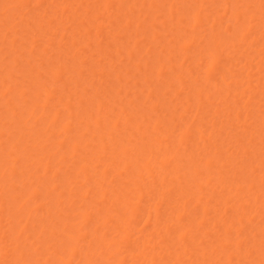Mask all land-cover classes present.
Masks as SVG:
<instances>
[{
  "label": "rangeland",
  "instance_id": "obj_1",
  "mask_svg": "<svg viewBox=\"0 0 264 264\" xmlns=\"http://www.w3.org/2000/svg\"><path fill=\"white\" fill-rule=\"evenodd\" d=\"M4 1V2H3ZM40 1H41V3H40ZM78 1H79V3H78ZM117 1H120V0H77V2H76V0H37V2L36 1H34V0H0V170H1V168H2V170L3 171H0V182H2V184L0 185V187H2V188H0V193L3 191V193H2V196L4 197V198H6V196H8L7 194L6 195H4L5 194V192L6 191H4V188H6L7 189V192L8 191H10V193H11V195H15V197H14V203L16 204H14L13 205V207L16 209H14V208H11V206H7V207H5V208H9V211L11 212V213H9V211H8V213H5V212H7V211H5V209H3L4 207L2 206V205H0V260H1V262L3 263L4 262V260L3 259H5V258H7L8 257V254H6L7 256L5 257V252H6V250L9 248V247H11V249L13 248V242H14V240H17L18 242L20 241V240H22V241H20L18 244H23L22 246L24 247V250H25V252L27 253L29 250L30 251H32V254L36 257H34V256H30V254L29 255H27L23 250V252H24V255L22 254V251L20 250V252H21V255H23L22 257L26 260V258H27V261L25 262V260H23L22 261V257L20 258L21 259V261L22 262H20V263H22L23 264V262L24 263H30V264H46V263H48V264H53V260H55V259H53L52 260V258L55 256V254H56V252L57 251H54V253L52 252L53 250V248H49V247H47V248H45L46 246H44L43 247V243L41 244L40 243V240H41V237H42V239L45 241H43L44 243H46L47 244V242L48 243H50V244H52V242L53 241H60V239L62 238V240H64L63 238L66 236H70L69 235V233H68V235L66 234H64L65 236H63V232L62 233H60L61 232V230H66L65 228H63V227H61V226H59V223H57V225H56V223L55 224H53V227L52 228H50L49 230H51V229H53V228H55V226L54 225H56L57 227H58V229L60 230V232H59V230L57 231V233L55 234V232L53 233V234H51V232L52 231H50V234L51 235H49V233L47 232V230L46 229H48L49 227H46V225L44 226V223H47L48 222V224H52L53 222H55V221H58V222H60L59 220H61L62 222L63 221H65L64 223L65 224H67V225H65V226H67V227H69V225H68V221H71V222H73V223H75V226L77 225V223H76V221L78 222V220H79V224L77 225V228H79V227H81L80 228V230L78 229V230H76L77 228L74 226V225H71V223H69L70 225H71V227H73V229L75 230H72V232H71V235H72V233L74 232V234H75V237L78 235L79 236V238H78V240L79 241H82L83 239V241L82 242H79V241H75V242H73V243H75V244H80V243H82L83 244V246H85V245H89L88 244V241H89V243L90 242H92L93 240H90V238H88V239H86L87 237H89L90 235L89 234H91V233H93L92 231H94V230H91V232H89V234H87L86 233V231L87 230H89V229H91L92 227H94V229H96V230H98L100 227H105L104 229L105 230H110L111 232L109 233V234H111V235H113V236H115L117 233L118 234H120L119 236H123V234H122V230L123 229H125V226L123 225V227H121L122 229L120 230L119 228H120V226H118V228H117V226L116 225H119L118 223H116V225L114 224L115 222H116V220H118V221H120L119 219H116L117 217H112V214H109L108 213V216L110 215V217H109V219L108 220H106L105 222H104V224L101 226L100 225V220H103V219H100L99 220V223L97 222V223H94V218H93V214H91V218H93L92 220L91 219H89V221L86 219V221L85 222H87L86 223V225L84 224V222H83V220H82V217H84V216H82L80 213H78L77 211H80V209H81V211L80 212H82V210L83 211H87V208H88V206H90V205H92V206H90L91 208V210L89 209V212L91 211V213H92V211L94 212V210H96V208H98V207H96V206H99V207H104L102 204H103V202L100 200V198H96V201L95 202H93V201H90V199L91 198H93V196H91L92 194V192H90L91 191V189H89V187H92L91 186V183H94L95 184V182H91V180L96 176V175H99V173L100 172H97V170L99 171V169L102 167V164L103 163H109V162H114V163H112L113 165H117V167L115 168L116 170H115V172L114 173H111V172H107L106 173V169H107V167H108V164L106 165V166H104V167H102L101 169H100V171H105V173L106 174H109V176L110 175H113L114 176V174L115 173H117L118 171H119V173L118 174H116V175H119V176H122L123 174H124V172H125V170L127 169V166H129L128 164H130L129 162H134V160L136 159V160H140V156H139V158H137V155H139V154H135L136 156L135 157H133V155H134V153H136L137 151H135V147L133 148V146H136V144H139V142L142 140V138H143V140L145 141V143L144 144H147V145H145L146 146V149L148 150V149H150V148H152V151H147L146 152V155H149V156H147L148 158H150L151 159V161L148 163V161H147V163H146V160H144V162L147 164V165H149L150 163V165L149 166H152V167H155L156 169H151V168H149V166H144V167H146V168H143V166H141V168L140 169H138V170H141V172H138V170H137V172L138 173H141L140 174V176H139V174H138V176H137V178H135V180L136 179H139V181L141 180L142 182H139L138 184H142V183H148V182H150L149 181V179H152L151 177H149V174H148V176H147V174L146 173H154L155 174V176H156V172H157V168H162V167H164V168H162V169H164V171H163V173H166V175L165 174H163L161 171V173L163 174V176H166V177H163L162 175V178H164V182L163 181H161V177H160V179H159V177H158V179H157V181L156 182H160L161 184L162 183H164V184H162V186H158L157 184H156V182H155V186H157V188L159 187L161 190H159V192L161 191V192H163L162 194H160V196H159V198H157L158 197V195L156 196V198L154 197V199H156V200H154V199H151L150 197H152L153 198V196H155V195H153V193H148L149 195L151 194V196L149 197L148 195H141V194H144V193H146V192H148V191H152L153 189H148V191H146L145 190V188L143 189V187L141 186V185H139V186H141L140 187V195L141 196H143L142 198H141V196L139 195V193L137 194V195H135V193H136V191H137V183L136 184H134V185H132V182H133V179H131L132 180V182H131V180H128L129 181V183L128 182H123L122 183V181L123 180H125L127 177H126V173H128L129 172V170H127L128 172H126L125 174V176L123 175L122 177H123V180H122V178L121 177H119V178H121V181H119V183H120V185L122 184V186H128V189H131V192L132 191H134V192H132V193H130V194H132L133 195V197H134V195H135V197L137 196L138 197V195H139V199H137V197H136V199H137V202H139V204H140V206H143L144 204H145V206H146V204L147 203H153L154 204V206H155V203L156 202H158L159 201V199H162L163 201L161 202V203H158L157 205H158V207L157 208H159V210L157 209V208H154L151 204H148V205H151L150 207H153L154 209H157V211L155 212V211H152L153 213L155 212V213H158V215L160 216V218L159 217H155V218H159L160 220H167V217H172L173 215H175L176 216V214L177 213H179V212H181V213H183V211H186V213H184L183 215L181 214V217H179V219L177 218H175V217H172V218H169L167 221H163L164 223L163 224H167L168 223V221H169V223H171L172 224V226L175 224V223H177L176 224V227H178V225H179V223L181 224H184L187 220H184L185 218V214H191L192 215V218H196L195 219V224H194V222H192V223H190V225L192 224V227H194V226H196L195 227V229H198V235H197V237H198V240L196 239V241L197 242H195L196 243V246L194 245V244H187V242H182L184 239H181L180 241L179 240H177L178 239V237L177 236H175V237H173L172 235H173V233H171L176 227H172L171 226V224H169L170 225V228L168 229L167 227V229H165V226H161V225H163L162 223H160V220H159V223H157V224H153V223H155V222H153V220H154V218H153V216L152 217H150V215H149V219H147V212H149L150 214H151V212H150V210H149V206H148V210L146 211L144 208H145V206H143V207H141V208H139L140 206H136V205H138V203L137 202H135V200L133 201L132 200V198H131V202L133 201L134 203H137L136 205H135V207H134V210H135V212H138V214H135V216L134 217H132V219L134 220V222H133V220L131 221V223L130 222H127L128 221V219L125 221V222H127V223H125V224H128V223H130L129 224V226H126L127 228H128V231H126V230H124L126 233H128L126 236L127 237H129V238H127V240L126 239H124V241H122V240H119V236L118 235H116L115 237H113V239L112 240H108V238L109 237H112V236H110L109 234H106V232L105 233H103V234H106L107 235V237H106V235H104V237H102L103 236V234H102V238H104V240H107L108 242L107 243H104V242H106V241H104V240H101V241H104V242H102V243H100L99 245H96V246H99V247H101L100 249H99V247H98V249H97V251L98 252H100V253H98L100 256H101V259L104 257V255H105V252L103 251V253H101V251L102 250H107L108 248H109V245L108 244H112V246H110V248H113L114 247V249L115 248H117L116 249V251L120 248V246H121V249H119L118 250V252L120 251V250H123V251H121L122 253V255L119 253V254H117L116 256L118 257V258H116V257H114L112 254H111V251H109V253L111 254V256H110V254H108L107 252V257H109L108 259V262H107V264H110V262L112 263L113 262V260H114V262H113V264H133V261H131L132 260V258L133 257H135V254H133V253H130V252H132V250L130 251V252H126V250H128L127 248H126V250L125 249H123V248H125V247H130L131 249L133 248L134 249V245L133 246H130L129 245V243L130 244H132L131 242L133 241V240H135V239H137V246L139 245V243H138V241L139 240H144L147 236V243L146 244H148V242H150L151 240H152V243H149V245L152 247V248H146V247H148V245L145 247V246H140L141 247V249H145L146 248V250L144 251V252H148L147 254H148V256H149V254L151 255V251H152V255L153 254H155V257L157 256V260H161V259H158V258H160V255H161V258H162V255L164 256V257H166V255L164 254L165 252H166V248L164 249L165 251H164V253H162V252H160L159 250H160V248H157L158 246H160L161 244H163V245H161V246H166V245H169V244H166V242H168V240H166V242L164 241V242H161V243H159L160 241H161V238L163 237V236H161V235H163V234H167L165 231H167V230H171V232H170V234L171 235H169V237H173V240L175 239L176 241H178V243H176L177 245H179V246H173V248H172V244H171V249L170 248H168V250H167V252L168 251H170L171 250V252H173V249H174V247H177V249H176V251L178 250V249H180V250H178L179 252L181 251V253H180V259H175V264L177 263V264H200L199 262H202V264H211L212 262V264H234V263H239V264H249L250 262H248L250 259H252L253 257V255L255 254L254 252V246H252V245H254L253 244V241L255 242L256 241V243H258L257 244V246H256V244H255V246L257 247V248H264V234H262V231H264V230H262L261 231V229H259L258 228V226L262 223L261 222V219H264V218H261L260 219V214L262 213V211L261 210H259L258 208H257V206H255L254 207V205L251 203L252 202V200L251 199H248L249 198V196H251L252 195V189H253V187H251V183H250V181H252V182H254L255 183V181H253V180H250L251 178L252 179H254V180H256V181H259V179H260V177L261 176H264V153H262V151H264V137H260V135H259V137L256 139L255 137H253V138H255L256 140H253V141H250V142H247L246 143V141L248 140V138H247V140L245 141V143L247 144H245L244 146H239V145H237L236 143L237 142H235V141H237L236 140V138L238 139V141L240 142H242V140L244 139L245 140V135L248 133V131H249V135H250V132H252L253 130H255L256 128H257V130H259L258 129V127H256V126H254L255 127V129L253 128V130H251L250 131V129L248 130L247 129V127L245 126L244 127V123L242 122L243 121V119L245 120L246 119V117H248V115H249V117L248 118H250L251 116H250V114H252L253 115V117H251L249 120H247V126H248V123L250 124L252 121H254L255 120V122L254 123H256V121H257V119L259 120V123L261 124V126H264V125H262V123H264V122H262V117H264V116H259V113H257L260 109V115H261V113H264V111H262V109H264V108H261L262 106H261V104H264V94H262V96L260 95V92L261 91H264V89H262L261 88V86L262 87H264V83H262V81H264V69H262V71H261V68L262 67H264V63H262L261 64V62H259V61H261L262 59H264V58H262V57H264V52H262V51H264V50H261V49H264V48H262V47H264V0H197L198 1V3H196L197 1L196 0H121V2H122V5H121V7L123 8H119L120 6H119V4L117 3ZM153 1V2H152ZM33 2H35V4L33 3ZM77 3V5H75V3ZM120 2V3H121ZM72 3H73V7H74V9H73V7H72ZM153 3V4H152ZM36 4H37V6H36ZM116 4H117V6H116ZM169 4H170V6H169ZM187 4L189 5L188 6V8L187 7H185V6H187ZM194 4V5H193ZM2 5V6H1ZM131 5V6H130ZM150 5H151V7H150ZM15 6V7H14ZM20 6V7H19ZM44 6H46V7H44ZM94 6H96V7H94ZM97 6H99V7H97ZM116 6V7H115ZM134 6V7H133ZM195 6V7H194ZM226 6H228L226 9H227V11H230V12H232V11H234V12H236V14H238L239 16V19H238V17L237 18H235L234 17V15H231L232 13H230V12H227V11H225V7ZM21 7H22V9H21ZM24 7V8H23ZM44 7V9H47V11H42V9L41 8H43ZM71 7H72V9H73V12H75L73 15L72 14H70L69 12H72V11H70V9H71ZM87 7H89V8H87ZM92 7H93V13H95L96 14V12H98L99 11V14H98V17H97V15H96V18L94 17V19H92L91 21L92 22H95V24H99V25H101V26H96L95 27V24H92L91 22L89 23V21L88 20H90L91 18H87V13H88V9H89V11H90V9H92ZM127 7H129V8H127ZM132 7V8H131ZM179 7V8H178ZM195 8V9H192V8ZM16 8V9H15ZM81 8V9H80ZM96 8V11H94V9ZM97 8H100L99 10L97 9ZM113 8H115V9H113ZM176 8V9H175ZM69 9V10H68ZM83 9H84V11H83ZM115 12V14L117 13V15H115L114 13L112 14V10ZM116 9H118V10H116ZM178 9H180V10H178ZM183 9V10H182ZM185 9V10H184ZM17 10V11H16ZM21 10V11H20ZM32 10V11H31ZM37 11L36 13H34L33 11ZM86 10H87V12H86ZM98 10V11H97ZM121 10V11H120ZM132 10H133V12H132ZM187 10V11H186ZM225 11V13H224V11ZM19 11V12H18ZM38 11H39V13H38ZM56 11H57V14H56ZM131 11V12H130ZM175 11V12H174ZM41 12H43L44 13V15L43 16H45V17H43V16H41L40 15V13ZM55 12V13H54ZM62 12V13H61ZM80 12H81V14H80ZM82 12H83V14H82ZM122 12H124V13H122ZM177 12H178V14H177ZM179 12H180V14H179ZM237 12H239V13H237ZM244 12V13H243ZM8 13H14L15 15H13L12 17L11 16H9L8 17ZM23 13V14H22ZM37 13L40 15V17L42 18H40L39 17V15L38 16H36L37 15ZM43 13H41V14H43ZM50 13H52L51 15H48V14H50ZM78 13H79V16L81 15V17L82 18H84L85 17V19H87L86 20V22L88 21V23H86V22H83V21H85V19H82L83 21L82 22H80V21H78V22H80V24H77V18H79V20H81L80 19V17L78 16ZM91 11L89 12V15L88 16H90L91 14ZM92 13V14H93ZM109 13V14H108ZM129 13H131V14H129ZM181 13H184V14H182V16L184 17V19L182 18V16H181ZM191 13V14H190ZM19 14H20V16H19ZM33 14H35V15H33ZM48 15V17L49 16H52L53 17V15L54 14H56V15H54V17L52 18H50L49 17V19L50 20H46L48 17H47V15ZM68 14V15H67ZM69 14H70V16H77L76 17V19L74 20L75 21V23L73 24L72 22H73V17H70L69 18ZM84 14L86 15V16H84ZM111 14V15H110ZM150 14V15H149ZM188 16H187V15ZM220 14H223L224 16H222V18L219 16ZM24 16V17H22V16ZM29 15V17H27V20H23V18L25 19L26 18V16H28ZM33 17V18H31V16ZM59 15H61V16H59ZM128 15H130V16H132V17H127ZM197 15V16H196ZM217 15V16H216ZM241 15H243V16H241ZM34 16H36V18L34 17ZM58 16V17H57ZM64 16H66V18L68 19H70V21H69V19L68 20H66V18L64 17ZM106 16H107V18H106ZM109 16V17H108ZM111 16H114V17H112L111 18ZM120 16H122V18L120 17ZM138 16H140V17H138ZM147 16V17H146ZM180 16H181V18H180ZM185 16H186V18H185ZM196 16V17H195ZM215 16L216 17H220V18H216L215 19ZM40 19H39V18ZM62 17H63V19H62ZM145 17V18H144ZM194 17H195V19H194ZM4 19L3 21H2V19ZM9 20H8V19ZM29 18V19H28ZM58 20H57V19ZM65 18V19H64ZM72 18V19H71ZM93 18V17H92ZM147 18V19H146ZM189 18V19H188ZM199 18H201V19H199ZM214 18V19H213ZM233 18H235V19H233ZM6 19V20H5ZM11 19V20H10ZM22 19V20H21ZM32 19H34V20H32ZM115 19V20H114ZM116 19L117 20H119L120 19V21L123 23L122 24V27L120 26V28L119 29H117V31L115 32V34L117 33H120V34H118V35H115V37L114 38H116L115 39V41L117 42H115L114 40L112 41V42H115V43H108V45H107V47L109 46V45H112V46H114L115 47V45L117 46V47H119V51H117V53L116 52H114V53H116L115 55H117V56H114V54H113V56H111L112 55V52L113 51H111V50H113V49H110V47L112 48V46H110V47H108V49H109V51L107 52L106 51V49H104V48H106V46H104L106 43H104V42H101L100 44H99V40L98 39H100V41L101 40H104L105 38L107 39V38H109V39H113V37L110 35V37H109V35L108 34H111V31L114 33V30H116V29H114V27L112 28V26H116V24L117 23H113V20L114 21H116ZM130 20L129 22H131V23H129V22H127L128 24L126 25V24H124V20ZM186 19V20H185ZM38 20H39V22H38ZM44 20L46 21V22H44ZM65 22H63V21ZM107 20H110V22H108ZM125 20V21H126ZM141 20V21H140ZM197 20V21H196ZM234 20H237V21H234ZM10 21V22H9ZM27 21V22H26ZM29 21H31V22H33V23H31V22H29ZM41 21V22H40ZM48 21H49V23H48ZM67 21H68V23H67ZM234 21V22H233ZM36 22V23H35ZM69 22H70V24H69ZM107 22H108V24H110V25H106L107 24ZM119 22V21H118ZM132 22H133V24H132ZM39 23V24H38ZM42 23H44V25L42 24ZM85 23V24H84ZM142 23V24H141ZM236 23V24H235ZM28 24V28L25 26V25H27ZM32 26H31V25ZM40 24H42V25H40ZM65 24H67V25H65ZM89 24H92L91 26H89L88 27V29H86L85 30V28L88 26ZM103 24H105V25H103ZM130 24H132V25H130ZM144 24V25H143ZM150 24V25H149ZM40 25V26H39ZM69 25H71V27H73V25H75L74 26V28H71V27H69ZM77 25V26H76ZM82 25V26H81ZM112 25V26H111ZM119 25H121V24H119ZM126 25V26H125ZM243 26L242 28L241 27H239V26ZM35 26V27H34ZM47 26V27H46ZM54 26V27H53ZM78 26H80L79 28H78ZM103 26V27H102ZM104 26H108L107 28L106 27H104ZM117 26H118V24H117ZM124 26V27H123ZM130 26H131V28H130ZM148 26V27H147ZM171 28H170V27ZM38 27V28H37ZM43 27V28H42ZM50 27V28H49ZM64 27V28H63ZM66 27V28H65ZM95 27V28H94ZM102 27V28H101ZM111 27V28H110ZM119 27V26H118ZM137 27V28H136ZM152 27V28H151ZM24 28V29H23ZM26 28V29H25ZM71 29V31H69L68 32V30H70ZM78 28V29H77ZM80 28H83V30H85V32L82 30V29H80ZM116 28V27H115ZM126 28V29H125ZM144 28H147V29H144ZM239 28V29H238ZM30 29V30H29ZM33 29V30H32ZM62 29H63V31H62ZM66 29V30H65ZM72 29H73V31H72ZM80 29V30H79ZM100 31H99V30ZM102 29L103 30H106L107 32H106V34H107V37H106V34H104V33H102ZM108 29V30H107ZM112 29V30H111ZM145 31H144V30ZM154 29V30H153ZM234 29H238V31H236V33L237 34H239V37H240V34L242 35V37H240V38H237L236 39V34L234 35V33H235V30ZM4 30V31H3ZM30 31V33H29V31ZM95 30H96V32H95ZM149 30V31H148ZM152 30V31H151ZM180 30H181V33L179 34V32H180ZM184 30V31H183ZM76 31H80L79 32V34H78V32H76ZM83 31V32H82ZM109 31H110V33H109ZM120 31V32H119ZM143 31V32H142ZM153 31H154V33H153ZM7 32V33H6ZM32 32V33H31ZM37 32V33H36ZM63 32V33H62ZM69 33V35H68V33ZM76 32V33H75ZM88 32H90V33H88ZM95 32V33H94ZM105 32V31H104ZM143 34H142V33ZM234 32V33H233ZM3 33H4V35H3ZM6 33V34H5ZM36 33V34H35ZM40 33H43L42 35L40 34ZM65 33H67V34H65ZM75 33V34H74ZM83 33H86V34H83ZM88 33V34H87ZM132 33V34H131ZM32 34V35H31ZM41 36H40V35ZM70 34H71V36H70ZM78 34V35H77ZM91 35L92 36V34H93V38L94 37H96V35H97V37H98V39H97V37L95 38V39H93L92 37H88V35ZM104 34V36H105V38L104 37H99V35H103ZM147 34V35H146ZM153 34V35H152ZM187 34V35H186ZM231 34V35H230ZM24 35H25V37H24ZM38 35V36H37ZM65 35H67V36H70V37H72V35L74 36V38H75V40H77V42L74 44V41H72V39H73V37L72 38H70V37H66ZM77 35V36H76ZM83 35H85V36H83ZM89 35V36H90ZM95 35V36H94ZM121 35V36H120ZM213 35V38L211 39L213 42V44L214 43H216L217 44V46L215 47L216 48V50H215V48H213L214 49V52L213 53H215L216 54V57L217 58H212L213 56V54H211L210 55V57H209V55L207 56V54H206V52H207V50L209 49H207V43H205L206 44V46H205V44H204V46L206 47V51H204V50H202L201 52H205L204 54L203 53H200L199 51H197V50H200L201 48H202V46H203V43L206 41V42H208V43H210L211 41L209 40V38L211 37ZM32 36V37H31ZM36 37V39H35V37ZM174 36V37H173ZM30 38V40H29V38ZM38 37V38H37ZM42 37H44L45 38V40H40L39 38H41V39H43ZM49 39H48V38ZM52 37V38H51ZM64 37H66V39H70L69 40V43L70 42H72V44L70 43H68L69 45H67V42H68V40H66ZM80 37H82L81 39L83 40L84 38H88L89 40H87V41H89V42H87L86 41V44L84 43V47H86L87 49H84L83 47H81V45H82V42H84V41H81V39H77V38H80ZM84 37V38H83ZM144 37H146L145 38V40H144ZM227 37V40L228 39H230V40H232V37H235L234 38V40H232V42H228L227 40V42L228 43H224V41H225V39L224 38H226ZM33 38V40H31ZM103 38V39H102ZM119 38V39H118ZM149 38V39H148ZM178 38V39H177ZM180 38V39H179ZM188 38V39H187ZM191 38V39H190ZM194 38V39H193ZM198 38V39H197ZM207 38V39H206ZM47 39H48V41H47ZM50 39H52L51 41H50ZM67 41V42H65V40ZM92 39V41L93 42H91L90 40ZM176 39V40H175ZM185 40L186 41V48H184L185 47V45H183L184 43H183V40ZM192 39H193V41H192ZM206 39V40H205ZM216 39L217 40H219L220 39V42H218L217 43V41H216ZM222 39H223V41H222ZM236 39V40H235ZM58 40V41H57ZM74 40V39H73ZM96 40L98 41V44H97V42H96ZM117 40H119V42L120 41H122L121 43V45L119 44V42L117 41ZM187 40H190V41H192V42H190V41H187ZM199 40V41H198ZM22 41V42H21ZM32 41V42H31ZM45 41V42H44ZM47 41V42H46ZM50 41V42H49ZM55 41H57L58 42V44L59 45H57V43L55 42ZM59 41H61V42H59ZM64 41V42H63ZM80 41H81V43H80ZM95 41V42H94ZM108 41H110V40H108ZM110 41V42H111ZM180 41V42H179ZM195 41H196V44L194 45V43H195ZM210 41V42H209ZM233 41H234V43H233ZM38 42H41V43H38ZM53 42V43H52ZM105 42H107V41H105ZM144 42V43H143ZM149 42V43H148ZM161 42V43H160ZM182 42V45L184 46H182V48H184V50H181L182 48H177V46L180 44ZM187 42H189L188 44L189 45H187ZM15 43V44H14ZM61 43H64V44H61ZM77 43H78V45H77ZM87 43L88 44H90V46H89V49H88V45H87ZM96 43V44H95ZM136 43V44H135ZM147 43H148V45H147ZM157 43H159V44H157ZM192 43V44H191ZM60 44H61V46H60ZM65 44H66V46H67V49L65 50L66 52H67V50H70V49H72V50H70V52L68 51L67 53V56H68V58L66 57V58H64L65 60H66V62H67V64H69L70 63V60H71V64H72V66L74 65V67L76 68V67H78V62H79V65H80V67H82L84 70H83V72L85 71V69H87V71H85L84 73L81 71V70H79V71H81L82 72V74H83V76H79V74H78V76H75L76 78L78 77V80L80 81L81 80V78H82V80L84 81H80L81 82V85L83 86V83L87 86H85V88L84 87H82L81 85H80V83H78L79 81L77 80V82H73V81H70L69 83L66 81V79H65V81H66V83L64 84V82H62L61 80H63L64 81V78H66L67 76H69V75H72V74H69L68 75V73H69V69H68V71H66L67 69L65 68V66H63V64H65V60L61 57V55H62V53L61 52H63L64 51V48H66V46H65ZM92 44H94V45H92ZM103 44V46H101ZM146 44V45H145ZM161 44V45H160ZM212 44V45H213ZM7 45H9V46H7ZM13 45V46H12ZM48 46V47H45V46ZM53 45V47H51ZM56 45V46H55ZM79 45H80V47H79ZM93 47H92V46ZM99 46L98 48H97V46ZM163 45L165 46L164 48H163ZM181 45V44H180ZM191 45V46H190ZM199 45H202V46H199ZM219 45V46H218ZM37 46V47H36ZM41 46H43V48L41 47ZM50 46V47H49ZM55 46V47H54ZM70 46H71V48H70ZM74 46V47H73ZM78 46V51L77 52H75V54H76V56H77V54L79 53V56L81 57V58H79V56H77V58H74V57H76L75 56V54H73L74 53V48H75V50H77L76 49V47ZM149 46V47H148ZM153 46V47H152ZM162 47V51H161V47ZM168 46V47H167ZM203 46V47H204ZM211 46V45H210ZM12 47V48H11ZM21 47V48H20ZM23 47V48H22ZM36 47V48H35ZM41 47V48H40ZM47 48V49H45V48ZM60 47L62 48V51H60L61 49H60ZM93 48V50L91 51V48ZM94 47H95V49H94ZM100 47H101V51L99 50L100 49ZM128 47V48H127ZM151 47V48H150ZM160 47V48H159ZM173 47V48H172ZM179 47V46H178ZM208 47H209V44H208ZM212 47V46H211ZM17 48H19V51H18V49ZM32 50H31V49ZM35 48V49H34ZM52 48H54V49H52ZM58 50H57V49ZM70 48V49H69ZM97 48V49H96ZM141 48V49H140ZM170 50H172V51H169L168 49ZM175 48H177V49H175ZM29 49V50H28ZM36 49H40L39 51L37 50V52L38 53H40V54H42V55H40V54H38V53H36ZM50 49H52V50H50ZM80 49V50H79ZM84 49V50H83ZM102 49H104L103 51H102ZM107 49V50H108ZM115 49H116V47H115ZM118 49V48H117ZM131 51H129V50ZM139 49V50H138ZM146 49H147V51L148 52H146ZM158 49V50H157ZM164 49V50H163ZM167 49V51H165ZM175 49V50H174ZM203 49V48H202ZM212 49V50H213ZM41 50H42V52H41ZM56 50H57V52H59V54L56 52ZM137 50V51H136ZM141 50H142V52H141ZM188 50V51H187ZM212 50H210L211 52H212ZM218 50V51H217ZM245 50H246V52H245ZM22 51V52H21ZM30 51V52H29ZM45 51V52H44ZM52 51H55V52H52ZM80 51V52H79ZM93 51H94V53H93ZM98 51V52H97ZM127 51H128V54H127ZM135 51V52H134ZM158 51H161V52H158ZM209 51V53H211ZM48 52L50 53V54H48ZM65 52V53H66ZM71 52H72V54L74 55V57H72V54H71ZM103 52V53H102ZM105 52H107V53H105ZM110 52V53H109ZM133 52V53H132ZM153 52V53H152ZM157 52V53H156ZM185 53V56H184V53ZM196 52V53H195ZM261 52V53H260ZM25 54V55H23V54ZM32 53V54H31ZM64 53V54H65ZM81 53H83V54H81ZM93 53V54H92ZM97 53V54H96ZM103 55H102V54ZM110 55H109V54ZM119 53V54H118ZM143 53V54H142ZM170 53V54H169ZM198 53V54H197ZM218 53V54H217ZM244 53V54H243ZM34 54V55H33ZM58 55V57H57V55ZM121 54V55H120ZM140 54H142V55H140ZM146 54H147V56H146ZM156 54V55H155ZM169 54V57L167 56ZM178 56H177V55ZM180 54V55H179ZM190 54V55H189ZM201 54H203L202 55V57H201ZM206 54V55H205ZM22 57H21V56ZM40 55V56H39ZM44 55V56H43ZM47 55H49V56H47ZM72 57H70V56ZM83 55H85V56H83ZM87 55H88V57H87ZM98 55H99V57H101V58H103L104 60L102 61V63H99V62H101L100 60H102V59H100L99 57H98ZM102 55V56H101ZM131 55H134V56H132L131 57ZM138 55V56H137ZM152 55V56H151ZM164 55V62H168V63H166L165 64V68L163 67V68H161L163 65H159V67L162 69V72H161V70L159 69V68H157L158 67V64H159V59H158V56L159 57H162ZM199 55V56H198ZM218 55V56H217ZM245 55H247V56H249V57H246ZM17 56H20V57H17ZM41 57V58H37V57ZM53 56V57H52ZM63 57H64V55H62ZM109 56V57H108ZM145 56V57H144ZM212 56V57H211ZM42 57H43V59H42ZM46 57H48V58H46ZM70 57V58H69ZM94 57H95V59H94ZM107 57V58H106ZM114 57V58H113ZM135 57H137V58H135ZM139 57H140V59H139ZM168 57V58H167ZM171 57V58H170ZM186 57V58H185ZM195 57V60L193 59ZM199 57H201V58H199ZM256 57H257V59H256ZM17 58V59H16ZM20 58V59H19ZM28 58V59H27ZM78 58L79 59H82L81 61H78ZM89 60H88V59ZM98 58V59H97ZM110 58V59H109ZM219 58V59H218ZM260 58H261V60H260ZM31 59V60H30ZM41 59V60H40ZM51 59V60H50ZM68 59H69V61H68ZM85 59H86V61H85ZM94 61H93V60ZM97 59V60H96ZM107 59V60H106ZM136 59V60H135ZM158 59V60H157ZM211 59H212V62L210 63V61H211ZM213 59H215V60H213ZM217 59H218V61H217ZM259 59V60H258ZM23 60V61H22ZM33 60H35V61H33ZM46 61L45 63H40V62H44V61ZM55 60L56 61H58V62H55ZM76 62H74V61ZM77 60V61H76ZM83 60H84V62H83ZM110 60H111V62H110ZM113 60H115V61H119L117 64H115V62H113ZM166 60V61H165ZM180 60V61H179ZM248 60V61H247ZM257 60H258V62H257ZM34 63H33V62ZM53 63H52V62ZM88 61V62H87ZM91 61H93V62H91ZM95 61H97V62H95ZM99 61V62H98ZM108 61V62H107ZM127 61H128V63H127ZM145 61V62H144ZM161 61H162V59H161ZM196 61V62H195ZM215 61V62H214ZM32 62V63H31ZM64 62V63H63ZM69 62V63H68ZM89 62H91V63H93V64H91L93 67H92V69L91 70H89V67H91V65L89 64ZM104 62V63H103ZM110 62V63H109ZM130 62V63H129ZM138 62H139V64H138ZM163 62V63H164ZM189 62V63H188ZM248 62H249V65H248V67H247V65H245V64H248ZM255 62H257V63H259V64H257V66H256V63ZM47 63V64H46ZM75 63V64H74ZM81 63V64H80ZM95 63H98L100 66L102 65L103 66V69H104V71L105 72H107V76H109V73H108V68L110 69V70H112V71H110L111 73H113L114 75L112 76V75H110V77L112 76L113 78V81H115V79H116V77L118 78V76H121L120 74L122 73V71H123V73H122V75H123V78H122V76L121 77H119V78H121V80L119 79V81H115V83H119L120 85H118V83H117V91L115 92L114 91V89H113V91H114V94H115V96L114 95H112L109 99H108V95L110 94H113V92L112 93H109L108 94V92H106V93H104L103 94V92H102V89H104V87L107 85V84H104V83H106V82H108V83H111L112 84V82L113 81H111V82H109V81H105L104 79H105V77H106V79L108 78L107 76H106V73H104V71H103V69H102V66H101V68H100V66L99 65H95ZM146 63H147V65H146ZM162 62H160V64H161ZM174 63H176V64H178V65H180V67H181V69L182 70H180V72H177L178 71V68H175V67H173V68H170V67H172V65H170V64H174ZM180 63V64H179ZM194 63V64H193ZM30 64H31V66H30ZM59 64H60V67H59ZM86 64V65H85ZM88 64H89V66H88ZM111 64V65H110ZM112 64H113V66H112ZM126 64V65H125ZM145 66H144V65ZM187 64H188V66H187ZM197 64V65H196ZM209 64V65H208ZM42 65V66H41ZM50 65V69L49 68H46V66L48 67ZM55 65H56V67H55ZM62 65V66H61ZM84 65H85V68H84ZM105 65V66H104ZM106 65L108 66L107 67V69L105 68L106 67ZM121 65V66H120ZM123 65V66H122ZM139 65V66H138ZM170 65V66H169ZM211 65V66H210ZM241 65H242V67H241ZM251 65H252V67H260V68H255V69H253L252 67H251ZM32 66H37V67H39L38 68V70H41V72L40 71H38L37 70V68H31ZM86 66H88V68H86ZM99 66V67H98ZM110 66V67H109ZM151 66H153V67H151ZM167 66V67H166ZM191 66H193V67H191ZM197 68H196V67ZM228 66L230 67V69L228 68ZM244 66V67H243ZM30 67V68H29ZM52 67V68H51ZM61 67H62V69L64 68L65 69V73L63 72V71H61L60 69H61ZM68 67H69V65H68ZM101 70V71H103V72H97V71H99V69ZM116 67H118V69L115 68ZM195 67V68H194ZM9 68L11 69L10 70V72H9ZM20 68V69H19ZM42 68H44V69H42ZM58 68V69H57ZM60 68V69H59ZM93 68H94V70L96 71H94L93 72ZM124 68H127L129 71H127L126 69H124ZM157 68V69H156ZM168 68H169V70H168ZM175 68V69H174ZM226 68H228L229 70L227 71L226 70ZM48 69V70H47ZM52 69V70H51ZM76 69H78V68H76ZM97 69V70H96ZM114 69V70H113ZM120 69V73L117 71V70H119ZM147 69V70H146ZM153 70V72L152 71H150V70ZM165 69H167V70H165ZM193 69V70H192ZM257 69V70H256ZM260 69V70H259ZM22 70V71H21ZM54 70V71H53ZM75 70V69H74ZM127 71V74H126V71ZM142 70V71H141ZM160 71L161 72V74H156L157 72H155V71ZM185 70V71H184ZM256 70V71H255ZM259 70V71H258ZM38 71V72H37ZM50 71H52V73L54 72V73H57L58 75H54L53 77H52V74L50 73ZM55 71H58V72H55ZM60 71H61V73H60ZM73 71V70H72ZM91 71V73H89ZM116 71L118 72V74H115L116 73ZM133 71V72H132ZM136 73H135V72ZM142 73H141V72ZM164 71V72H163ZM191 71V72H190ZM197 71V72H196ZM226 71V72H225ZM253 71H255L253 74H252V72ZM27 73L28 74V76L29 75H31V73L32 74H35L36 75V73H37V81H35V83H37L36 84V86H35V84H31L32 82H30V85L29 84H27V83H29V82H27L26 81V79L28 80L29 79V77H22L23 75H24V73ZM40 72V73H39ZM46 72V73H45ZM68 72V73H67ZM75 73H78V71L76 72V71H74ZM115 72V73H114ZM139 72V73H138ZM160 72H158V73H160ZM219 72H221V73H219ZM259 72V73H258ZM19 75H18V74ZM44 73V74H43ZM73 73V72H72ZM89 73V74H88ZM102 73V74H101ZM110 73V74H111ZM130 73V74H129ZM133 73H135V74H133ZM143 73H145V74H143ZM179 73V74H178ZM187 73H189V74H191V75H188ZM223 73V74H222ZM224 73H226V75H227V77L229 76V79H230V77L231 76H233V77H235L236 79H242L241 81H239V83H240V85H238V84H236V83H238L237 82V80L235 79V81H233V82H235L234 83V85L238 88V89H235V92H238L239 93V91H240V93H241V90H243L242 92L244 93V95L246 96V97H248L249 96V94H250V96H251V94L252 95H254V91H256V89H258L259 88V86H260V88H259V91L254 95V98L252 99V100H250V98L248 99L247 98V101L248 100H250L249 102H247L246 103V105H244L245 103V98L246 97H243L244 95H243V93L242 94H240V96H242V97H240L237 93H236V97L235 96H233L234 94H235V92L233 93V92H231L230 93V91H229V93H228V91H227V89L228 88H230V89H232L230 86L228 87V81H229V79L227 80V81H222V84H223V86H222V88L223 87H225L226 86V84H225V82H227V86H226V90L224 91V92H222V95H224V97H223V100H225L226 99V102H227V108H230V109H227V112H228V114H227V116H226V114H223V115H221V117L220 116H218V115H220V114H222V112L224 111L225 112V107L224 106H221L220 104L223 102H221V96H220V91H218V92H220L219 93V97H218V93H216V90H218V89H216V87H215V83H219L218 81H221V74L222 75H225ZM23 74V75H22ZM49 74V75H48ZM60 74H61V76H60ZM66 74V75H65ZM81 74V75H82ZM92 74H94L93 76H92ZM151 74V75H150ZM169 76H168V75ZM209 74H211V75H209ZM5 75V76H4ZM74 75V74H73ZM89 75V76H88ZM91 75V76H90ZM100 75H102V76H100ZM144 75L146 76V77H144ZM157 75V76H156ZM159 75V76H158ZM177 75V76H176ZM196 75V76H195ZM202 75V76H201ZM251 75V76H250ZM25 76V75H24ZM31 76H33V75H31ZM30 76V77H31ZM36 76H34L35 77V79H36ZM150 76V77H149ZM201 76V77H200ZM248 76H249V78H248ZM2 77H5V78H2ZM12 77V78H11ZM40 77V78H39ZM46 77V78H45ZM49 77V78H48ZM55 77H57V78H55ZM70 77L71 76H69V79L68 80H71L70 79ZM102 77H104V78H102ZM144 77V78H143ZM152 77L154 78V79H152ZM164 77V78H163ZM166 77V78H165ZM172 77H174V78H172ZM206 77V78H205ZM233 77L231 78V80L233 79ZM247 77V78H246ZM258 77V78H257ZM10 80H9V79ZM53 78H55V79H53ZM63 78V79H62ZM83 78H86V80L85 79H83ZM94 78V79H93ZM127 79V80H124V79ZM158 78V79H157ZM161 78V79H160ZM196 79L194 82H195V86L197 87V85H198V88L200 89V91L198 92L197 90H195V89H193L191 86L193 85L192 83H191V79ZM200 80H199V79ZM256 78V79H255ZM20 79V80H19ZM53 79V80H52ZM88 79V80H87ZM111 79V80H112ZM143 79H145V80H143ZM162 79H164L166 82H167V80H168V82L167 83H170V84H168V85H170V86H166V82L165 83H163V80ZM171 79V80H170ZM203 79V80H202ZM224 79V78H223ZM233 79V80H234ZM8 80V81H7ZM13 80V81H12ZM25 80V81H24ZM30 80V79H29ZM32 80V79H31ZM44 80V81H43ZM47 80V81H46ZM73 80V79H72ZM100 80H101V82H100ZM103 80H104V82H103ZM134 80H136V81H134ZM138 80H140V81H138ZM148 80V81H147ZM157 80V81H156ZM173 80V81H172ZM179 80V81H178ZM226 80V79H225ZM230 80V81H231ZM259 80V81H258ZM43 81V82H42ZM98 81H99V83H98ZM170 81V82H169ZM171 81H172V83H171ZM202 81V82H201ZM211 81L212 82V84L213 85H211V82L209 83V82ZM5 82V83H4ZM17 82V83H16ZM71 82H73V83H71ZM92 82V83H91ZM121 82H123V83H121ZM135 82V83H134ZM258 82H260V83H258ZM41 83H42V85H41ZM60 83H61V85H60ZM77 83H78V85H77ZM127 83V84H126ZM134 83V84H133ZM197 83V84H196ZM204 84V86H203V84ZM231 83H232V81H231ZM262 83V84H261ZM4 84V85H3ZM39 84H40V86H39ZM103 84V85H102ZM110 84V85H111ZM113 84H114V82H113ZM172 84V85H171ZM189 84H192V85H190V87H189ZM199 84L201 85V88H200V86H199ZM206 84V85H205ZM219 84H221V83H219ZM219 84H217V85H219ZM259 85V86H256V85ZM261 84V85H260ZM6 85H7V87H6ZM38 85V86H37ZM75 85H77V86H75ZM99 85V86H98ZM115 85V84H114ZM121 85H123L124 87H125V89H124V87L123 86H121ZM233 85V86H234ZM255 85V86H254ZM100 86H102V87H100ZM121 88H120V87ZM140 86V87H139ZM161 86V87H160ZM163 86V87H162ZM234 86V87H235ZM13 89H12V88ZM25 87V88H24ZM92 87V88H91ZM101 89H100V88ZM118 87L120 88V89H118ZM122 87H123V89H122ZM130 87V88H129ZM142 87V88H141ZM217 87H220V86H217ZM253 87H256V89L255 88H253ZM11 90H10V89ZM30 88H33V89H35L36 91H34V93L32 92L31 93V91H33V89H29ZM47 88V90L44 92V90ZM57 88V89H56ZM95 88H99L100 89V91L98 92V90L99 89H96L95 90ZM106 88H108V87H106ZM116 88V87H115ZM129 88V89H128ZM141 88V89H140ZM144 88V89H143ZM156 88V89H155ZM195 88V87H194ZM222 88H220V89H222ZM27 89V90H26ZM44 89V90H43ZM65 89V90H64ZM71 89V90H70ZM76 91H75V90ZM87 89V90H86ZM138 90V93H137V90ZM154 91V92H151L152 90ZM190 89V91L188 92V90ZM191 89L193 90L192 92H191ZM224 89V88H223ZM234 89V88H233ZM262 89V90H261ZM6 90V92H4ZM59 90V91H58ZM64 90V92L63 93H60V92H62ZM95 90V91H94ZM106 90V89H105ZM104 90V91H105ZM108 90H110V89H108ZM139 90H141V91H143V92H141V91H139ZM151 90V91H150ZM156 90H158V91H156ZM202 90V91H201ZM11 91V92H10ZM28 91V92H27ZM52 91V92H51ZM55 91V92H54ZM57 91V92H56ZM92 91V92H91ZM194 91H197V96L194 94V93H196V92H194ZM38 92V95H36L35 96V93H37ZM42 92V93H41ZM44 92V93H43ZM68 92V93H67ZM82 92V94H80ZM94 92V93H93ZM102 92V93H101ZM109 92H111V91H109ZM119 92V93H118ZM135 92V93H134ZM150 92V94L151 95H149L148 93ZM194 92V93H193ZM39 93H41V94H39ZM49 93H51V94H49ZM60 93V94H59ZM66 93V94H65ZM76 93H79V95H78V98L76 97L77 96V94ZM91 93H93V94H91ZM98 94V96L97 95H94V94ZM132 93H133V95L136 97V98H134L135 100H133L134 101V103L132 104V99H133V95H132ZM216 93V94H215ZM224 93V94H223ZM262 93V92H261ZM14 94V95H13ZM63 94V95H62ZM71 94H72V96L74 95V94H76V95H74L75 97H72L71 96ZM85 94L87 95V96H85ZM89 94H91V95H89ZM108 94V95H107ZM44 95H46V97L44 96ZM58 95H61L60 96V98L59 97H56V96H58ZM69 95H70V97H69ZM81 95V97H79ZM82 95H83V97H82ZM102 95H103V97H102ZM148 95H149V97H148ZM158 95V96H157ZM239 97H238V96ZM31 96V97H30ZM38 96H40V97H38ZM44 96V97H43ZM54 96H55V99H53L54 98ZM89 96V97H88ZM90 96H91V98H90ZM101 96V97H100ZM107 98V100H105L106 98ZM108 96V97H107ZM87 97L89 98V100H90V104H89V107H91V109L90 108H88L87 106H88V99H87ZM194 97V98H193ZM34 98V99H33ZM57 98V99H56ZM67 98V99H66ZM81 98V101L79 100ZM103 98V99H102ZM195 98H197L196 100H197V102L198 103H200V107L201 108H198V105H194V104H196L197 102H195ZM31 99V100H30ZM47 99H49V100H47ZM60 99V100H59ZM91 99H94V101L95 100H97L96 102H98V104L99 105H96L97 103L95 102V103H92L91 101H93V100H91ZM98 99H102V100H99L98 101ZM194 99V100H193ZM7 100V101H6ZM9 100H11V102H9ZM13 100V101H12ZM53 100L54 101H56L57 103L56 104H53V103H55V102H53ZM67 100V101H66ZM78 100V101H77ZM15 101V102H14ZM74 101V102H73ZM88 101V102H87ZM117 101V102H116ZM129 101H130V103H129ZM221 103H220V102ZM12 102H13V104H15V105H17V106H15L16 108H18V109H16V108H14L13 106L14 105H11L12 104ZM49 102V103H48ZM53 102V103H52ZM59 102V103H58ZM60 102H61V104H60ZM72 102V103H71ZM76 102V103H75ZM86 102V103H85ZM109 102H110V104H109ZM112 102V103H111ZM6 103H8V104H6ZM80 103V104H79ZM141 103H142V106H141ZM202 103V104H201ZM225 102H223L222 104H224ZM154 104V105H153ZM188 104V105H187ZM75 105V106H74ZM81 105V106H80ZM136 105H139V107H140V109H138V112H137V114H135L136 116H134V119H135V117H137L138 118V116H139V118H138V122L140 123L139 125H140V127L139 128H141V126L143 127V125H145L146 124V126H147V124L149 123L150 124V126L152 125H154V127H155V123L157 124V123H160L159 125L157 124L156 126L157 127H155L154 129H152V132H150L149 134H145L146 132H149L147 129L149 128H147V129H145V130H143V131H141L140 129V132H141V134L142 133H144V135H141V136H139L140 135V132H134L133 134H132V136H131V134H130V136L128 135L131 131H133L134 129H128V126L126 127V128H122V122H120V121H122L123 119H124V114L127 116L129 113L131 114V113H136V107H138V106H136ZM144 105V106H143ZM151 105L153 106V109H149L150 107H151ZM191 106V107H188V106ZM220 105V106H219ZM94 108H93V107ZM98 106V107H97ZM122 106V107H121ZM136 106V107H135ZM185 106V107H184ZM193 106V107H192ZM194 106L196 107V108H194ZM22 107V108H21ZM33 107V108H32ZM51 107H52V109H51ZM57 107V108H56ZM78 107H80V108H78ZM85 107V108H84ZM101 107H102V109H101ZM138 107V108H139ZM149 107V108H148ZM222 107H224V110H222L223 108ZM234 107H236V108H234ZM242 107H244L245 109H242ZM259 107V108H258ZM25 108V109H24ZM54 108V109H53ZM86 108H88L87 110L89 111V112H95L96 113V116H95V113H94V115L93 116H95V117H97V115H98V123L97 122H95V121H97V120H95V118L91 115V117H89L88 115H87V117H86V114H87V110H84V109H86ZM96 108V109H95ZM99 108V109H98ZM122 108V109H121ZM219 108L220 110H222V112L220 113V111H219V113H214L213 112V110L214 111H216L217 109ZM246 108H247V110L249 109V110H251L250 108H253V112H256V114L254 113H251V111H249L248 110V112L250 113V114H248V115H246V113H243V112H245V111H247L246 110ZM254 108H255V110H254ZM33 111H32V110ZM41 109H42V111H41ZM66 109V110H65ZM77 109H79V110H77ZM186 109V110H185ZM258 111H257V110ZM21 110H22V112H21ZM108 110V111H107ZM141 110H142V112H141ZM185 110V111H184ZM238 110H242L241 112L240 111H238ZM39 111H40V113H39ZM54 111V112H53ZM56 111V112H55ZM59 111V112H58ZM64 111H65V115H64ZM75 111V112H74ZM76 111L77 112H79V113H77L76 114ZM81 111V112H80ZM106 112L105 113V116H106V120H108V121H113V123H118L117 125H114L113 123L111 124V126H112V128L111 127H109V128H111V129H109L108 131H107V133L105 134V132H106V129H108L107 127L106 128H104V122H103V118H102V114H103V112ZM27 112H30V113H27ZM34 112V113H33ZM52 112V113H51ZM88 112V113H89ZM97 112H99V113H97ZM109 112H110V114H111V116H110V114H109ZM140 112V113H139ZM144 112V113H143ZM146 112V113H145ZM172 112H173V114H172ZM236 112H240V118L242 117V119H235L233 116H235L236 115ZM8 113V114H7ZM46 113H48V114H46ZM57 113V114H56ZM73 113V114H72ZM82 113H84L85 114V117H84V114H82ZM92 113V114H93ZM203 113V114H202ZM212 113H214L213 114V116H214V118H211V117H213L212 116ZM229 113H231V115H230V117L228 116L229 115ZM32 114V115H31ZM51 114V115H50ZM52 114H54V115H52ZM60 114V115H59ZM76 114V115H75ZM79 114V115H78ZM83 115V117L81 118V116ZM109 114V115H108ZM129 114V115H130ZM141 114H143V115H141ZM233 114H235V115H233ZM241 114H243V115H241ZM9 115V116H8ZM13 115V116H12ZM33 115H34V117H33ZM44 115H45V117H44ZM64 115V116H63ZM75 115V116H74ZM104 115V114H103ZM114 115V116H113ZM116 115H117V118H116ZM118 115H119V117H118ZM121 115V116H120ZM145 115H146V117H145ZM174 115V117H171V116H173ZM225 115V116H224ZM237 115H239V114H237ZM236 115V116H237ZM245 115V116H244ZM262 115H264V114H262ZM30 116V117H29ZM38 116H40L39 118H38ZM52 116V117H51ZM56 116H58V117H56ZM78 116H80L79 118H78ZM115 117L116 119H122V120H120L119 122L117 121V120H115L114 121V119H113V117ZM125 116V117H126ZM131 116H132V114H131ZM143 116V117H142ZM202 117V119H201V117ZM235 116V117H236ZM244 116V117H243ZM254 116H256V117H254ZM5 119H4V118ZM49 119H48V118ZM54 117V118H53ZM75 117V118H74ZM133 117V116H132ZM174 118V119H169V126L171 127L172 126V128H171V130L170 131H166V123H164V122H166V121H168L167 120V118ZM3 118V120H1ZM34 118V119H33ZM37 118V119H36ZM92 118H94L93 120H95L94 121V124H93V120H92ZM101 120H100V119ZM105 118V117H104ZM107 118H109V119H111V120H109V119H107ZM127 118V117H126ZM125 118V120H129V119H131V118H128V119H126ZM142 118V119H141ZM22 119H24V120H22ZM43 119H45V120H43ZM149 119V120H148ZM221 119H223V121L225 120V122H223L224 124H225V126H223V128L222 129H224L223 130V132H222V130H219V127H220V124L221 125H223L222 124V122L220 121ZM17 120H19V121H17ZM42 120H43V122H42ZM54 120V121H53ZM160 120V122H157V121H159ZM228 120V121H227ZM261 120V121H260ZM20 121H21V123H20ZM33 121V122H32ZM36 121V122H35ZM37 121H39V122H37ZM57 121V122H56ZM105 121V120H104ZM131 121H132V119H131ZM231 121V122H230ZM42 122V123H41ZM45 122H47V123H45ZM52 122H53V124H52ZM55 122V123H54ZM89 122H91V123H89ZM100 122V123H99ZM109 122V123H110ZM133 122H135V121H133ZM218 122H220V124L218 123ZM44 123V124H43ZM108 123V122H107ZM123 123H124V121H123ZM125 123H132V122H130V120L129 121H127V122H125ZM162 123H164V124H166V125H164V124H162ZM214 123V124H213ZM218 123V124H217ZM253 123V122H252ZM258 123V122H257ZM256 123V124H257ZM258 123V124H259ZM70 124V125H69ZM97 124V126H95ZM149 124H148V126H149ZM205 124L207 125V127L209 128H213V130L212 129H210L211 131H214L215 129H216V131H217V128H218V130L219 131H221L220 132V134H221V136H222V138H224V142L223 141H221V139H220V141H221V143L217 140V138L215 139V137L214 136H212L210 133H209V135L208 136H212L213 138L211 139V143L210 142H208L207 144H212V141L215 143V141H216V143L215 144H217V147H215L214 146V143L212 144V145H209V146H207L206 148H203L204 147V143L203 144H200V145H202V147L201 148H203V149H199L198 150V144L197 143H192L191 141V139H192V137L191 136H193V138L196 140V136L198 135H196V133L198 132V130H196V129H198L199 127L200 128H202L203 127V125H204V127H205ZM17 125V126H16ZM63 125H65V126H63ZM87 125H91V126H88L87 127ZM122 125V126H121ZM125 125V124H124ZM134 125V124H133ZM138 125V126H139ZM184 125H186V126H184ZM201 125H202V127H201ZM210 125H212V126H214V127H211ZM246 125V124H245ZM51 126V127H50ZM77 126V127H76ZM98 127V128H96V130L94 129L95 127ZM110 126V125H109ZM115 126H116V128H115ZM117 126H118V128H117ZM130 126V125H129ZM151 126V127H152ZM188 126V127H187ZM228 126V127H227ZM258 126V125H257ZM15 127V128H14ZM44 127V128H43ZM68 127V128H67ZM76 129V133H78V135L76 136V138H78L76 141H78V143H80V144H78L77 142H74V144L73 145H76L77 147L75 148V146H73L72 145V143H71V140H75V139H73V138H71L72 137V133H74V128ZM135 127V126H134ZM186 127V136H184V134H183V132L182 131H184L182 128H185ZM217 127V128H216ZM252 126H250V128H251ZM87 128H88V130H87ZM93 128V130H94V132H92V131H90L91 129ZM102 128V129H101ZM104 128V129H103ZM119 128L122 130V129H125L124 131H125V133L123 134L124 136H123V140L122 139H119V136L116 134L117 133V131H120L119 130ZM259 128H260V126H259ZM9 129V130H8ZM64 129V130H63ZM66 129H68V130H66ZM70 129V130H69ZM81 129V130H80ZM138 129V128H137ZM207 129V128H206ZM221 129V128H220ZM15 130H16V132H15ZM18 130H19V132H18ZM23 130H24V132H23ZM41 130V131H40ZM66 130V131H65ZM72 130V131H71ZM79 130V131H78ZM85 130V131H84ZM110 130H112L111 132H112V134L111 133H109V131ZM167 130H168V128H167ZM199 130H201V129H199ZM67 131H69V132H67ZM113 131L115 132V133H113ZM188 131V132H187ZM197 131V132H196ZM215 131V132H216ZM227 131V132H226ZM261 131L262 132H264V127H261ZM4 132V133H3ZM22 132H23V134H22ZM25 132H27V133H31L30 134V137H25L26 135L27 136H29L27 133H25ZM64 132V133H63ZM71 132V133H70ZM82 132V133H81ZM85 132H86V134H85ZM182 132V133H181ZM192 133V134H190V133ZM201 132V131H200ZM204 132V131H203ZM202 132V133H203ZM206 132H210V131H206ZM206 132H205V134H206ZM215 132H213L214 133V135H215ZM218 132V131H217ZM216 132V133H217ZM256 132V131H255ZM261 132V133H262ZM5 133H8V135L6 134L5 135ZM16 133V134H15ZM66 133H68L69 135H66ZM81 133V134H80ZM104 133V134H103ZM201 133V134H202ZM212 133V132H211ZM219 133V132H218ZM26 134V135H25ZM85 134V135H84ZM101 134H103V136L104 137H102V136H100ZM121 135H122V132L120 133ZM190 134V135H189ZM204 134V133H203ZM208 134V133H207ZM219 134V135H220ZM252 135L251 136H254V135H256L257 136V134H260V132L259 133H251ZM12 135V136H11ZM14 135V136H13ZM24 135V136H23ZM39 135V136H38ZM64 135H66L67 137H65ZM146 135V136H145ZM219 135H217V136H219ZM262 135V134H261ZM8 136H10V137H8ZM18 136V137H17ZM19 136H21V138L22 139H20V137ZM23 136V137H22ZM64 136V137H63ZM73 136H75V133H74V135ZM83 136H84V139H83ZM115 136H118V137H115ZM196 138H195V137ZM199 136V135H198ZM200 136H202V135H200ZM216 136V135H215ZM226 136V137H225ZM7 137V138H6ZM62 137V138H61ZM147 137V138H146ZM250 137V136H249ZM13 138V139H12ZM29 138V139H28ZM32 138H34V140L32 139ZM191 138V139H190ZM199 139L200 138H202V137H198ZM243 138V139H242ZM5 139V140H4ZM9 140V143H5V141L6 140ZM16 139H17V141H16ZM20 139V140H19ZM67 139H69V140H67ZM79 139L80 140H83V142L81 141H79ZM88 139V143L86 142L85 143V140H87ZM205 139V138H204ZM206 139L207 140H209V138H207L206 137ZM214 139V140H213ZM219 139V138H218ZM249 139H251V138H249ZM23 140V141H22ZM67 140V141H66ZM194 140V141H195ZM198 140V139H197ZM197 140H196V142H197ZM202 140V139H201ZM200 140V141H201ZM206 140V141H207ZM233 140V141H232ZM252 140V139H251ZM10 141H11V143H10ZM147 141H150V142H147ZM199 141V142H200ZM203 141H205V140H203ZM202 141V142H203ZM218 141V142H217ZM5 143V145H4V143ZM16 142V143H15ZM20 142H21V144H20ZM70 142V143H69ZM147 142V143H146ZM239 142H238V144H239ZM256 142V143H255ZM26 143V144H25ZM126 143H129V144H132V146L131 145H129V146H127L128 144H126ZM143 142H141V144H142ZM148 143H152L153 145H154V147H152V145H149V148H147V146H148ZM201 143V142H200ZM244 143V142H243ZM242 143V144H243ZM1 144H3V145H1ZM24 144V145H23ZM69 144L70 145H72V147L71 146H69ZM122 144H123V146H124V144H125V146H127L128 148L131 146V148H133V149H131V148H127L126 147V149H124L125 148V146H124V148L122 147ZM192 144L194 145L195 144V147L194 146H192ZM254 144H256L254 147H253V145ZM19 145V146H18ZM65 145V146H64ZM87 145V146H86ZM218 145H219V147H218ZM237 145V146H236ZM2 146V147H1ZM52 146V147H51ZM54 146V147H53ZM139 145H137V147H138ZM143 146V145H142ZM226 147V148H223V147ZM4 147H5V149H4ZM56 147V148H55ZM111 147H113V148H111ZM196 147H197V150H195L197 153H199L198 154V157H205L204 159L206 160V158H207V156H208V152L209 153H211L210 155H212V153H213V155L215 154L214 153V151L215 152H217V154L216 155H218V156H220V157H218V158H223V156H224V158L223 159H225L224 161L226 162V157L225 156H229V157H231V155L233 156V155H236L237 154V156H236V159L234 158L233 160H231V162L230 161H227L226 162V165H225V163L224 164H220V165H222V166H224V167H222V166H220V165H215V164H210V161H212V160H210V158L208 159V160H204L203 158H201L202 160H204L205 162H201L202 163V165L206 168V166L208 165V164H210L207 168H209L210 166L212 167H210L211 169L210 170H215L214 171V173L217 171V172H220V174L218 173L217 174V177H219L218 175H220L221 176V174H222V176H224V178L225 179H223V180H225V182H227L228 181V183H229V189L231 190V188H232V190H231V192H230V194H228L229 192H227V191H229L227 188H228V186H226L225 188L226 189H221L222 188V186H223V183H222V186H219V188H217L215 185L217 184H214V186L215 187H212L213 186V182L211 181L210 182V180H205L204 181V179H203V177L204 176H206L203 172H200L201 171V169H199V171L198 172H196V170H193V171H195V173L196 174H193L194 172H192L191 171V167H190V165L191 166H193V163L195 162H193V163H188L186 160H188L187 158H186V156H188V155H186V154H189V153H187L188 151H192L191 149H196ZM221 147V148H220ZM234 147H241L240 149L242 150H239L238 148H234ZM10 148V149H9ZM45 148V149H44ZM50 148V149H49ZM139 149H141V147H138ZM218 148V149H217ZM234 148V149H233ZM248 149V151L247 150H245V152L243 151V149ZM2 149H4V151L2 150ZM58 149V150H57ZM131 149V150H130ZM142 149H143V147H142ZM145 149V148H144ZM144 149L141 151V153L142 152H144ZM153 149H154V151H153ZM211 149V150H210ZM222 149V150H221ZM226 149V150H225ZM236 149V150H235ZM67 150V152L65 153V155H63L64 154V152ZM123 150V151H122ZM130 152H129V151ZM132 150H134V151H132ZM138 150V149H137ZM255 151V153L253 154V151ZM37 151V152H36ZM126 151V152H125ZM132 151V152H131ZM139 151V150H138ZM221 151H222V153H221ZM239 151V152H238ZM112 152V153H111ZM134 152V153H133ZM219 152H220V154H219ZM242 152V153H241ZM244 152V153H243ZM249 152V154H247V153ZM81 155H80V154ZM106 153V154H105ZM108 153H110L111 155V157L113 156V158L114 159H112V158H108L107 156L109 155ZM123 153V154H122ZM138 153V152H137ZM139 153H140V151H139ZM153 153V154H152ZM2 154V155H1ZM33 154V155H32ZM37 154H38V156H37ZM43 154V155H42ZM72 154H73V156H72ZM76 156H75V155ZM113 154V155H112ZM120 154L122 155V156H125L126 158L128 157V159H127V162L126 161H124L123 162V160H126V159H122V161L121 162H119V159H120ZM133 154V155H132ZM152 154V155H151ZM205 154V155H204ZM223 154V155H222ZM243 154V155H242ZM244 154H245V156H244ZM247 154V155H246ZM28 155V156H27ZM31 155V156H30ZM80 155V156H79ZM129 155H130V157H129ZM185 155V156H184ZM204 155V156H203ZM210 155H209V157H210ZM32 157V158H30V157ZM63 156V157H62ZM83 156V158L80 160V157H82ZM109 156V157H110ZM115 156V157H114ZM132 156V157H131ZM163 156H166V158H167V161H169V162H167V161H164L163 162V166L162 167H158V165H161V163H162V161H161V163L159 164V162L157 163L156 161H159L160 159H165ZM239 156V157H238ZM20 157V158H19ZM29 157V158H28ZM106 157V158H105ZM117 157H118V159H117ZM124 157V158H125ZM143 157V156H142ZM195 158H196V156H194ZM246 157V158H245ZM5 158V159H4ZM130 158V159H129ZM212 158V157H211ZM217 158V157H216ZM221 158V159H222ZM228 158V157H227ZM241 158H243V159H245L244 161H242V162H244V164H246L245 166L244 165H242L241 163V165L239 166V163H237V164H235V162H239V159H241ZM249 158V159H248ZM19 159V160H18ZM23 161H22V160ZM25 159V160H24ZM51 159V160H50ZM56 159V160H55ZM76 159V160H75ZM88 159L90 160V163H89V161H88ZM114 160V161H110V160ZM117 159V160H116ZM134 159V160H133ZM149 159V160H150ZM169 159V160H168ZM172 159V160H171ZM184 159H186V160H184ZM197 159H199V158H197ZM213 159V158H212ZM229 159H231V158H229ZM3 160V161H2ZM36 160H38V161H36ZM133 160V161H132ZM166 160V159H165ZM175 160H177V162L178 163H180L183 167H184V171H185V169H188L186 166H188L187 164H189V169H190V171L192 172V175H193V177L195 178V179H193L192 181H191V185H190V188L191 189H189L188 188V186L189 185H185L187 182H185L184 183V181H185V175H183V172H181L182 171V169L183 168H181V170L180 169H178V168H176V166H177V164L178 163H176V161ZM190 160V159H189ZM188 160V161H189ZM216 160V159H215ZM237 160V161H236ZM16 161V162H15ZM44 161V162H43ZM48 161V162H47ZM97 161H99V162H97ZM107 161V162H106ZM109 161V162H108ZM141 161V160H140ZM156 163H155V162ZM186 163H185V162ZM192 161V160H191ZM190 161V162H191ZM214 161V160H213ZM221 161V160H220ZM232 161L234 162V163H232ZM250 161H252V163L253 164H255V169L254 170H252L251 169V172L249 171V169H248V171L250 172H245L244 171V169L243 170H241L240 172H236V174L235 173H233V175H232V173L231 172H233L234 170H236V169H233L232 168V164H233V166L234 167H236L237 166V168L239 167V168H241L242 169V166H243V168H246V166H248V163H250ZM25 162V163H24ZM41 162V163H40ZM54 162V163H53ZM82 164H81V163ZM101 162H103L102 164H100ZM126 162V163H125ZM137 162V161H136ZM142 162V161H141ZM144 162H143V164H144ZM197 162L199 163V161L197 160ZM218 162V161H217ZM32 163V164H31ZM43 163V164H42ZM51 163H52V165H51ZM83 163H84V165H87V166H89V167H93V169H91V170H96V172H97V174L96 175H94V174H92V176L90 175L89 177H93L92 179L91 178H88V176H83L82 175V171L80 172H78V166L81 164V165H83ZM92 163V164H91ZM98 163V164H97ZM128 163V164H127ZM176 163V164H175ZM184 165H183V164ZM222 163V162H221ZM252 163H250V165L252 164ZM6 164H8L7 166L8 167H4ZM11 164H13V166H10ZM37 164V165H36ZM49 164V165H48ZM123 164L124 165H126L127 164V166H126V169H124V167L125 166H123ZM138 164V163H137ZM136 164V165H137ZM156 164H157V166H156ZM171 164V165H170ZM186 164V165H185ZM194 164H196V163H194ZM207 164V165H206ZM217 164V163H216ZM43 165H45V166H43ZM76 165V166H75ZM109 165H111L110 163H109ZM131 165H132V163H131ZM134 165V164H133ZM138 165H141V163L140 164H138ZM180 165V166H181ZM202 165H200V167L202 166ZM215 165V166H214ZM249 165V166H250ZM2 166V167H1ZM14 166H16L18 169H19V166H20V172L19 171H12L13 169H11L12 167L13 168H15ZM42 166V167H41ZM47 166H49V167H47ZM52 166H54L53 167V169L55 168V171L54 172H52L51 171V169H52ZM115 166H113V167H115ZM119 166V167H118ZM169 166V167H168ZM179 165H178V167H180ZM181 166V167H182ZM195 166V165H194ZM193 166V167H194ZM198 166V165H197ZM219 166V167H218ZM257 166V167H256ZM9 167H10V169H11V172H14L13 173V175L9 172ZM83 167V169H84V171H85V169H86V167L85 166H82ZM89 167H88V169H89ZM98 167V168H97ZM110 167H112V166H110ZM132 167H135V166H132ZM131 167V168H132ZM139 166H137V168H138ZM192 167V168H193ZM218 167V168H217ZM253 167V166H252ZM17 168H15L14 170H16ZM67 168V169H66ZM96 168V169H95ZM109 168V167H108ZM129 169H130V167H128ZM137 168H135V169H137ZM143 168V169H142ZM149 168V169H148ZM197 168V167H196ZM196 168H193V169H196ZM206 168V171L208 170ZM239 168L237 169V170H239ZM38 170L39 171V173H40V171L41 172H43V174H38L37 173V171H35V170ZM48 169V170H47ZM52 169V170H53ZM81 169V168H80ZM82 169V170H83ZM123 169H124V171H123ZM145 169H148V170H150V171H148L147 170V172H146V170ZM158 169V170H159ZM233 169V170H232ZM56 170H58V171H56ZM131 170V169H130ZM132 170H133V168H132ZM143 170H145V171H143ZM177 170H179V171H177ZM204 169H202V171H203ZM209 170V171H210ZM6 171H8L9 172V174H6V176H5V173H7ZM28 171H29V173H28ZM32 171V172H31ZM50 171L52 172V174L50 173ZM109 171H111L110 169H109ZM134 171V170H133ZM132 171V172H133ZM205 171V172H206ZM243 171V172H242ZM86 172H88L87 171V169H86V171H85V175H86ZM94 173H96L95 171H93ZM131 172V173H132ZM159 172V171H158ZM159 172V173H160ZM185 172H187V171H185ZM20 173V175H16V174H19ZM33 173V175H31L30 176V174H32ZM37 173V174H36ZM48 173V174H47ZM120 173L122 174V175H120ZM130 173V174H131ZM143 173V174H142ZM151 173H150V176H151ZM229 173V174H228ZM242 173V174H241ZM246 173H247V175H246ZM16 176H15V175ZM36 174V175H35ZM84 174V173H83ZM88 175H89V173H87ZM101 174V173H100ZM189 174V173H188ZM209 174V173H208ZM232 175L230 178H229V175ZM234 174L236 175L235 177H237L238 176V178L235 180L234 179ZM240 174V175H239ZM39 175V176H38ZM41 175V176H40ZM47 177H46V176ZM115 175V176H116ZM134 175V174H133ZM182 175H183V177H182ZM227 175V176H226ZM243 175H245V176H243ZM8 176H9V178L11 179V177L13 178V179H9L8 178ZM16 178H15V177ZM19 176V177H18ZM42 176H43V178H42ZM49 176V177H48ZM53 176V177H52ZM58 176V177H57ZM61 176V177H60ZM102 176H103V174H102ZM106 176V175H105ZM104 176V177H105ZM131 176H132V174H131ZM131 176H130V178H131ZM154 176V175H153ZM188 176H190V174L188 175ZM209 176V175H208ZM208 176H206V178L208 177ZM222 176H221V178H222ZM226 176V177H225ZM4 177L5 178H7V180H5L4 179ZM29 177H30V179H32L31 181L29 180ZM35 177V178H34ZM40 177V178H39ZM58 179H56V178ZM66 178V180H64L65 178ZM70 177V178H69ZM86 177V178H85ZM97 177V176H96ZM95 177V178H96ZM100 177V179H103V178H101V175L99 176ZM117 177V176H116ZM124 177H126L125 179H124ZM210 177V176H209ZM214 177V176H213ZM212 176H211V178H213ZM233 177V179L232 180H230L231 178ZM240 177V178H239ZM42 178V179H41ZM54 178V179H53ZM98 178V177H97ZM110 178V179H109ZM108 178V180H110V183H112V181H114L112 184L114 185V183H115V181H118L117 179H111L112 177L110 176ZM115 178V177H114ZM132 178H133V176H132ZM189 178V177H188ZM191 178V177H190ZM229 178V179H228ZM20 179V180H19ZM24 179V180H23ZM50 180L51 181V183H50V188L49 187H46V189L48 188L49 189V194H48V191L43 187V189H44V191H43V189H40V188H42V187H40V186H36L37 184H39L40 185V183H41V181H43L42 182V184L44 183V181L46 182V180ZM87 179V180H86ZM89 179V180H88ZM105 179V178H104ZM192 179V178H191ZM208 179V178H207ZM210 179V178H209ZM248 179V181H246ZM8 180H9V182H8ZM39 180V181H38ZM63 180V181H62ZM99 180V179H98ZM108 180H106L107 182H108ZM112 180V181H111ZM134 180V181H135ZM182 180H184V181H182ZM187 180V179H186ZM230 180V181H229ZM235 180V181H234ZM261 180V179H260ZM262 180H264V179H262ZM7 182V183H9V185H11L10 183H12V185L11 186H9L8 184H6V183H3V182ZM26 181H27V183H26ZM35 181H36V183L37 184H35ZM49 181V182H50ZM58 183H57V182ZM61 181V182H60ZM90 181V182H89ZM93 181V180H92ZM104 181V180H103ZM205 182V183H203V182ZM206 181H209V183L211 184V186L208 184V182L206 183ZM215 181V180H214ZM232 181V182H231ZM29 182V183H28ZM53 182V183H52ZM97 182V181H96ZM101 182V181H100ZM151 182H152V180H151ZM153 182H154V179H153ZM152 182V183H153ZM182 183V185H185L184 187H187L188 188V192H191L190 193V195H188L187 193H185V190H182L183 189V186H181V183ZM200 182H202V185H200L199 183ZM221 182H224V181H222L221 180ZM220 182V183H221ZM262 182V181H261ZM258 183L259 184V186H261V190H264V184H262V183ZM32 183V184H31ZM99 183V182H98ZM106 183V182H105ZM109 183V182H108ZM178 183L180 184V187H182L181 189L179 188V185H178ZM232 183V184H231ZM257 183V182H256ZM25 184H26V186H25ZM35 184V185H34ZM45 184V183H44ZM52 184H53V186H55L56 184H59L58 185V187H53L52 186ZM66 184V185H65ZM97 184V183H96ZM101 184L103 185L104 183H102L101 182ZM101 184L99 185V186H101ZM111 184V185H112ZM131 184V185H130ZM149 184V183H148ZM147 184V185H148ZM160 184V185H161ZM203 184H205L204 185V188H202L203 187ZM207 184V185H206ZM227 184V183H226ZM225 184V185H226ZM231 184V185H230ZM248 184H249V186L251 187V191L249 190L250 189V187L248 186ZM257 184V185H258ZM261 184V185H260ZM48 185H49V183H48ZM60 185H61V187H60ZM79 185H80V189L83 191V193L85 194H83V193H80L79 191H78V188H79ZM110 185V184H109ZM110 185V186H111ZM112 185V186H113ZM116 185V184H115ZM137 185V186H136ZM144 185V184H143ZM146 185V186H147ZM151 185V184H150ZM218 185V184H217ZM252 185H254V187H255V184H252ZM3 186H5V187H3ZM35 188V191H36V188H38L37 189V195H35V191L34 192H32L34 189H33V187ZM43 186V185H42ZM57 186V185H56ZM63 186V187H62ZM96 186V185H95ZM98 186V185H97ZM98 186V187H99ZM104 186V185H103ZM103 186H101L102 188H103ZM107 186V185H106ZM105 186V187H106ZM136 186V188L134 189V187ZM145 186V185H144ZM192 186V187H191ZM247 186H248V188H247ZM9 188V190H8V188ZM10 187H11V189H10ZM29 187V188H28ZM31 187H32V189H31ZM53 187V188H52ZM88 187V188H87ZM97 187V188H98ZM104 187V188H105ZM116 187H118V186H116ZM115 187V188H116ZM152 187V186H151ZM150 187V188H151ZM154 187V186H153ZM198 187H201L202 189H197ZM210 187H212V188H214V189H211V191H209L208 190V188H210ZM224 187V186H223ZM257 187V186H256ZM255 187V188H256ZM87 188V190H85ZM96 188V189H97ZM110 188V190H111V188L112 187H109ZM115 188H113V190H115ZM156 188V189H157ZM175 188L177 189V188H179L180 190H182L183 191V195H182V197L181 198H179V199H175V197H176V195H175V192H176V190H175ZM254 188V189H255ZM5 189V190H6ZM29 189H31V191H28ZM94 189V188H93ZM92 189V190H93ZM125 189V188H124ZM124 189L122 188V190L124 191ZM127 189V190H128ZM154 189H155V187H154ZM174 191H173V190ZM186 189V188H185ZM200 190V191H198V193H196V194H193V190ZM219 189V190H218ZM257 189H258V187H257ZM256 189V190H257ZM13 190V191H12ZM25 190V191H24ZM62 190V191H61ZM80 190V191H81ZM100 191H101V188L99 189ZM107 189H105V191H106ZM116 190H118L117 188H116ZM121 190V191H122ZM143 190H145L146 192H144ZM158 190V189H157ZM178 190V189H177ZM180 190L178 191L179 193H180ZM221 190H223V191H221ZM16 192V194H15V192ZM44 192V193H42V192ZM52 191V192H51ZM78 191V193L76 194V192ZM81 191V192H82ZM95 191V190H94ZM100 191H99V193H100ZM142 191V192H141ZM153 191H156V190H153ZM152 191V192H153ZM214 191V192H213ZM218 191L220 192V195L221 194H223V195H221V197H218L216 194H218ZM259 191V190H258ZM258 191L256 192L255 191V193H257V195H258ZM6 192V193H7ZM12 192H13V194H12ZM19 192V193H18ZM31 192L32 193H34V194H31ZM96 192V191H95ZM103 192V191H102ZM116 192H119V191H116ZM116 192H114V193H116ZM124 192H127V191H124ZM129 192V191H128ZM138 192V191H137ZM178 192H176V194L178 193ZM210 192V193H209ZM27 193L29 194V195H27ZM80 193V194H79ZM87 193H89V194H87ZM112 193H113V191H112ZM114 193L113 194H111V196L110 197H112V195H114ZM122 193V192H121ZM156 193H158L157 191H156ZM166 193V194H165ZM182 193V192H181ZM235 193H236V195H235ZM251 193V194H250ZM259 193H262V195H264V192H262V191H260ZM9 194V193H8ZM18 194V195H17ZM43 194V195H42ZM83 194V195H82ZM97 194V193H96ZM119 194V193H118ZM117 193H116V197L117 196H119ZM125 194V193H124ZM127 194V193H126ZM185 194V195H184ZM195 195V196H197V197H195L194 196V198H192L193 196H191V195ZM214 196H213V195ZM228 194V195H227ZM235 195L234 197H230V195ZM1 195V194H0ZM32 195V196H31ZM53 195V196H52ZM59 196V200H60V198H61V200L63 199V201H59L58 200V198L57 197H55V196ZM82 195V196H81ZM98 195V194H97ZM103 195V194H102ZM110 195V194H109ZM122 195V194H121ZM153 195V196H152ZM254 195V194H253ZM261 195V196H262ZM2 196H0V199L2 200L1 202H0V204L2 203L3 204V197ZM10 196V195H9ZM19 196V197H18ZM35 196H36V198H35ZM65 198H64V197ZM70 196V197H69ZM94 196H95V194H94ZM115 196V195H114ZM127 196V195H126ZM128 196H129V194H128ZM127 196V198H129ZM145 196H147V197H145ZM175 196V197H174ZM187 196V197H186ZM191 196V198H189ZM215 196H217V197H215ZM229 196V197H228ZM238 196V197H237ZM259 196H260V194H259ZM259 197V198H261L260 200H258V201H261L262 199H264V196H262V197ZM21 197V198H20ZM31 197V198H30ZM68 197V198H67ZM104 197V196H103ZM103 197L101 198V199H103ZM115 197V198H116ZM122 197V196H121ZM121 197H118L119 199L121 198ZM132 197V196H131ZM145 197V198H144ZM178 197V196H177ZM213 197V198H212ZM224 197V198H223ZM19 198V199H18ZM52 198V199H51ZM55 198H56V201H55ZM109 197L107 196V195H105V197H104V199H106V201L108 202V199ZM115 198H112V199H110L109 198V201H111V203H113L114 205H112L111 206V203H109L110 204V206L111 207H114L115 206V208H113L114 209V211H113V209L111 208L110 210H111V212L113 213V212H116V207H117V204L119 205V201L117 202L116 200H115V202H117L116 204H115V202H112V200L113 199H115ZM123 198V197H122ZM151 200H150V199ZM185 198V199H184ZM188 198L190 199L188 202H187V205L185 206V204L183 205V204H181L182 203V200L181 199H183V201H184V203H185V201L186 200H188ZM196 198H198L197 200H196ZM209 198V199H208ZM237 198H239V201L237 202V201H235V199L237 200ZM251 198V197H250ZM12 198L10 197V200H11ZM17 199L19 200V201H17ZM25 199V200H24ZM32 199H34L35 201H33ZM51 199V200H50ZM72 199V200H71ZM95 199V198H94ZM100 201H99V200ZM103 199V200H104ZM124 199V198H123ZM134 199V198H133ZM142 199V200H141ZM144 199V200H143ZM149 201H148V200ZM157 199H158V201H157ZM170 199H173L174 200V203H176L177 202V204L178 205H175L174 204V206H177V207H174V208H176L174 211H173V209L171 210L169 207H171V206H166V205H173L172 203H173V200H170ZM225 199H227V200H225ZM232 199V200H231ZM57 200H58V202H57ZM69 200H70V203H68L69 202ZM92 200V199H91ZM148 202H147V201ZM166 200V201H165ZM169 200H170V203H169ZM176 200H178V201H176ZM207 200V201H206ZM219 200V201H218ZM12 201V200H11ZM16 201L19 203L20 202V204H21V201H22V203H23V201L24 202H26L25 204H23V207L21 208V206H19V204L18 203H16ZM106 201H104V202H106ZM126 201V200H125ZM124 201V202H125ZM129 201V200H128ZM152 201H155V202H152ZM206 201V203H204ZM249 201H251V202H249ZM7 202V201H6ZM5 202V203H6ZM10 202V201H9ZM56 202V203H55ZM63 204H62V203ZM90 202H92V204H90ZM143 202H145V203H143ZM147 202V203H146ZM220 202V203H219ZM34 203V204H33ZM66 205H65V204ZM68 203V204H67ZM94 203V204H93ZM99 203H101V204H99ZM123 202L121 201V203L120 204H122ZM125 203H127V202H125ZM223 203V204H222ZM232 203H236V204H232ZM30 205V207H29V205ZM90 204V205H89ZM107 204V203H106ZM127 204H130V206H129V208H131V203L130 202H128ZM127 204H126V206H127ZM142 204V205H141ZM194 204V205H193ZM205 204H207V205H205ZM232 204V205H231ZM261 203H259L258 202V205H260ZM12 205V204H11ZM17 205H18V207H17ZM31 205H39L37 208L34 206H31ZM88 205V206H87ZM96 205V206H95ZM134 205H132V206H134ZM205 205L206 207L208 206V210L206 211V212H203V206ZM212 205V206H211ZM214 205H216V206H214ZM232 207H231V206ZM250 205V206H249ZM3 208H2V207ZM62 206V207H61ZM87 206V207H86ZM106 206H108V205H106ZM109 206V207H110ZM124 206V205H123ZM214 206V207H213ZM254 208H253V207ZM109 207H107V208H109ZM128 207V206H127ZM218 207H219V209H218ZM237 207L238 208H240V210L238 211L237 210ZM251 207V208H250ZM2 208V209H1ZM21 208V209H20ZM27 208L28 209H32L31 210V213H28L27 212ZM56 208V209H55ZM58 208H60V209H58ZM62 208V209H61ZM77 208H78V210H77ZM92 208H94L93 210H92ZM120 208V207H119ZM126 208V207H125ZM124 208V209H125ZM133 208V207H132ZM147 208V207H146ZM186 208V209H185ZM222 208V209H221ZM232 208H234V209H236V212L238 211V214H244V216H245V219L247 218V216H248V218L249 219H251V220H247L246 219V221H247V224H246V222H245V220L243 219V221L242 222H240L239 221V223H241L240 225H239V223L238 222H234V220H233V223L232 224H230L231 226H232V228L235 230L236 229V226L238 225L239 227H237V228H240L239 230H235V231H233L232 229V231L230 232L229 231V233H231V234H229V233H227L226 234V237H228L229 236V238L226 240V242H227V244L225 243V242H223V241H225V240H222V242L224 243L223 245H224V247H220V245L218 244L219 242H218V240L219 239H222L223 238V236H225V234H222L221 235V237H219V239L218 238H216L217 237V233L218 232H221V231H216V229L217 228H214V227H218V230H220L221 229V227H219V226H221V222H223L225 219H226V217L229 215V214H231V215H233L234 213H232L233 211H232ZM11 209H14V211L13 210H11ZM17 209H20V211L19 210H17ZM43 209L45 210H47V212H51V211H53V210H55V211H59V212H61L63 215L62 216H60L61 214L59 213V217L58 218H56V216L55 217H53L54 219H50L51 221V223L49 222V221H46V219L47 220H49V218H48V216H52V214L53 213H56V212H54L53 211V213L52 214H49V213H47V212H45V211H43ZM98 209H100V208H98ZM97 209V210H98ZM102 209V208H101ZM127 209V208H126ZM137 209V210H136ZM142 211H141V210ZM218 209V210H217ZM233 209V210H234ZM242 209V210H241ZM4 210V211H3ZM26 210V211H25ZM104 210H105V207H104ZM103 210V211H104ZM131 210V209H130ZM130 210H124L123 212L122 211H118V212H122V213H124V214H126L125 215V217H127V215H129V211ZM133 210V209H132ZM133 210V211H134ZM163 210L165 211V210H167L166 212H163ZM202 210V211H201ZM220 210V211H219ZM256 210H258V211H256ZM2 211H3V213H2ZM17 211H19L18 213H17ZM21 211H23V212H21ZM30 211V210H29ZM99 211V210H98ZM106 211H109V210H106ZM141 211V212H140ZM172 213H171V212ZM176 211V213H174ZM178 211V212H177ZM190 211V212H189ZM216 211H218V212H216ZM235 211V210H234ZM38 212H40V213H38ZM41 212H42V214H41ZM100 213H101V211H99ZM131 213H133L132 211H130ZM145 214H144V213ZM162 212V213H161ZM168 212H170L171 213V216L170 215H167L166 216V214H170V213H168ZM189 212V213H188ZM15 213V214H14ZM18 215H17V214ZM21 213V214H20ZM44 213V214H43ZM85 213H88V212H85ZM97 213V212H96ZM122 213H120L121 215H122ZM130 213V214H131ZM155 213H154V215H155ZM227 215H226V214ZM13 214V215H12ZM27 214V215H26ZM89 214V213H88ZM88 214H87V216H88ZM95 214V213H94ZM134 214H132V215H134ZM163 216H162V215ZM173 214V215H172ZM218 214V215H217ZM219 214L221 215V218H219L220 216H219ZM223 214H225V215H223ZM255 214H257L258 216L256 217V215ZM10 215V216H9ZM15 215H17V216H19V217H22V218H17V216H15ZM24 215V216H23ZM31 215V216H30ZM36 215V216H35ZM43 215V216H42ZM44 215H46V216H44ZM115 215V214H114ZM118 215V214H117ZM131 215V216H132ZM157 215V216H158ZM186 215V216H187ZM215 215V216H214ZM217 215V216H216ZM231 215H230V217H231ZM234 215H236V214H234ZM262 215V214H261ZM4 216V217H3ZM13 216V217H12ZM30 216V217H29ZM58 216V215H57ZM80 216V217H79ZM89 216H90V214H89ZM95 216V215H94ZM97 217L99 216V214L98 215H96ZM107 215H106V213H105V217L107 218L108 217ZM120 216V215H119ZM122 216H124V215H122ZM130 216V215H129ZM156 216V215H155ZM219 216V217H218ZM222 216H224V217H222ZM241 217H244L243 215H240ZM24 217V218H23ZM30 218L31 220H33L34 222H31V223H34L33 225H35V222H37L39 225H41L42 224V228L43 229H40L39 228V226H38V224L36 223V227H34L32 230H34L33 232L34 233H38V234H40V235H34V233H32L30 230H28L30 227H31V225L29 226L28 224H29V222H30V220H28L27 218ZM65 217V218H64ZM103 217H104V215H103ZM136 217V218H135ZM165 217V218H164ZM189 217V216H188ZM214 217V218H213ZM215 217H216V219L217 218H219L220 220L222 219V218H225L224 220L222 219L221 220V222L218 224L219 226H214L213 227V222H214V219H215ZM236 216H234V218H235ZM239 217V216H238ZM2 218H4V219H2ZM10 218V219H9ZM12 218V219H11ZM42 218V219H41ZM99 218V217H98ZM110 218H114V219H116L115 221H114V219H110ZM118 218H120V217H118ZM124 218V217H123ZM164 218V219H163ZM182 220H181V219ZM213 218V219H212ZM232 218H233V216H232ZM231 218V219H232ZM258 218H259V220H258ZM21 219H23L24 221H21ZM105 219V218H104ZM215 219V221H218V219L216 220ZM230 218H228L227 220H229ZM237 220H238V218H236ZM242 219V218H241ZM2 220V221H1ZM11 220V221H10ZM52 220H53V222H52ZM82 220V222L80 223V221ZM97 220V219H96ZM123 220V222H124V219H122ZM129 220H131V218L129 219ZM156 220V222L158 221L157 219H155ZM173 220V221H172ZM175 220H176V222H175ZM178 220H180V221H178ZM253 220H255L256 222L254 223V221ZM93 221V223H90V222H92ZM110 221V222H109ZM161 221V222H162ZM172 221V222H171ZM184 221V222H183ZM200 221V222H199ZM257 221H259V222H257ZM12 222V223H11ZM15 222H18V223H15ZM96 222V221H95ZM106 222L108 223V224H110L109 225V227H108V229H107V225L108 224H106ZM139 222V223H138ZM179 222V223H178ZM231 222H232V220H231ZM251 222H252V227H251ZM23 223V224H22ZM236 223V224H235ZM244 223L246 224V225H244ZM4 224H5V226H4ZM14 225V224H18V225H16V226H19L20 227V229H21V226H22V228H23V230H19V231H22V232H20V234L19 233H17L18 234V236L19 237H17V235H10V232L12 231L11 229V231L10 232H7L10 236H8V234L7 233H5L4 234V232L3 231H7L8 230V228H9V226L8 225ZM19 224H21V226L19 225ZM47 224V225H48ZM82 224H84L83 226H82ZM102 224V223H101ZM114 225L115 226V228H114V226H112L111 228H113L112 230L110 229V226L111 225ZM123 224V223H122ZM223 224V223H222ZM249 224V225H248ZM262 224H264V223H262ZM25 225V226H24ZM33 225H32V227H33ZM64 225V224H63ZM80 225V226H79ZM89 225V226H88ZM105 225V226H104ZM121 225V224H120ZM157 228V230L159 231H156V229H155V227ZM157 225V226H156ZM160 225V226H159ZM194 225V226H193ZM248 225V227L246 228L245 226H247ZM256 227H255V226ZM8 226V227H7ZM16 226H13V228L14 227H16ZM27 226H29V227H27ZM44 226V227H43ZM64 226V227H65ZM79 226V227H78ZM212 226V227H211ZM250 226V227H249ZM253 226H254V228H253ZM261 226V225H260ZM26 227V228H25ZM56 227V228H57ZM75 227V228H74ZM83 227H85L84 229H83ZM88 227H89V229H88ZM154 227V228H153ZM161 227H162V229H161ZM189 227H191V226H189ZM7 229V230H5V229ZM11 228V227H10ZM37 228H39V229H37ZM62 228V229H61ZM87 228V229H86ZM138 228H139V232H137V230H138ZM141 228V229H140ZM200 228V229H199ZM213 228V229H212ZM258 228V229H257ZM2 229V230H1ZM104 229H102V231L104 230ZM134 229V230H133ZM160 229V230H159ZM173 229V230H172ZM191 229H193V228H191ZM211 231H210V230ZM251 229V230H250ZM257 230V231H261V233H259L258 232V234H255V233H257V232H253V231H255V230ZM14 230H17V229H14ZM42 230V231H41ZM44 230H46V231H44ZM48 230V231H49ZM82 230V231H81ZM136 230V231H135ZM142 230V231H141ZM162 230V231H161ZM28 231H30V232H28ZM67 231H68V229H67ZM79 231V232H78ZM99 231H100V229H99ZM161 231V232H160ZM164 231V233L162 234V232ZM214 232V234L212 233V234H210V233H208V232ZM239 231V232H238ZM241 231V232H240ZM248 231V232H247ZM16 232V231H15ZM59 232V233H58ZM66 232V231H65ZM69 232V231H68ZM80 232H81V234H80ZM85 232V233H84ZM98 232V231H97ZM179 233V231H174V235H176V233ZM249 232H251L250 234H248ZM23 233H26V234H24L23 235ZM30 234V233H32V235L30 234L29 236L27 235V234ZM95 234H97L96 232H94ZM108 233V232H107ZM132 233V234H131ZM142 235H141V234ZM216 233V234H215ZM237 233H239V235L237 234ZM41 234L43 235V236H41ZM62 234V235H61ZM85 234H86V236H85ZM160 235V236H158V235ZM229 234V235H228ZM235 234H237L236 236L237 237H235V239H234V235ZM2 235H3V237H2ZM26 235V236H25ZM36 236V239H34V236ZM46 235V236H45ZM92 235V234H91ZM98 235V234H97ZM100 235H101V233H100ZM141 235V236H140ZM145 235H146V237H145ZM168 235V234H167ZM214 235V236H213ZM228 235V236H227ZM251 236V237H254L255 236V238H252L253 240H249L251 237H247V236ZM253 235V236H252ZM257 235V236H256ZM5 236V237H4ZM8 236V237H7ZM21 236V237H20ZM41 236V237H40ZM51 238H49V237ZM56 236H58L57 237V240H55L54 238L56 237ZM61 236V237H60ZM63 236V237H62ZM93 236V235H92ZM118 236V237H117ZM121 236V237H122ZM155 237V238H153L152 239V237ZM216 236V237H215ZM7 237V238H6ZM10 237H13V242L12 241H10L12 238H10ZM40 237V238H39ZM47 237L50 239V240H53V241H50L49 239H47ZM52 237H53V239H52ZM74 237V236H73ZM91 237V236H90ZM140 237V238H139ZM156 237H159L160 239H156ZM177 237V238H176ZM196 237V238H197ZM242 237H244V239L246 240V238H248L247 239V242L248 241H250L249 242V244H252V245H249V249H250V251H248V252H246L244 249V247L246 246L245 244L246 243H244L245 241L244 240H242ZM6 238V239H5ZM8 238H10V240L8 241ZM45 238L47 239V240H45ZM70 238V237H69ZM95 238V236L93 237V239ZM102 238H99V239H102ZM150 240H149V239ZM232 238V239H231ZM259 238V239H258ZM26 239V240H25ZM36 240V242L37 241H39V243H40V245H38L39 243L37 242V244L36 243H34V244H32L33 242H34V240ZM38 239H40V240H38ZM66 239V238H65ZM73 239V238H72ZM92 239V238H91ZM98 238H96V240H97ZM139 239V240H138ZM163 239V238H162ZM167 239V238H166ZM169 239V238H168ZM256 239V240H255ZM24 240H25V242H24ZM32 242H31V241ZM67 240V239H66ZM70 240H71V238H70ZM69 240V241H70ZM75 240H76V238H75ZM125 240H126V242H125ZM131 240V241H130ZM165 240V239H164ZM209 240H212V241H209ZM230 240H233L232 241V244H230L231 245V247H229L230 245H229V241ZM240 240H242V241H240ZM259 240V241H258ZM5 241V242H4ZM16 241V242H17ZM47 241V242H46ZM50 241V242H49ZM68 241V242H69ZM87 241V242H86ZM99 241V240H98ZM120 241V242H119ZM176 241H173V243L175 244V242ZM206 241H208V242H206ZM220 241V240H219ZM239 242L240 244L239 245H241L242 243V245L240 246L241 248H239V250H238V248H237V252L238 251H240L241 249H243V251L241 250L240 252L243 254H241L242 256H244L245 254H244V251L246 252V253H248L247 255H249L250 254V256H248V259H246L245 257L243 258L242 256L241 257H239L238 255H239V253H238V255L237 256H233V255H236L237 254V252H235L236 251V249H235V251H234V248L233 247H235V245H234V243L235 242ZM10 242H11V245H5V243L6 244H10ZM26 242H28V243H26ZM109 242H111V243H109ZM129 242V243H128ZM139 242H141V241H139ZM170 242V241H169ZM168 242V243H169ZM205 242V243H204ZM217 242V243H216ZM54 243V242H53ZM57 243V242H56ZM55 243V244H56ZM59 243V242H58ZM61 243H65V242H63V241H61L59 244H61ZM71 243H72V241H71ZM96 243V242H95ZM98 243V242H97ZM127 243H128V245H127ZM134 243H136L135 241L133 242V244ZM142 243V242H141ZM140 243V244H141ZM154 243V244H153ZM170 243H172V241L170 242ZM15 244H17V243H15ZM30 244H32V245H30ZM85 244V245H84ZM105 244H106V247H105ZM208 244V245H207ZM52 245H54V244H52ZM57 245V244H56ZM67 245V243H65V246ZM71 245L72 244H68L67 245V247H69V248H67V247H65V248H63L62 250H64L65 251V249H66V251L67 252H64V255H63V257H62V261H63V259L65 260V261H57L56 260V262H58L59 264L61 263H66V264H90V263H92L91 261H93L94 263H92V264H96V262H98L97 264H106V263H104V262H106V261H103V260H101L100 259V256L98 257L99 259H100V262H99V260H98V258H97V256H92L91 258H94V260L95 259H97V260H91L90 258H88V259H90V262L86 259V254H88V255H90L91 256V254H89L88 252H86V254H83V252H82V254H79L77 251H78V249L75 247V249H77V251L75 250L74 251V249H73V252H77L76 254H74V253H69V251L71 250ZM81 245V244H80ZM91 243H90V247H91ZM108 245V246H107ZM123 245H125V246H123ZM142 245H145V242L143 241V243H142ZM181 245H182V247H181ZM226 245V246H225ZM16 246H18L19 248H21V246H19V245H15V247ZM50 246V245H49ZM60 247H61V245H59ZM79 245H77V247H78ZM103 246V247H102ZM149 246V247H150ZM160 246V247H161ZM196 248H195V247ZM204 246V247H203ZM3 247V248H2ZM39 247H42V248H39ZM59 247V248H60ZM63 247V246H62ZM80 247V246H79ZM142 247H144V248H142ZM190 247H192V248H190ZM202 247L203 248H205V250H206V252L207 253H205V255L203 254L202 256H201V252L204 250H202ZM220 247V248H219ZM243 247V248H242ZM6 248V249H5ZM27 250H26V249ZM30 248H32V249H30ZM39 248V249H38ZM87 248V247H86ZM162 248V247H161ZM193 248H195L194 250H196V251H194L193 250ZM206 248H208V249H206ZM223 248V249H222ZM246 248H247V246H246ZM247 248V249H248ZM253 248V249H252ZM10 248H9V252H10V250H11ZM43 249V250H42ZM47 249V251H45ZM55 249V248H54ZM57 249V248H56ZM81 249L83 250L84 248L83 247H81ZM81 249H79V252L80 251H82ZM92 249V248H91ZM90 249V250H91ZM95 249H96V247H95ZM139 249V248H138ZM140 249V250H141ZM149 249H151V251L149 250ZM155 249V250H154ZM159 249V250H158ZM192 249V250H191ZM222 249V250H221ZM228 249H230V250H228ZM5 250V251H4ZM12 250H16V252H17V248L16 249H12ZM58 250V249H57ZM89 250V249H88ZM93 250H94V248H93ZM92 250V251H93ZM130 250V249H129ZM137 250V249H136ZM209 250V251H208ZM227 250H228V252H227ZM19 251V250H18ZM29 251V252H30ZM51 251V252H50ZM85 251H87V250H85ZM95 251V250H94ZM115 251V250H114ZM139 251V250H138ZM157 251H159V253L157 252ZM210 251H213V252H210ZM253 251V252H252ZM4 252V253H3ZM8 252V251H7ZM8 252V253H9ZM15 252V251H14ZM14 252H11V253H14ZM49 252V253H48ZM123 252H125V253H123ZM141 252V251H140ZM143 252V251H142ZM141 252V253H142ZM153 252H155V253H153ZM166 252V253H167ZM208 252H210V253H208ZM10 253V254H11ZM59 253H61V251L59 252ZM66 253V254H65ZM81 253V252H80ZM96 253V254H97ZM113 253V252H112ZM134 253H136V251L134 250ZM156 253L157 254H159V256L158 255H156ZM162 253V254H161ZM191 253H193V254H191ZM198 253V254H197ZM228 254V255H230L231 254V256H230V258H229V256H226V254ZM236 253V254H235ZM45 254H47V255H45ZM52 254H53V256H52ZM67 254H69V255H67ZM72 254V255H71ZM97 254V255H98ZM126 254H127V256H126ZM137 254V253H136ZM144 254H146V253H144ZM143 253L141 254V258H142V255H144ZM146 254V255H147ZM194 254H195V256H194ZM206 254H212V255H215L214 256V258L212 257V255L210 256V255H206ZM218 256H217V255ZM221 254H222V256H221ZM58 255V256H57ZM56 256H57V258L59 257V254H57ZM80 255V256H79ZM85 256V260H84V262L83 261H80V259L79 258H81L82 259V256ZM109 255V256H108ZM134 255V256H133ZM150 256V258L151 257H153V256ZM183 257H182V256ZM252 255V256H251ZM44 256V258L42 259L41 257H43ZM48 256V257H47ZM74 256V257H73ZM89 256V257H90ZM125 256V257H124ZM129 256V257H128ZM131 256V257H130ZM148 256H147V258L146 257H144L143 259H145V261H143V260H141V261H136V262H134V264H143V263H145V264H149L150 262L148 261ZM170 258L169 259H165V258H162V260L164 259V260H168L167 261V263L170 261H174V259H173V257H175V255L173 254V253H170ZM193 256V257H192ZM198 256V257H197ZM211 258H209V257ZM217 256V257H216ZM30 257V258H29ZM34 257V258H33ZM38 257V258H37ZM45 257H47V258H49V260H47ZM61 257V256H60ZM59 257V258H60ZM121 257V259H120V261H119V258ZM182 257V258H181ZM219 257H220V259H219ZM236 257H239V262H238V260H237V258L235 259ZM77 258V259H76ZM105 258V257H104ZM113 258V259H112ZM135 258H137V257H135ZM189 258V259H188ZM201 258V259H200ZM207 258H209V259H207ZM218 258V259H217ZM250 258V259H249ZM8 259V258H7ZM6 259V260H7ZM46 259V260H45ZM107 259V258H106ZM111 259V260H110ZM118 259V260H117ZM134 259V258H133ZM138 259V258H137ZM140 259V258H139ZM152 259V264H153V261L155 260V261H157L156 260V258H151ZM172 259V260H171ZM228 259H230V260H228ZM51 260H52V262H51ZM83 260V259H82ZM148 262H147V261ZM150 260V259H149ZM161 261L160 263L157 261L156 263L157 264H164V262L165 261ZM176 260H178V261H176ZM218 260V261H217ZM244 260V261H243ZM248 260V261H247ZM46 263H45V262ZM88 261V262H87ZM135 261V260H134ZM155 261H154V264H156L155 263ZM208 261V262H207ZM210 261V262H209ZM1 262H0V264H1ZM50 262V263H49ZM68 262V263H67ZM80 262H82V263H80ZM132 262V263H131ZM179 262V263H178ZM231 262V263H230ZM19 263V264H20ZM5 264V263H4ZM18 264V263H17ZM172 264H174V262H172Z\"/></svg>",
  "mask_w": 264,
  "mask_h": 264
},
{
  "label": "bare ground",
  "instance_id": "obj_2",
  "mask_svg": "<svg viewBox=\"0 0 264 264\" xmlns=\"http://www.w3.org/2000/svg\"><path fill=\"white\" fill-rule=\"evenodd\" d=\"M34 1L37 2V0H34ZM42 1H43V0H42ZM196 1H197V0H196ZM3 2H4V1H3ZM76 2H77V0H76ZM120 2H121V0H120V1H117V3H118L119 6H120L119 8L121 9V8H122V7H121L122 2H121V3H120ZM152 2H153V1H152ZM33 3L35 4V2H33ZM40 3H41V1H40ZM74 3H75V2H74ZM78 3H79V1H78ZM196 3H198V1H197ZM120 4H121V5H120ZM152 4H153V3H152ZM75 5H77V3H75ZM123 5H124V4H123ZM123 5H122V6H123ZM193 5H194V4H193ZM1 6H2V5H1ZM36 6H37V4H36ZM116 6H117V4H116ZM116 6H115V7H116ZM130 6H131V5H130ZM169 6H170V4H169ZM188 6H189V5L187 4V6H185V7L188 8ZM14 7H15V6H14ZM19 7H20V6H19ZM44 7H46V6H44ZM44 7L41 8L42 11H44V10L47 11L48 8L46 7L47 9H44ZM72 7H73V3H72ZM72 7H71V9H70V11H72V12H69V13L73 15L75 12H73L74 7H73V9H72ZM94 7H96V6H94ZM97 7H99V6H97ZM117 7H118V6H117ZM133 7H134V6H133ZM150 7H151V5H150ZM194 7H195V6H194ZM227 7H228V6L225 7V11H227V9H226ZM23 8H24V7H23ZM87 8H89V7H87ZM127 8H129V7H127ZM131 8H132V7H131ZM178 8H179V7H178ZM191 8H192V7H191ZM15 9H16V8H15ZM21 9H22V7H21ZM80 9H81V8H80ZM97 9L99 10L100 8H97ZM113 9H115V8H113ZM122 9H123V8H122ZM129 9H130V8H129ZM175 9H176V8H175ZM192 9H195V8H192ZM48 10H49V9H48ZM68 10H69V9H68ZM74 10H75V9H74ZM98 10H97V11H98ZM111 10H112V9H111ZM116 10H118V9H116ZM178 10H180V9H178ZM182 10H183V9H182ZM184 10H185V9H184ZM16 11H17V10H16ZM20 11H21V10H20ZM31 11H32V10H31ZM83 11H84V9H83ZM90 11H91V13H90L91 15L88 16ZM90 11H89V9H88V13H87L88 15L86 14L88 19L91 18V19L88 20V21H89V23L91 22L92 24H95L96 21H95V22H92V21H93L92 19H94V17L96 18V15H97V17H98L99 11L96 12V14L93 13V7H92V9H90ZM94 11H96V8L94 9ZM118 11H119V10H118ZM120 11H121V10H120ZM186 11H187V10H186ZM223 11H224V10H223ZM225 11H224V13H225ZM230 11H231V10H230ZM230 11H227V12H230ZM18 12H19V11H18ZM33 12L36 13L37 11L34 10ZM84 12H85V11H84ZM86 12H87V10H86ZM130 12H131V11H130ZM132 12H133V10H132ZM174 12H175V11H174ZM232 12H233V13H232ZM232 12H230V13H232L231 15H234V17L236 16L235 18H237V17L239 16L238 14H236V12H234V11H232ZM38 13H39V11H38ZM38 13H37L36 16L39 15ZM41 13H43V12H41ZM41 13H40V15L43 16L44 13H43V14H41ZM54 13H55V12H54ZM61 13H62V12H61ZM92 13H93V14H92ZM113 13L115 14V12L112 10V14H113ZM122 13H124V12H122ZM237 13H239V12H237ZM243 13H244V12H243ZM22 14H23V13H22ZM51 14H52V13H50V14H48V15H51ZM56 14H57V11H56ZM56 14H54V15H56ZM70 14H69V18H70V17H73V18H74V19H73V22H72V23L74 24V23H75L74 20L76 19L77 16H75V17H74V16H70ZM80 14H81V12H80ZM82 14H83V12H82ZM108 14H109V13H108ZM129 14H131V13H129ZM177 14H178V12H177ZM179 14H180V12H179ZM182 14H184V13H181V16H182ZM190 14H191V13H190ZM225 14H226V13H225ZM239 14H240V13H239ZM13 15H15V14H14V13H12V14H11V13H8V17H9V16L12 17ZM33 15H35V14H33ZM33 15H32V16H33ZM40 15H39V17H40ZM46 15H47V14H46ZM48 15H47V17H48ZM54 15H53V17H54ZM67 15H68V14H67ZM86 15L84 14V16H86ZM110 15H111V14H110ZM115 15H117V13H116ZM149 15H150V14H149ZM186 15H187V14H186ZM19 16H20V14H19ZM21 16H22V15H21ZM30 16H31V15H30ZM32 16H31V18H33ZM36 16H34V17L36 18ZM59 16H61V15H59ZM78 16H79V13H78ZM126 16H127V15H126ZM181 16H180V18H181ZM183 16H184V15H183ZM183 16H182V18L184 19ZM187 16H188V15H187ZM196 16H197V15H196ZM196 16H195V17H196ZM216 16H217V15H216ZM216 16H215V19H216V18L218 19V18H220V17L222 18V16H224V15H223V14H220V15H219L220 17H216ZM241 16H243V15H241ZM22 17H24V16H22ZM27 17H29V15L26 16L25 19L23 18V20H27ZM39 17H38V18H39ZM43 17H45V16H43ZM43 17H42V18H43ZM49 17L51 18L52 16H49ZM49 17H48L46 20H50ZM53 17H52V18H53ZM57 17H58V16H57ZM64 17L66 18V16H64ZM79 17H80L81 20H79V18H77V19H78V20H77V24H80V22L83 21L82 19H85V17L82 18L83 16L81 17V15H80ZM92 17H93V18H92ZM108 17H109V16H108ZM112 17H114V16H111V18H112ZM120 17L122 18V16H120ZM127 17L129 18V17H132V16L128 15ZM138 17H140V16H138ZM146 17H147V16H146ZM195 17H194V19H195ZM239 17H240V16H239ZM239 17H238V19H239ZM40 18H41V17H40ZM40 18H39V19H40ZM42 18H41V19H42ZM54 18H55V17H54ZM65 18H64V19H65ZM69 18H68V19H69ZM106 18H107V16H106ZM144 18H145V17H144ZM185 18H186V16H185ZM235 18H233V19H235ZM1 19H2V18H1ZM7 19H8V18H7ZM28 19H29V18H28ZM56 19H57V18H56ZM62 19H63V17H62ZM68 19L66 18V20H68ZM71 19H72V18H71ZM146 19H147V18H146ZM188 19H189V18H188ZM199 19H201V18H199ZM213 19H214V18H213ZM3 20H4V19H2V21H3ZM5 20H6V19H5ZM8 20H9V19H8ZM10 20H11V19H10ZM21 20H22V19H21ZM32 20H34V19H32ZM57 20H58V19H57ZM86 20H87V19H85V21H83V22H86ZM91 20H92V21H91ZM114 20H115V19H114ZM114 20H113V23H114V24L117 23L119 27L117 26V24H116V26H115V25H114V26L111 25L112 28L114 27V29H116V30H114V33L111 31V34H108L109 37H110V35H111V36L113 35V36L115 37V35L120 34V33H118V34L116 33V34H115V32L117 31V29L120 28V26L122 27V24H123V23L120 21V19H119V20L116 19V21H114ZM125 20H126V19H125ZM125 20H124V24L127 25V24H128L127 22H129L130 20H129V19L126 20V21H125ZM185 20H186V19H185ZM34 21H35V20H34ZM62 21H63V20H62ZM69 21H70V19H69ZM78 21H80V22H78ZM88 21H87L86 23H88ZM107 21L110 22V20H107ZM118 21H119V22H118ZM140 21H141V20H140ZM196 21H197V20H196ZM234 21H237V20H234ZM234 21H233V22H234ZM9 22H10V21H9ZM26 22H27V21H26ZM29 22H31V21H29ZM38 22H39V20H38ZM40 22H41V21H40ZM44 22H46V21L44 20ZM63 22H64V21H63ZM108 22H107L106 25H110V24H108ZM31 23H33V22H31ZM35 23H36V22H35ZM48 23H49V21H48ZM64 23H65V22H64ZM67 23H68V21H67ZM110 23H111V22H110ZM129 23H131V22H129ZM38 24H39V23H38ZM42 24L44 25V23H42ZM42 24H40V25H42ZM69 24H70V22H69ZM75 24H76V23H75ZM84 24H85V23H84ZM92 24H89V25L87 24L88 26L85 28V30L88 29V27L91 26ZM119 24H121V25H119ZM132 24H133V22H132ZM132 24H130V25H132ZM141 24H142V23H141ZM235 24H236V23H235ZM30 25H31V24H30ZM40 25H39V26H40ZM43 25H42V26H43ZM65 25H67V24H65ZM103 25H105V24H103ZM126 25H125V26H126ZM143 25H144V24H143ZM149 25H150V24H149ZM25 26L27 27L28 24L25 25ZM31 26H32V25H31ZM74 26H75V25H73V27H71V25H69V27H71V28H74ZM76 26H77V25H76ZM81 26H82V25H81ZM96 26L98 27V26H101V25H99V24H95V27H96ZM34 27H35V26H34ZM46 27H47V26H46ZM53 27H54V26H53ZM79 27H80V26H78V28H79ZM95 27H94V28H95ZM102 27H103V26H102ZM102 27H101V28H102ZM104 27H106V26H104ZM107 27H108V26H107ZM107 27H106V28H107ZM115 27H116V28H115ZM123 27H124V26H123ZM147 27H148V26H147ZM169 27H170V26H169ZM239 27L242 28L243 26L240 25ZM27 28H28V27H27ZM37 28H38V27H37ZM42 28H43V27H42ZM49 28H50V27H49ZM63 28H64V27H63ZM65 28H66V27H65ZM78 28H77V29H78ZM110 28H111V27H110ZM130 28H131V26H130ZM136 28H137V27H136ZM151 28H152V27H151ZM170 28H171V27H170ZM23 29H24V28H23ZM25 29H26V28H25ZM69 29H70V28H69ZM80 29L83 30V28H80ZM80 29H79V30H80ZM120 29H121V28H120ZM125 29H126V28H125ZM144 29H147V28H144ZM144 29H143V30H144ZM238 29H239V28H238ZM238 29H237V30L234 29V30H235V33L233 32L234 35L236 34V39L242 37L241 34H240V37H239V34H237L238 32L236 33V31H238ZM29 30H30V29H29ZM29 30H28V31H29ZM32 30H33V29H32ZM65 30H66V29H65ZM85 30H83V31L85 32ZM98 30H99V29H98ZM107 30H108V29H107ZM111 30H112V29H111ZM153 30H154V29H153ZM3 31H4V30H3ZM62 31H63V29H62ZM69 31H71V29L68 30V32H69ZM72 31H73V29H72ZM83 31H82V32H83ZM86 31H87V30H86ZM99 31H100V30H99ZM104 31H105V32H104ZM144 31H145V30H144ZM148 31H149V30H148ZM151 31H152V30H151ZM183 31H184V30H183ZM68 32H67V33H68ZM76 32H78V34H79L80 31H76ZM76 32H75V33H76ZM95 32H96V30H95ZM95 32H94V33H95ZM106 32H107L106 30H103V29H102V33L106 34ZM119 32H120V31H119ZM142 32H143V31H142ZM142 32H141V33H142ZM6 33H7V32H6ZM6 33H5V34H6ZM29 33H30V31H29ZM31 33H32V32H31ZM36 33H37V32H36ZM36 33H35V34H36ZM62 33H63V32H62ZM67 33H65V34H67ZM75 33H74V34H75ZM80 33H81V32H80ZM88 33H90V32H88ZM88 33H87V34H88ZM107 33H108V32H107ZM109 33H110V31H109ZM153 33H154V31H153ZM180 33H181V30H180L179 34H180ZM40 34L42 35L43 33H40ZM40 34H39V35H40ZM78 34H77V35H78ZM81 34H82V33H81ZM83 34H86V33H83ZM104 34H103V35H99V37L102 36V37L105 38ZM131 34H132V33H131ZM142 34H143V33H142ZM3 35H4V33H3ZM31 35H32V34H31ZM41 35H40V36H41ZM68 35H69V33H68ZM77 35H76V36H77ZM89 35H90V34H89ZM89 35H88L89 38L93 36V34H92V36H91V35L89 36ZM146 35H147V34H146ZM152 35H153V34H152ZM186 35H187V34H186ZM230 35H231V34H230ZM37 36H38V35H37ZM65 36H66V37H70L71 34H70V36H67V35H65ZM83 36H85V35H83ZM94 36H95V35H94ZM113 36H112V37H113ZM118 36H119V35H118ZM120 36H121V35H120ZM24 37H25V35H24ZM31 37H32V36H31ZM34 37H35V36H34ZM66 37H64V38L66 39ZM72 37H73V39H74V40L72 39V41H74V44H75V43L77 42V40H75L76 37L74 38L73 35H72ZM72 37H70V38H72ZM85 37H86V36H85ZM96 37H97V35H96ZM96 37H94V38L92 37V38L95 39ZM106 37H107V34H106ZM114 37H113V39H112L111 37H110L111 39H109V38L106 39V38H105L104 40H101V41H100V39H98V37H97V39L99 40V44H100L101 42L106 43V44L104 45V46H106V48H104V49H106V51L108 52V51H109L108 47L112 46V45H109V46L107 47L108 43L111 44V43H115V42H116V41H115L116 38H114ZM173 37H174V36H173ZM28 38H29V37H28ZM37 38H38V37H37ZM42 38H43V39H41V38H39V39H40V40H45L44 37H42ZM47 38H48V37H47ZM51 38H52V37H51ZM81 38H82V37L77 38V39H81ZM83 38H84V37H83ZM145 38H146V37H144V40H145ZM212 38H213V35L209 38V40L211 41V42L209 41L210 43H208V42H206V41L203 43V46H204L205 43H207V46H206V44H205V46L207 47V49L209 48L208 50L206 49L205 46L203 47L202 45H199V46H202L203 49L201 48L200 50H197V51H199L200 53H203V54H204L205 52H201V51L205 49L204 51L207 50V52H206L207 56L209 55V57H210V55L213 54V55H212L213 57H212V56H211V57H212V58H217V57H216V54L213 53V52H214V49H213V48H215V47L217 46V44H216V43H214V44L212 43V42L214 41V40H213V41L211 40ZM234 38H235V37H232V40H234ZM35 39H36V37H35ZM48 39H49V38H48ZM48 39H47V41H48ZM65 39H64V40H65ZM102 39H103V38H102ZM118 39H119V38H118ZM148 39H149V38H148ZM177 39H178V38H177ZM179 39H180V38H179ZM187 39H188V38H187ZM190 39H191V38H190ZM193 39H194V38H193ZM193 39H192V41H193ZM197 39H198V38H197ZM206 39H207V38H206ZM206 39H205V40H206ZM224 39H225L224 43H228L229 41L232 42V40H230V39L227 40V37L224 38ZM236 39H235V40H236ZM29 40H30V38H29ZM31 40H33V38H32ZM51 40H52V39H50V41H51ZM66 40H68V39H66ZM66 40H65V42H67ZM69 40H70V39H69ZM69 40H68V42H67V45H69L70 43L72 44V42L69 43ZM84 40H85V41H84ZM87 40H89V39H88V38H84L83 40L81 39V41H84V42H82V45H81V47H83L84 49H87L86 47H84V43L86 44V41H87ZM108 40H110V41H111V40H112V41L114 40L115 42H112V41L110 42V41H108ZM175 40H176V39H175ZM182 40H183V39H182ZM226 40H227L228 42H227ZM47 41H46V42H47ZM50 41H49V42H50ZM57 41H58V40H57ZM57 41H55V42L57 43V45H59ZM81 41H80V43H81ZM90 41L93 42L92 39H91ZM105 41H107V42H105ZM117 41L119 42V40H117ZM187 41H190V40H187ZM192 41H190V42H192ZM198 41H199V40H198ZM216 41H217V43H218V42H220V39H219V40L216 39ZM222 41H223V39H222ZM21 42H22V41H21ZM31 42H32V41H31ZM44 42H45V41H44ZM59 42H61V41H59ZM63 42H64V41H63ZM87 42H89V41H87ZM94 42H95V41H94ZM96 42H97V44H98V41H97V40H96ZM121 42H122V41L119 42L120 45L122 44ZM179 42H180V41H179ZM184 42H185V43H184ZM38 43H41V42H38ZM52 43H53V42H52ZM68 43H69V44H68ZM89 43H90V42H89ZM116 43H117V42H116ZM143 43H144V42H143ZM148 43H149V42H148ZM148 43H147V45H148ZM160 43H161V42H160ZM183 43H184L183 45H185V44H186V41L183 40ZM188 43H189V42H187V45H189ZM233 43H234V41H233ZM14 44H15V43H14ZM41 44H42V43H41ZM61 44H64V43H61ZM61 44H60V46H61ZM95 44H96V43H95ZM135 44H136V43H135ZM157 44H159V43H157ZM180 44H181V45H180ZM180 44L178 45L179 47L177 46V48H182V46H183V45H182V42H181ZM191 44H192V43H191ZM195 44H196V41H195L194 45H195ZM208 44H209V47H208ZM212 44H213V45H212ZM72 45H73V44H72ZM77 45H78V43H77ZM87 45H88L87 47H88V49H89L90 44L87 43ZM92 45H94V44H92ZM92 45H91V46H92ZM145 45H146V44H145ZM160 45H161V44H160ZM210 45H211L212 47H211ZM7 46H9V45H7ZM12 46H13V45H12ZM44 46H45V45H44ZM55 46H56V45H55ZM55 46H54V47H55ZM65 46H66V44H65ZM96 46H97V45H96ZM101 46H103V44H102ZM104 46H103V47H104ZM190 46H191V45H190ZM218 46H219V45H218ZM36 47H37V46H36ZM36 47H35V48H36ZM41 47L43 48V46H41ZM41 47H40V48H41ZM45 47H48V46H45ZM45 47H44V48H45ZM49 47H50V46H49ZM51 47H53V45H52ZM73 47H74V46H73ZM75 47H76V46H75ZM79 47H80V45H79ZM92 47H93V46H92ZM98 47H99V46H97V48H98ZM115 47H116V49H115ZM115 47H114V46H112V48L110 47V49H113V48H114L113 50H111V51H113L111 56H113V54H114V56H117V55H115V54L117 53V51H119V47H117L116 45H115ZM148 47H149V46H148ZM152 47H153V46H152ZM160 47H161V46H160ZM160 47H159V48H160ZM164 47H165V46L163 45V48H164ZM167 47H168V46H167ZM183 47H184V46H183ZM186 47H187V46L185 45L184 48H186ZM11 48H12V47H11ZM20 48H21V47H20ZM22 48H23V47H22ZM35 48H34V49H35ZM70 48H71V46H70ZM70 48H69V49H70ZM90 48H91V47H90ZM97 48H96V49H97ZM117 48H118V49H117ZM127 48H128V47H127ZM150 48H151V47H150ZM172 48H173V47H172ZM177 48H175V49H177ZM184 48H182L181 50H184ZM262 48H264V47H262ZM17 49H18V51H19V48H17ZM30 49H31V48H30ZM45 49H47V48H45ZM52 49H54V48H52ZM52 49H50V50H52ZM56 49H57V48H56ZM60 49H61L60 51H62V48H61V47H60ZM66 49H67V46H66V48H64V51L61 52L62 55H64V57L61 55V57H62L63 59L66 58V57L68 58V56H67L68 53H67V52H68V51L70 52V50H72V49H70V50H67V52H66V51H65ZM76 49H77V50H75V48H74V50H73L74 53H73V54H75V52L78 51V46L76 47ZM84 49H83V50H84ZM94 49H95V47H94ZM104 49H102V51H103ZM107 49H108V50H107ZM140 49H141V48H140ZM164 49H165V48H164ZM164 49H163V50H164ZM167 49H168V48H167ZM167 49H166L165 51H167ZM175 49H174V50H175ZM212 49H213V50H212ZM28 50H29V49H28ZM31 50H32V49H31ZM37 50H38V49H36V53H38ZM39 50H40V49H39ZM39 50H38V51H39ZM57 50H58V49H57ZM57 50H56V52H57ZM79 50H80V49H79ZM92 50H93V48H91V51H92ZM99 50L101 51V47H100ZM128 50H129V49H128ZM138 50H139V49H138ZM157 50H158V49H157ZM168 50H169V49H168ZM210 50H212V52H211ZM215 50H216V48H215ZM261 50H264V49H261ZM104 51H105V50H104ZM129 51H130V50H129ZM136 51H137V50H136ZM161 51H162V47H161ZM161 51H158V52H161ZM169 51H172V50L170 49ZM187 51H188V50H187ZM209 51H210L211 53H209ZM217 51H218V50H217ZM19 52H20V51H19ZM21 52H22V51H21ZM29 52H30V51H29ZM41 52H42V50H41ZM44 52H45V51H44ZM52 52H55V51H52ZM65 52H66V53H65ZM79 52H80V51H79ZM97 52H98V51H97ZM107 52H105V53H107ZM114 52H116V53H114ZM130 52H131V51H130ZM134 52H135V51H134ZM141 52H142V50H141ZM146 52H148L147 49H146ZM167 52H168V51H167ZM245 52H246V50H245ZM262 52H264V51H262ZM57 53L59 54V52H57ZM64 53H65V54H64ZM93 53H94V51H93ZM93 53H92V54H93ZM102 53H103V52H102ZM102 53H101V54H102ZM109 53H110V52H109ZM109 53H108V54H109ZM132 53H133V52H132ZM152 53H153V52H152ZM156 53H157V52H156ZM183 53H184V52H183ZM195 53H196V52H195ZM260 53H261V52H260ZM22 54H23V53H22ZM31 54H32V53H31ZM38 54H40V53H38ZM42 54H43V53H42ZM42 54H40V55H42ZM48 54H50V53L48 52ZM71 54H72V52H71ZM73 54H72V57H74ZM81 54H83V53H81ZM96 54H97V53H96ZM118 54H119V53H118ZM127 54H128V51H127ZM142 54H143V53H142ZM142 54H140V55H142ZM169 54H170V53H169ZM169 54L167 55L168 57H169ZM197 54H198V53H197ZM203 54H201V57H202ZM206 54H205V55H206ZM217 54H218V53H217ZM243 54H244V53H243ZM23 55H25V54H23ZM33 55H34V54H33ZM40 55H39V56H40ZM56 55H57V54H56ZM102 55H103V54H102ZM102 55H101V56H102ZM109 55H110V54H109ZM120 55H121V54H120ZM155 55H156V54H155ZM176 55H177V54H176ZM179 55H180V54H179ZM189 55H190V54H189ZM20 56H21V55H20ZM20 56H17V57H20ZM25 56H26V55H25ZM43 56H44V55H43ZM47 56H49V55H47ZM69 56H70V55H69ZM75 56H76V54H75ZM77 56H79V53L77 54ZM77 56L74 57V58H77ZM83 56H85V55H83ZM132 56H134V55H131V57H132ZM137 56H138V55H137ZM146 56H147V54H146ZM151 56H152V55H151ZM177 56H178V55H177ZM184 56H185V53H184ZM198 56H199V55H198ZM217 56H218V55H217ZM245 56H246V57H249V56H247V55H245ZM21 57H22V56H21ZM36 57H37V56H36ZM52 57H53V56H52ZM57 57H58V55H57ZM70 57H71V56H70ZM70 57H69V58H70ZM72 57H71V58H72ZM87 57H88V55H87ZM98 57H99V55H98ZM108 57H109V56H108ZM144 57H145V56H144ZM168 57H167V58H168ZM201 57H199V58H201ZM37 58H41V57H37ZM46 58H48V57H46ZM79 58H81V57L79 56ZM79 58H78V61H81L82 59H79ZM99 58L102 59V60H100L101 62H99V61H98V62H99V63H102V61H103L104 59L101 58V57H99ZM106 58H107V57H106ZM113 58H114V57H113ZM135 58H137V57H135ZM170 58H171V57H170ZM185 58H186V57H185ZM262 58H264V57H262ZM16 59H17V58H16ZM19 59H20V58H19ZM27 59H28V58H27ZM42 59H43V57H42ZM72 59H73V58H72ZM72 59H71V60H72ZM87 59H88V58H87ZM89 59H90V58H89ZM89 59H88V60H89ZM94 59H95V57H94ZM97 59H98V58H97ZM97 59H96V60H97ZM109 59H110V58H109ZM139 59H140V57H139ZM158 59H159V60H158ZM158 59H157V60L159 61V64H158V67H157V68H159V69L161 70V72H162V69H161V68H163V67L165 68V64L168 63V62H164V55H163L162 57H159V56H158ZM161 59H162V61H161ZM193 59L195 60V57H194ZM218 59H219V58H218ZM218 59H217V61H218ZM256 59H257V57H256ZM30 60H31V59H30ZM40 60H41V59H40ZM50 60H51V59H50ZM64 60H65V59H64ZM66 60H67V59H66ZM66 60H65V64H63V66L66 65L65 68H66V67H67L68 69L70 68V69H69V73H68V72H67V73H68V75H69V74H72V75H69V76H71L70 79L72 78L73 80H72V79H71V80H68V79H69V76H67L66 78H64V81L61 80L62 82H64V84L66 83V81L69 83L70 81H73V82H74L76 79L78 80V77L76 78L75 76H78V74H79V76H83L82 72H83V70H84L82 67H80L79 62H78V67H76V68H78V69H76V68L74 67V65L72 66V64H71V60H70V63L68 62L69 64H67ZM90 60H91V59H90ZM92 60H93V59H92ZM106 60H107V59H106ZM135 60H136V59H135ZM213 60H215V59H213ZM258 60H259V59H258ZM258 60H257V62H258ZM260 60H261V58H260ZM22 61H23V60H22ZM33 61H35V60H33ZM33 61H32V62H33ZM43 61H44V60H43ZM68 61H69V59H68ZM73 61H74V60H73ZM76 61H77V60H76ZM85 61H86V59H85ZM93 61H94V60H93ZM93 61H91V62H93ZM165 61H166V60H165ZM179 61H180V60H179ZM247 61H248V60H247ZM32 62H31V63H32ZM45 62H46V61H44V62H40V63L43 64V63H45ZM51 62H52V61H51ZM55 62H58V61L55 60ZM74 62H75V61H74ZM83 62H84V60H83ZM87 62H88V61H87ZM91 62H89V64H90ZM95 62H97V61H95ZM107 62H108V61H107ZM110 62H111V60H110ZM110 62H109V63H110ZM113 62H115V64H117L119 61L117 62V61L113 60ZM144 62H145V61H144ZM160 62H162V63L160 64ZM163 62H164V63H163ZM195 62H196V61H195ZM211 62H212V59H211L210 63H211ZM214 62H215V61H214ZM257 62H255V63H256V66H257V64H259V63H257ZM259 62H261V64L264 63V59H262V60L259 61ZM33 63H34V62H33ZM52 63H53V62H52ZM58 63H59V62H58ZM63 63H64V62H63ZM75 63H76V62H75ZM75 63H74V64H75ZM103 63H104V62H103ZM127 63H128V61H127ZM129 63H130V62H129ZM188 63H189V62H188ZM212 63H213V62H212ZM46 64H47V63H46ZM80 64H81V63H80ZM89 64H88V66H89ZM91 64H93V63H91ZM91 64H90V65H91ZM138 64H139V62H138ZM179 64H180V63H179ZM193 64H194V63H193ZM68 65H69V67H68ZM85 65H86V64H85ZM85 65H84V68H85ZM95 65L97 66V65H99V64H98V63H95ZM110 65H111V64H110ZM125 65H126V64H125ZM143 65H144V64H143ZM146 65H147V63H146ZM159 65H163V66H162V67L160 66V67H161V68H160ZM170 65H172V67H170V68H173V67H175V66H176L175 68H178V67H179L177 72H180V70H182L181 67H180V65H178V64H176V63H174V64H170ZM170 65H169V66H170ZM196 65H197V64H196ZM208 65H209V64H208ZM245 65H247V67H248L249 62H248V64H245ZM30 66H31V64H30ZM41 66H42V65H41ZM61 66H62V65H61ZM88 66H86V68H88ZM99 66H100V65H99ZM99 66H98V67H99ZM101 66H102V65H101ZM101 66H100V68H101ZM104 66H105V65H104ZM112 66H113V64H112ZM120 66H121V65H120ZM122 66H123V65H122ZM138 66H139V65H138ZM144 66H145V65H144ZM187 66H188V64H187ZM210 66H211V65H210ZM34 67H35V66H32L31 68H34ZM55 67H56V65H55ZM59 67H60V64H59ZM92 67H93V66L91 65V67H89V70H91ZM98 67H97V68H98ZM107 67H108V66L106 65L105 68L107 69ZM109 67H110V66H109ZM151 67H153V66H151ZM166 67H167V66H166ZM191 67H193V66H191ZM195 67H196V66H195ZM195 67H194V68H195ZM241 67H242V65H241ZM243 67H244V66H243ZM251 67H252V65H251ZM254 67H255V66H254ZM254 67H252V68H253V69H255V68H260L259 66H258V67H255V68H254ZM29 68H30V67H29ZM35 68H37V70H38L39 67L36 66ZM35 68H34V69H35ZM46 68H49V69H50V65H49L48 67L46 66ZM51 68H52V67H51ZM67 68H66V69H67ZM114 68H115V67H114ZM116 68L118 69V67H116ZM116 68H115V69H116ZM153 68H154V67H153ZM157 68H156V69H157ZM175 68H174V69H175ZM196 68H197V67H196ZM228 68L230 69L229 66H228ZM228 68H226L227 71L229 70ZM19 69H20V68H19ZM42 69H44V68H42ZM57 69H58V68H57ZM59 69H60V68H59ZM68 69H67L66 71H68ZM74 69H75V70H74ZM98 69H99V68H98ZM102 69H103V66H102ZM102 69H101V70H102ZM124 69H126L127 71H129L127 68H124ZM262 69H264V67L261 68V71H262ZM10 70H11V69L9 68V72H10ZM47 70H48V69H47ZM51 70H52V69H51ZM60 70L63 71V72L65 71L64 68L62 69V67H61ZM72 70H73V71H72ZM79 70H81L82 72L79 71ZM96 70H97V69H96ZM101 70L99 69V71H97V72H100ZM107 70H108L109 76H107V72H105L106 70L104 71V69H103L104 73H106V76L108 77L107 79H106V77H105L104 80H105V81H109V82H111V81H113V79H112L113 77H112V76H113L114 74L110 72V71H112V70H110L109 68H108ZM109 70H110V71H109ZM113 70H114V69H113ZM126 70H125V71H126ZM146 70H147V69H146ZM165 70H167V69H165ZM168 70H169V68H168ZM192 70H193V69H192ZM256 70H257V69H256ZM256 70H255V71H256ZM259 70H260V69H259ZM259 70H258V71H259ZM21 71H22V70H21ZM38 71L41 72V70H38ZM38 71H37V72H38ZM53 71H54V70H53ZM61 71H60V73H61ZM66 71H65V72H66ZM74 71H76V72L78 71V73H75ZM85 71H87V69H85ZM85 71H84V72H85ZM94 71H95V70H94V68H93V72H94ZM103 71H101V72H103ZM117 71L119 72L120 69L117 70ZM117 71H116V73H115V72H114V73H115V74H118ZM127 71H126V74H127ZM141 71H142V70H141ZM141 71H140V72H141ZM150 71L153 72L152 69H151ZM184 71H185V70H184ZM229 71H230V70H229ZM255 71H253L252 74H253ZM40 72H39V73H40ZM55 72H58V71H55ZM65 72H64V73H65ZM72 72H73V73H72ZM84 72H83V73H84ZM95 72H96V71H95ZM95 72H94V73H95ZM112 72H113V71H112ZM132 72H133V71H132ZM134 72H135V71H134ZM155 72H157L156 74H161V72L158 71V70L155 71ZM158 72H160V73H158ZM163 72H164V71H163ZM190 72H191V71H190ZM196 72H197V71H196ZM225 72H226V71H225ZM45 73H46V72H45ZM50 73L52 74V77H53L54 75H58L57 73H54V72L52 73V71H50ZM89 73H91V71H90ZM89 73H88V74H89ZM110 73H111V74H110ZM119 73H120V72H119ZM122 73H123V71H122ZM122 73H121L120 75H121L122 78H123ZM135 73H136V72H135ZM135 73H133V74H135ZM138 73H139V72H138ZM141 73H142V72H141ZM219 73H221V72H219ZM255 73H256V72H255ZM255 73H254V74H255ZM258 73H259V72H258ZM17 74H18V73H17ZM43 74H44V73H43ZM73 74H74V75H73ZM81 74H82V75H81ZM101 74H102V73H101ZM129 74H130V73H129ZM143 74H145V73H143ZM178 74H179V73H178ZM187 74H188V75H191V74H189V73H187ZM222 74H223V73H222ZM222 74H221V77H222V78H221V81H218V82L221 83V84H219V83H215V84H216L215 87H216V89H218V90H216V93H218V94H217L218 97H219V93L221 92V93H220V96H221V99H222L221 102L223 101V102H225V103L222 104L223 102H222V103H221L220 101H219V102L221 103L220 105H221V106H224L226 110H225V112H224V111L222 112V110H224V107H222V108H223L222 110H220L219 108H218V109L216 108V109H217L216 111L213 110L214 113H219V111H220V113L222 112V114L218 115V116H220V117H221V115H223V114H226V116H227V114H228L227 109H230V108H227V107H226L228 104H227V102H226V99L223 100L224 95H222V92H224L229 86H230V87L232 86V87H231L232 89H230V88L227 89V91L229 90L230 93H231V92L234 93V92H235V89H238V88L234 85L235 82H233V81H235V79H236L235 77L231 76L230 79H229V76L227 77L226 73H224L225 75H222ZM254 74H253V75H254ZM18 75H19V74H18ZM22 75H23V74H22ZM24 75H25V76H24ZM24 75H23L22 77H24V78H25V77H29V79H30V80H29V79L27 80V79L25 78L26 81L29 82V83H27V84L30 85V82L33 81L31 84H35V86H36L37 83H35V81H37V76H38L37 73H36L37 76H36L35 74H32V73H31V75H33V76H31V75L28 76V74H27L26 72L24 73ZM48 75H49V74H48ZM65 75H66V74H65ZM93 75H94V74H92V76H93ZM110 75H112V76L110 77ZM150 75H151V74H150ZM161 75H162V74H161ZM167 75H168V74H167ZM209 75H211V74H209ZM4 76H5V75H4ZM30 76H31V77H30ZM34 76H36V79H35ZM60 76H61V74H60ZM88 76H89V75H88ZM90 76H91V75H90ZM100 76H102V75H100ZM114 76H115V75H114ZM121 76H118V78L121 77ZM146 76H147V75H146ZM146 76L144 75V77H146ZM156 76H157V75H156ZM158 76H159V75H158ZM168 76H169V75H168ZM176 76H177V75H176ZM195 76H196V75H195ZM201 76H202V75H201ZM201 76H200V77H201ZM250 76H251V75H250ZM144 77H143V78H144ZM149 77H150V76H149ZM232 77H233V79H234V78H235V79H234V80H233V79L231 80ZM2 78H5V77H2ZM11 78H12V77H11ZM11 78H10V79H11ZM39 78H40V77H39ZM45 78H46V77H45ZM48 78H49V77H48ZM55 78H57V77H55ZM55 78H53V79H55ZM102 78H104V77H102ZM118 78L116 77L115 81H116V80L119 81V79L121 80V78H119V79H118ZM163 78H164V77H163ZM165 78H166V77H165ZM172 78H174V77H172ZM205 78H206V77H205ZM223 78H224V79H223ZM227 78L229 79V81H228V84H229V85L227 84V82H225L226 86L228 85V87L226 88V86H225V87H223V88H224V89H223V88H222V86H223L222 81H223V80H224V81H227V80H228ZM246 78H247V77H246ZM248 78H249V76H248ZM257 78H258V77H257ZM8 79H9V78H8ZM10 79H9V80H10ZM31 79H32V80H31ZM53 79H52V80H53ZM62 79H63V78H62ZM65 79H66V81H65ZM83 79L86 80V78H83ZM93 79H94V78H93ZM111 79H112V80H111ZM152 79H154V78L152 77ZM157 79H158V78H157ZM160 79H161V78H160ZM198 79H199V78H198ZM225 79H226V80H225ZM255 79H256V78H255ZM0 80H1V79H0ZM19 80H20V79H19ZM77 80H76L75 82H77ZM81 80H82V78H81ZM81 80H80V81H81ZM87 80H88V79H87ZM104 80H103V82H104ZM124 80H127V79L125 78ZM143 80H145V79H143ZM162 80H163V83L166 82L164 79H162ZM170 80H171V79H170ZM195 80H196L195 78H194V79H191V83H192L193 85H192V84H189V87H190V85H192L191 87H192L193 89H195V90L198 89L197 91L199 92L200 89L198 88V85H197V87L195 86V82H194ZM199 80H200V79H199ZM202 80H203V79H202ZM230 80L232 81V83H231ZM236 80H237V82H238V83H236V84L240 85L239 81H241L242 79L240 78V79H236ZM7 81H8V80H7ZM12 81H13V80H12ZM24 81H25V80H24ZM43 81H44V80H43ZM43 81H42V82H43ZM46 81H47V80H46ZM78 81H79V80H78ZM80 81H79L78 83H80V85H81V82H80ZM82 81H83V80H82ZM115 81H113L115 85L113 84V82H112V84H111V83H108V82L104 83V84H107V85L104 87V89H102L103 94L106 93V92H108V94L113 92V94H111V95H110V94H109V95L107 94V95L109 96V97L107 96L108 99H109L112 95L115 96V94H116V93L114 94V91H115V90L117 91V86H116V85H117L118 82L115 83ZM134 81H136V80H134ZM138 81H140V80H138ZM147 81H148V80H147ZM156 81H157V80H156ZM164 81H165V82H164ZM172 81H173V80H172ZM172 81H171V83H172ZM178 81H179V80H178ZM224 81H223V82H224ZM242 81H243V80H242ZM258 81H259V80H258ZM73 82H71V83H73ZM83 82H84V81H83ZM100 82H101V80H100ZM119 82H120V81H119ZM167 82H168V80H167ZM167 82L165 83L166 86H170V85H168V84H170V83H167ZM169 82H170V81H169ZM201 82H202V81H201ZM208 82H209V81H208ZM210 82H211V81H210ZM210 82H209V83H210ZM4 83H5V82H4ZM16 83H17V82H16ZM78 83H77V85H78ZM91 83H92V82H91ZM98 83H99V81H98ZM121 83H123V82H121ZM134 83H135V82H134ZM134 83H133V84H134ZM258 83H260V82H258ZM262 83H264V81H262ZM262 83H261V84H262ZM0 84H1V83H0ZM110 84H111V85H110ZM126 84H127V83H126ZM196 84H197V83H196ZM202 84H203V83H202ZM217 84H219V85H217ZM261 84H260V85H261ZM3 85H4V84H3ZM41 85H42V83H41ZM60 85H61V83H60ZM77 85H75V86H77ZM84 85H85V84L83 83V86H82V85H81V86L85 88L86 85H85V86H84ZM102 85H103V84H102ZM118 85H120V84L118 83ZM171 85H172V84H171ZM205 85H206V84H205ZM211 85H213L212 82H211ZM221 85H222V86H221ZM233 85H234L235 87H234ZM37 86H38V85H37ZM39 86H40V84H39ZM98 86H99V85H98ZM121 86H123V85H121ZM199 86H200V88H201V85H200V84H199ZM203 86H204V84H203ZM217 86H220V87H217ZM254 86H255V85H254ZM256 86H259V85L257 84ZM6 87H7V85H6ZM86 87H87V86H86ZM100 87H102V86H100ZM100 87H99V88H100ZM106 87H108V88H106ZM115 87H116V88H115ZM119 87H120V86H119ZM119 87H118V89L121 88V87H120V88H119ZM123 87H124V86H123ZM123 87H122V89H123ZM139 87H140V86H139ZM160 87H161V86H160ZM162 87H163V86H162ZM194 87H195V88H194ZM204 87H205V86H204ZM11 88H12V87H11ZM24 88H25V87H24ZM91 88H92V87H91ZM99 88H95V90H96V89H99ZM129 88H130V87H129ZM129 88H128V89H129ZM141 88H142V87H141ZM141 88H140V89H141ZM220 88H222V89H220ZM225 88H226V89H225ZM233 88H234V89H233ZM253 88L256 89V87H253ZM259 88H260V86H259ZM259 88L256 89V91H254V92H255L254 95L259 91ZM261 88L264 89V87H262V86H261ZM9 89H10V88H9ZM12 89H13V88H12ZM28 89H29V88H28ZM30 89H33V88H30ZM30 89H29V90H30ZM44 89H45V88H44ZM44 89H43V90H44ZM56 89H57V88H56ZM100 89H101V88H100ZM100 89L98 90V92L100 91ZM105 89H106V90H105ZM108 89H110V90H108ZM113 89H114V91H113ZM124 89H125V87H124ZM143 89H144V88H143ZM155 89H156V88H155ZM262 89H261V90H262ZM10 90H11V89H10ZM26 90H27V89H26ZM46 90H47V88L44 90V92H45ZM64 90H65V89H64ZM64 90H63L62 92H60V93H63ZM70 90H71V89H70ZM74 90H75V89H74ZM76 90H77V89H76ZM76 90H75V91H76ZM86 90H87V89H86ZM95 90H94V91H95ZM104 90H105V91H104ZM136 90H137V89H136ZM151 90H152V89H151ZM151 90H150V91H151ZM257 90H258V91H257ZM30 91H31V90H30ZM34 91H36V90L33 89V91H31V93H32V92L34 93ZM58 91H59V90H58ZM77 91H78V90H77ZM96 91H97V90H96ZM109 91H111V92H109ZM116 91H115V92H116ZM139 91H141V90H139ZM143 91H144V90H143ZM143 91H141V92H143ZM156 91H158V90H156ZM189 91H190V89L188 90V92H189ZM192 91H193V90L191 89V92H192ZM197 91H194V92H196V93L193 92L196 96H197ZM201 91H202V90H201ZM218 91H220V92H218ZM229 91H228V93H229ZM242 91H243V90H241V93H240V91H239V93H238V92H235V94H234L233 96H235L236 93L240 96V94L243 93ZM4 92H6V90H5ZM10 92H11V91H10ZM27 92H28V91H27ZM44 92H43V93H44ZM51 92H52V91H51ZM54 92H55V91H54ZM56 92H57V91H56ZM78 92H79V91H78ZM91 92H92V91H91ZM102 92H101V93H102ZM151 92H154V91L152 90ZM261 92H262V93H261ZM261 92H260V95L262 96V94H264V91H261ZM41 93H42V92H41ZM41 93H39V94H41ZM60 93H59V94H60ZM67 93H68V92H67ZM93 93H94V92H93ZM93 93H91V94H93ZM118 93H119V92H118ZM134 93H135V92H134ZM137 93H138V90H137ZM216 93H215V94H216ZM49 94H51V93H49ZM65 94H66V93H65ZM76 94H77L76 97L78 98L79 93H76ZM76 94H74V95H76ZM80 94H82V92H81ZM91 94H89V95H91ZM148 94L151 95L152 93L150 94V92H149ZM223 94H224V93H223ZM13 95H14V94H13ZM36 95H38V92L35 93V96H36ZM62 95H63V94H62ZM74 95L72 96V94H71L72 97H75ZM94 95H97V96H98L97 93L94 94ZM132 95H133V93H132ZM149 95H148V97H149ZM238 95H237V96H238ZM243 95H244V93H243ZM243 95H242V96H243ZM254 95L251 94V96H250V94H249L248 97L250 98V100H252V99L254 98ZM256 95H257V94H256ZM44 96L46 97V95H44ZM44 96H43V97H44ZM60 96H61V95H58V96H56V97H59V98H60ZM85 96H87V95L85 94ZM135 96H136V95H135ZM135 96L133 95V99H132V101H131L132 104L134 103V101H133V100H135L134 98H136ZM157 96H158V95H157ZM239 96H238V97H239ZM242 96H240V97H242ZM30 97H31V96H30ZM38 97H40V96H38ZM61 97H62V96H61ZM69 97H70V95H69ZM79 97H81V95H80ZM82 97H83V95H82ZM88 97H89V96H88ZM88 97H87V99H88L89 102L87 101V102H88V103H87V104H88L87 107L91 109V107H89L90 100H89ZM100 97H101V96H100ZM102 97H103V95H102ZM104 97H105V96H104ZM235 97H236V96H235ZM243 97H246V96L244 95ZM248 97L245 98L246 100H245V102H244V103H245L244 105H246V103L250 101V100L247 101V98H248ZM90 98H91V96H90ZM105 98H106V97H105ZM111 98H112V97H111ZM193 98H194V97H193ZM249 98H248V99H249ZM33 99H34V98H33ZM53 99H55V96H54ZM56 99H57V98H56ZM66 99H67V98H66ZM102 99H103V98H102ZM102 99H98V101H99V100H102ZM196 99H197V98H195V102H197ZM30 100H31V99H30ZM47 100H49V99H47ZM59 100H60V99H59ZM79 100L81 101V98H80ZM91 100H93V101H91L92 103H95V102L97 101V100L94 101V99H91ZM105 100H107V98H106ZM109 100H110V99H109ZM193 100H194V99H193ZM6 101H7V100H6ZM12 101H13V100H12ZM66 101H67V100H66ZM77 101H78V100H77ZM9 102H11V100H9ZM14 102H15V101H14ZM53 102H55V103H53ZM53 102H52L53 104H56V103H57V102L54 101V100H53ZM73 102H74V101H73ZM116 102H117V101H116ZM48 103H49V102H48ZM58 103H59V102H58ZM71 103H72V102H71ZM75 103H76V102H75ZM85 103H86V102H85ZM96 103H97L96 105H99L101 102H100L99 104H98V102H96ZM111 103H112V102H111ZM129 103H130V101H129ZM249 103H250V102H249ZM6 104H8V103H6ZM60 104H61V102H60ZM79 104H80V103H79ZM101 104H102V103H101ZM109 104H110V102H109ZM201 104H202V103H201ZM226 104H227V105H226ZM247 104H248V103H247ZM11 105H14L13 107L16 108L15 106H17L18 104L15 105V104H13V102H12ZM90 105H91V104H90ZM153 105H154V104H153ZM187 105H188V104H187ZM194 105H195V106L198 105V108H201V107H200L201 105H200V103H198V102H197L196 104H194ZM220 105H219V106H220ZM225 105H226V106H225ZM74 106H75V105H74ZM80 106H81V105H80ZM136 106L139 107V105H136ZM136 106H135V107H136ZM141 106H142V103H141ZM143 106H144V105H143ZM195 106H194V108H196ZM261 106H262L261 108H264V104H261ZM17 107H18V106H17ZM92 107H93V106H92ZM97 107H98V106H97ZM121 107H122V106H121ZM138 107H136V110H137L136 113H134V112L131 113L133 117L131 116L130 113H129L130 115L128 114L127 116L125 115V114H126V113H125V114H124V119L122 118L123 120H122V119H116V118H117V115H116V118L113 117L114 115L112 116L113 119H114V121L117 120V121L119 122L120 120H122V121H120V122H122V125H123V126L121 125L122 128H126L127 126H128V129H134V128H135L133 131H131V132L128 134L129 136H130V134H131V136H132V134H133L134 132H136V131H137V132H140V130L143 131V130H145V129H147V128L149 127V128L147 129L149 132H146V133L144 132V133L147 135V134H149L150 132H152V129H154L155 127H157V126H156L157 124H158V125L160 124V123H157V124L155 123V127H154V125H153V126L151 125V126H152V127H151V126H150L151 123L149 122V123H150V124L148 123L149 126H148V124H147V126H146V124H145V125H143V127L141 126V128H139V127H140V125H139L140 123L138 122V118H139L140 115L138 116V118L135 117V119H134V116H136L135 114H137L138 109H140V107H139V108H138ZM184 107H185V106H184ZM188 107H191V106L189 105ZM192 107H193V106H192ZM21 108H22V107H21ZM32 108H33V107H32ZM56 108H57V107H56ZM78 108H80V107H78ZM84 108H85V107H84ZM88 108H86V109H84V110H87ZM93 108H94V107H93ZM148 108H149V107H148ZM234 108H236V107H234ZM258 108H259V107H258ZM16 109H18V108H16ZM24 109H25V108H24ZM51 109H52V107H51ZM53 109H54V108H53ZM95 109H96V108H95ZM98 109H99V108H98ZM101 109H102V107H101ZM121 109H122V108H121ZM149 109H153V106L151 105V107H150ZM242 109H245V108L242 107ZM250 109H251V110H249V109H248V110L251 111V113H253V114L255 113V114H256V112H253V108H250ZM31 110H32V109H31ZM65 110H66V109H65ZM77 110H79V109H77ZM185 110H186V109H185ZM185 110H184V111H185ZM246 110H247V108H246ZM248 110L245 111V112H243V113H246V115L250 114V113L248 112ZM254 110H255V108H254ZM256 110H257V109H256ZM260 110H261V109H260ZM260 110H259V111H260ZM32 111H33V110H32ZM41 111H42V109H41ZM87 111H88V110H87ZM107 111H108V110H107ZM238 111L241 112L242 110H238ZM257 111H258V110H257ZM259 111L257 112V113H259V116H261V117L264 116V115H262V114H264V113H261V115H260V112H261V111H260V112H259ZM262 111H264V109H262ZM21 112H22V110H21ZM42 112H43V111H42ZM53 112H54V111H53ZM55 112H56V111H55ZM58 112H59V111H58ZM74 112H75V111H74ZM80 112H81V111H80ZM88 112H89V111H88ZM88 112H87V114H86V117H87V115H88L89 117H91V115L93 116L94 113H95L94 111H93L94 113L92 112L93 114H92L91 112H89V113H88ZM141 112H142V110H141ZM240 112H236V115L239 114V115H237V116H236L235 114H233V115L236 116V117H235V116H233V117H234L235 119H238V120H239V119H242V117L240 118ZM27 113H30V112H27ZM33 113H34V112H33ZM39 113H40V111H39ZM51 113H52V112H51ZM77 113H79V112L76 111V114H77ZM97 113H99V112H97ZM105 113H106V112L104 111V112H103L104 115L102 114V118L105 120V121L103 120V122H104V123H103V124H104V128H106V127L108 128V129H106V132H105V134H106L107 131H108L109 129L112 128L111 124L113 123V121L110 122V121L106 120ZM139 113H140V112H139ZM143 113H144V112H143ZM145 113H146V112H145ZM214 113H212V116H213ZM247 113H248V114H247ZM7 114H8V113H7ZM40 114H41V113H40ZM46 114H48V113H46ZM56 114H57V113H56ZM72 114H73V113H72ZM76 114H75V115H76ZM79 114H80V113H79ZM79 114H78V115H79ZM82 114H84V113H82ZM82 114H81V115H82ZM90 114H91V115H90ZM106 114H107V113H106ZM109 114H110V112H109ZM109 114H108V115H109ZM111 114H112V113H111ZM111 114H110V116H111ZM172 114H173V112H172ZM202 114H203V113H202ZM31 115H32V114H31ZM50 115H51V114H50ZM52 115H54V114H52ZM59 115H60V114H59ZM64 115H65V111H64ZM64 115H63V116H64ZM75 115H74V116H75ZM98 115H99V114H98ZM98 115H97V117H98ZM137 115H138V114H137ZM141 115H143V114H141ZM230 115H231V113H229L228 116L230 117ZM241 115H243V114H241ZM8 116H9V115H8ZM12 116H13V115H12ZM95 116H96V113H95ZM95 116H93V117L95 118V120H97L98 118L95 117ZM120 116H121V115H120ZM125 116H126L127 118H126ZM224 116H225V115H224ZM244 116H245V115H244ZM244 116H243V117H244ZM250 116L253 117L252 114H250ZM29 117H30V116H29ZM33 117H34V115H33ZM39 117H40V116H38V118H39ZM44 117H45V115H44ZM51 117H52V116H51ZM56 117H58V116H56ZM79 117H80V116H78V118H79ZM82 117H83V115L81 116V118H82ZM84 117H85V114H84ZM86 117H85V118H86ZM104 117H105V118H104ZM118 117H119V115H118ZM142 117H143V116H142ZM145 117H146V115H145ZM171 117H174V115L171 116ZM171 117H170V118L168 117V118H167L168 121L164 122V123H166L167 125L164 124V123H162V124L166 125V127L168 128V130H167V128H166V131H170L171 128H172V126L170 127L169 124H168V123H169V119H170V120H171V119H174V118H171ZM200 117H201V116H200ZM248 117H249V115H248ZM248 117H246L247 120H249V119L251 118V117H250V118H248ZM254 117H256V116H254ZM3 118H4V117H3ZM3 118H2L1 120H3ZM34 118H35V117H34ZM34 118H33V119H34ZM47 118H48V117H47ZM53 118H54V117H53ZM74 118H75V117H74ZM87 118H88V117H87ZM94 118H92V120H93ZM96 118H97V119H96ZM125 118H126V119L131 118L132 121H131V119H129V120H130V122H132V123H131V124H130V123H125V122L129 121V120H125ZM211 118H214V116L211 117ZM4 119H5V118H4ZM36 119H37V118H36ZM48 119H49V118H48ZM99 119H100V118H99ZM107 119H109V118H107ZM141 119H142V118H141ZM201 119H202V117H201ZM246 119H245V120L243 119V121H242V122L244 123V127L246 126L247 129L249 128L250 131H251V130H253V128L255 129L254 126H256V127H258L259 130H257V128H256L255 130H253L252 132H250V135H249V131H248V133L245 135V137H246L245 140L242 138V139H243L242 142H241V141L239 142L238 139L236 138V140H237V141H235V142H237L236 144L239 145V146H241V147L244 146L247 142H250V141L256 140V139L259 137V135H260V137H261V136L264 137V132L261 131V127H264V126H261V124H260L261 122L259 123V120L257 119L256 123L258 122L259 124H258V123H257V124L254 123V122H255V120H254V121H252L253 123H252V122H251L250 124L248 123V126H247V120H246ZM22 120H24V119H22ZM43 120H45V119H43ZM43 120H42V122H43ZM95 120H93V124H94V121H95ZM100 120H101V119H100ZM109 120H111V119H109ZM148 120H149V119H148ZM261 120H262V122H264V117H262ZM261 120H260V121H261ZM17 121H19V120H17ZM53 121H54V120H53ZM123 121H124V123H123ZM133 121H135V122H133ZM220 121L222 122L223 125H221L220 122H218V123L220 124L219 130H222V132H223V130H224L225 128H224V129H222V128H223V126H225L226 123H225V124L223 123V122H225V120L223 121V119H221ZM227 121H228V120H227ZM32 122H33V121H32ZM35 122H36V121H35ZM37 122H39V121H37ZM42 122H41V123H42ZM56 122H57V121H56ZM95 122L98 123V120L95 121ZM107 122H108V123H107ZM109 122H110V123H109ZM120 122H119V123H120ZM157 122H160V120L157 121ZM230 122H231V121H230ZM20 123H21V121H20ZM45 123H47V122H45ZM54 123H55V122H54ZM89 123H91V122H89ZM99 123H100V122H99ZM218 123H217V124H218ZM43 124H44V123H43ZM52 124H53V122H52ZM113 124H114V125H117L118 123H116V124L113 123ZM124 124H125V125H124ZM133 124H134V125H133ZM213 124H214V123H213ZM245 124H246V125H245ZM69 125H70V124H69ZM109 125H110V126H109ZM126 125H127V126H126ZM129 125H130V126H129ZM138 125H139V126H138ZM257 125H258V126H257ZM262 125H264V123H262ZM16 126H17V125H16ZM63 126H65V125H63ZM88 126H91V125H87V127H88ZM95 126H97V124H96ZM95 126H94V127H95ZM134 126H135V127H134ZM184 126H186V125H184ZM210 126H211V127H214V126H212V125H210ZM250 126H252V127L250 128ZM259 126H260V128H259ZM0 127H1V126H0ZM50 127H51V126H50ZM65 127H66V126H65ZM76 127H77V126H76ZM109 127H111V128H109ZM187 127H188V126H187ZM201 127H202V125H201ZM227 127H228V126H227ZM14 128H15V127H14ZM43 128H44V127H43ZM67 128H68V127H67ZM73 128H74V127H73ZM96 128H98V127H95L94 129L96 130ZM104 128H103V129H104ZM115 128H116V126H115ZM117 128H118V126H117ZM137 128H138V129H137ZM206 128H207V129H206ZM209 128H210V127H209ZM209 128H208L207 125L205 124V127H204V125H203L202 128L199 127L198 129H196V130H198V132L196 131V132H197L196 135L198 134L199 136L197 135V136H196L197 138H196L195 136H194V137L196 138V140L198 139L197 142H196V140L193 138V136H191L192 139H191V138H190V139L192 140V141H191L192 143H194V142L197 143V144L199 143L198 146H197V147H198V150H199V149L206 148V147L209 146V145H212V144L214 143V142L212 141V144H210V143H211V139L213 138L212 136H214L215 139L217 138V140H218L220 143H221V141L224 140V138H222V136H221V134H220L221 131H219L217 127H216V128H217V131H218L219 133L216 131V129H215L214 131H211L210 129L213 130V128H210V129H209ZM220 128H221V129H220ZM74 129H75V128H74ZM98 129H99V128H98ZM101 129H102V128H101ZM139 129H140V130H139ZM169 129H170V130H169ZM182 129L184 130V131H182L183 134H184V136H186V135H185V134H186V132H185V131H186V130H185L186 127H185V128H182ZM199 129H201V130H199ZM249 129H248V130H249ZM8 130H9V129H8ZM63 130H64V129H63ZM66 130H68V129H66ZM66 130H65V131H66ZM69 130H70V129H69ZM80 130H81V129H80ZM87 130H88V128H87ZM119 130H120V131H117L116 134L119 136V139H122V140H123V136H124L123 134L125 133V131H124L125 129H122V130H121V129L119 128ZM207 130L210 131V132H206ZM40 131H41V130H40ZM71 131H72V130H71ZM78 131H79V130H78ZM84 131H85V130H84ZM90 131L94 132L93 128H92ZM111 131H112V130H110L109 133L112 134ZM200 131H201V132H200ZM203 131H204V132H203ZM215 131H216L217 133H216ZM255 131H256L257 133L260 132V134H257V136H256V135L251 136V135H252L251 133H256ZM15 132H16V130H15ZM18 132H19V130H18ZM23 132H24V130H23ZM23 132H22V134H23ZM67 132H69V131H67ZM121 132H122V135L120 134ZM182 132H181V133H182ZM187 132H188V131H187ZM202 132H203L204 134H203ZM205 132H206V134H205ZM211 132H212V133H211ZM213 132H215V135H216V136L214 135ZM226 132H227V131H226ZM261 132H262V133H261ZM3 133H4V132H3ZM25 133H27V132H25ZM63 133H64V132H63ZM70 133H71V132H70ZM74 133H75V136H73ZM74 133H72L73 135H72V137H71V138L75 139V140H71L72 145L74 144V142H77V143H78V141H76V140L78 139V138H76V136L78 135V133H76V129L74 130ZM81 133H82V132H81ZM81 133H80V134H81ZM113 133H115V132L113 131ZM144 133L141 134V132H140V135H139V136L144 135ZM189 133H190V132H189ZM201 133H202V134H201ZM207 133H208V134H207ZM209 133H210L211 135H212V134H213V135H212V136H211V135L208 136ZM6 134L8 135V133H5V135H6ZM15 134H16V133H15ZM27 134H28L29 136H27V135L25 134V135H26L25 137H26V138H27V137H30V134H31V133H27ZM85 134H86V132H85ZM85 134H84V135H85ZM103 134H104V133H103ZM103 134H101L100 136L104 137L105 135L103 136ZM125 134H126V133H125ZM134 134H135V133H134ZM150 134H151V133H150ZM190 134H192V133H190ZM190 134H189V135H190ZM219 134H220V135H219ZM261 134H262V135H261ZM66 135H69V134L66 133ZM66 135H64V136L67 137ZM146 135H145V136H146ZM192 135H193V134H192ZM200 135H202V136H200ZM217 135H219V136H217ZM11 136H12V135H11ZM13 136H14V135H13ZM23 136H24V135H23ZM23 136H22V137H23ZM38 136H39V135H38ZM64 136H63V137H64ZM69 136H70V135H69ZM78 136H79V135H78ZM118 136H115V137H118ZM249 136H250V137H249ZM8 137H10V136H8ZM17 137H18V136H17ZM19 137H20V139H22L21 136H19ZM198 137H202V138L199 139ZM206 137L209 138V140H207ZM225 137H226V136H225ZM253 137H255L256 139L253 138ZM260 137H259V138H260ZM6 138H7V137H6ZM61 138H62V137H61ZM146 138H147V137H146ZM204 138H205V139H204ZM218 138H219V139H218ZM247 138H248V140H247ZM249 138H251L252 140L249 139ZM12 139H13V138H12ZM20 139H19V140H20ZM28 139H29V138H28ZM32 139L34 140V138H32ZM83 139H84V136H83ZM201 139H202V140H201ZM220 139H221V141H220ZM222 139H223V140H222ZM4 140H5V139H4ZM67 140H69V139H67ZM67 140H66V141H67ZM194 140H195V141H194ZM200 140H201V141H200ZM203 140H205V141H203ZM206 140H207V141H206ZM213 140H214V139H213ZM246 140H247V141H246ZM7 141H8V142H7ZM16 141H17V139H16ZM22 141H23V140H22ZM69 141H70V140H69ZM79 141H80V142H81V141L83 142V140H80V139H79ZM199 141H200L201 143H200ZM202 141H203V142H202ZM218 141H217V142H218ZM232 141H233V140H232ZM245 141H246V143H245ZM6 142L9 143V140L7 139V140L5 141V143H6ZM86 142H87V143L89 142L88 139L85 140V143H86ZM141 142H143V143L141 144ZM147 142H150V141H147ZM147 142H146V143H147ZM204 142H205V143H204ZM208 142H210V143L207 144ZM223 142H224V141H223ZM238 142H239V144H238ZM243 142H244V143H243ZM3 143H4V142H3ZM5 143H4V145H5ZM10 143H11V141H10ZM15 143H16V142H15ZM69 143H70V142H69ZM144 143H145V141H144L143 138H142V140L139 142V144H136V146H133V148L135 147V148H134L135 151H137L138 153H137V152L134 153L135 151L132 150V151H134V152H133L134 155L132 154L133 157H135L137 154H139V155H137V158H139V156H140V157H141L140 160H141L142 162H141L140 160H136V159L134 160V159H133L134 162H129L130 164L127 163L129 166H127V164H126V165L123 164V166H125L124 169H126V166H127V169L125 170V172H124V174H123L124 176L127 174V175H126L127 178L124 177V179H125V178H126V179L123 180V177H122L123 175H122L121 173H120V175H122V176L116 175V174L119 173V171H118L117 173H115L114 176H113V175H110V176L112 177V178H111L112 180H113V179H117V180H118V181H115L114 185L112 184L114 181L111 180L112 183H110V180H108V178L110 177L109 174H106L107 172H111V173H114V172H115V170H116L115 168L117 167V165H116V166L113 165L112 163H114V162L111 163V162L108 161V162L111 164V165H109V163H107L109 168L106 166V165H107L106 163L101 162L100 164L103 163V164H102V167L106 166L107 169L105 170V171H106V173H105V171H100V169L102 168V167H101V168L99 169V171L97 170V172H100V173H101V174L99 173V175H96V174H97L96 170H91V169H93V167H89V166H87V165H84V163H83V165H81L82 163L80 162L81 164L78 166V172H79V171H80V172L82 171V172L84 173V174L82 173V175H83V176H88V178H91V177H89V176H90V175L92 176V174H94V175H96V176L98 177V178H97V177L95 176V177H96V178H95V177L93 176L94 178H93V177H92L93 179L91 178V179L93 180V181L91 180V182H95V184H94V183H91V186H92V187H89V189H91L90 192L93 191V192L91 193V194H92L91 196H93V198H91L92 200L90 199V201L95 202V201H96V198H100V197L102 198L103 196L105 197V195H107L110 199H112V198H115V197H116V193H117V194H118V193L120 194V195L118 194L119 196H117L115 199L112 200V202H115V200L118 202V201L120 200V201L118 202L119 205L117 204L116 212H113V213L111 212L110 209H111V208H112V209L115 208V206H114V207H111V206L114 205V204L111 203V201H109V198L107 199V200H108V202H107L106 199H104V197H103L104 200L101 199V198H100V200L103 202L102 205H103V206L105 205V206H104V207H105V210H104V207H99L100 205H99V206H96V205H95L96 207H98V208H100V209L96 208V210H94V212H93V211H92V213H91V211L89 212V209L91 208L90 206H92V205H90V204H92V202H90V204H89L90 206L87 205L88 208H89V209L87 208V211H86V210H85V211L82 210V212H80L82 208L80 209V211H77V212L80 213L82 216H84V217H82V220H83V222H84L85 225H86V223L89 221V219L92 220V219L94 218V219H93V220H94V223H97V222L99 223V220H100V219H103V220H100V222L102 223V224L100 223V225L102 226V225L104 224V222H105L106 220H108L109 217H110V215L108 216V213H109V214H112V217H117L116 219H119V220L121 219L120 221H118V220H116V219H114V218H110V219H114V221L116 220V222L114 223L115 225H116V223H118V222L120 223V222H121V223H120L121 225H120L119 223H118L119 225H116L117 228H118V226H120L119 229L121 230V229H122L121 227H123V225L125 226V229L122 230V231H123V232H122L123 236H122V235H121L122 237L119 236L120 234H118V233H117L116 235L119 236V240H122V241H124V239L127 240V238H129V237L126 236L128 233H126L124 230L128 231V228H129V227L127 228L126 226H129V224H130L131 221L133 220L132 217H134L135 214H138V212H135L134 207H135V205H136L137 203H138V205H136V206H140L139 202H137V199L140 198L139 195L141 194L140 191H139V190H140V187L142 186L143 189L145 188L146 191H148V189H149V190H150V189H153V190H156V191L158 192V193H156V191H153V190H152L153 192H152V191H148V192H146L145 190H143V191L146 192V193L141 194V195H148V196L150 197L151 194L149 195V194H148L149 192H150V193H153V195H155V196L152 195L153 198L150 197L151 199H154V197L156 198L157 195H158L157 198H159L160 194L163 193V192H161V191L159 192V190H161V189H160L159 187L157 188V186H155V185L157 184L158 186H162V184H164V183L161 184L159 181H158V182H156V181H157L158 177H159V179H160V177H161V181L164 182V178H162V176H163V174L166 175V173H163L164 169H162V168H164V167H162V166H163L162 164H163L164 161H167V158H168V157L166 158V156H163L166 160H165V159H160L159 161H156L157 163L159 162V164H160L161 161L163 160L162 163H161V165H158V167H162V168H160V169L157 168L156 176H155L154 173L152 174L151 172H150V173H151V176H150V173H149V172L146 173L147 176H148V174H149V177L152 178V179H149V181H150V182H148L149 184H148V183H142V184L140 183V184H138L139 182H142L141 180L139 181L140 178L135 180V178H137L138 174H139V176H140V174H141V173H138V172H141V170H138V169H140L141 166H143V168H146V167H144L145 165H146V166H149V165L151 164V163H150L149 165L146 164L147 161H148V163L151 161V159L147 157V156H149V155H146V152H147V151H152V148H150V149L147 150V149H146V146H145V145H147V144H144ZM203 143H204L205 145H204L203 148H201L202 145H200V144H203ZM215 143H216V141H215ZM215 143H214V146L217 147V144H215ZM224 143H225V142H224ZM242 143H243V144H242ZM255 143H256V142H255ZM20 144H21V142H20ZM25 144H26V143H25ZM78 144H80V143H78ZM126 144H128L127 146H129V145L132 146V144H129V143H126ZM247 144H248V143H247ZM247 144H246V145H247ZM1 145H3V144H1ZM23 145H24V144H23ZM72 145L69 144V146H71V147H72ZM137 145H139L138 147H141V149H139V148L137 147ZM142 145H143V146H142ZM149 145H152V147H154V145H153L152 143H148L147 148H149ZM237 145H236V146H237ZM246 145H245V146H246ZM255 145H256V144H254L253 147H254ZM18 146H19V145H18ZM64 146H65V145H64ZM73 146H75V148L77 147L76 145H73ZM86 146H87V145H86ZM124 146H125V144H124ZM124 146H123V144H122V147H123V148H124ZM127 146H125L124 149H126ZM131 146H130L129 148H131ZM192 146L195 147V144H194V145L192 144ZM200 146H201V147H200ZM1 147H2V146H1ZM51 147H52V146H51ZM53 147H54V146H53ZM142 147H143V149H144V148H145V149H144V152L141 153V151L143 150ZM197 147H196V149H191L192 151H188L187 153H189V154H186V155H188V156H186V158H187L188 160H189V159H190V160H189V161L186 160V159H184V160H186V161H187L188 163H190V164L193 163L194 161H195L194 163H196V164L193 163V166L195 165L194 167L191 166V165H192V164H191V165H190L191 168L189 167V164H187L188 166H186V167H187L188 169H185V171H187V172H185V171H184V167H183L180 163H178L177 160H175L176 163H178L177 166H176V168H178V169H180V170H181V168H183L181 172L184 171V172H183V175H185V176H184V177H185V181H184V180H182V181H184V183L187 182L185 185H189L188 188L191 189V188H190V185H191L190 183H191V181H192L193 179H195V178L193 177V175H192V172H194L193 174H196L195 171H193V170H196V172H198L199 169H201L200 172H203L206 176H208V175L210 176V177H209V176L207 177L208 179L206 178V176H204V177H203L204 181H205V180H210V182L212 181V182H213V186H212V187H215V186H216L217 188H219V186H222V183H223V186H224V187L222 186L221 189L224 190V189L227 188L226 186H228L227 189H228L229 191H227V192H229L228 194H230L232 188H231V190L229 189L230 187H229V183H228V181L225 182V180H223V179H225L224 176H222V174H221L222 178H221L220 175H218L219 177H217V174H218V173L220 174V172H217V171H216V172L214 173L215 170H214V171H213V170H210V169L212 168L211 166H210L211 168H210V167L207 168V167H208L211 163H212V164H215L216 166H217V165H220V164H224V163H225V165H226V162H227V161H230V162H231V160H233L234 158L236 159L237 154H236V155H233V156L231 155V157H229L230 155H229V156H225V157H226V162H225V161H224L225 159H223L224 156H223V158L221 157L222 159H221V158H218V157H220V156L216 155V154H217V152H215L216 150L214 151V153H215L214 155H213V153H212V155H210L211 153L208 152V156H207L206 160H208V159L210 158V160H212V161H210V164H208V165L206 164V165H207L206 168L208 169V170L206 171V168L204 167L205 165H204V166L202 165V163L206 161V160L204 159L205 157H198V154H199V153H197V152L195 151V150H197ZM218 147H219V145H218ZM222 147H223V146H222ZM241 147H239V148H238V147H234V148H238L239 150H241V149H240ZM55 148H56V147H55ZM111 148H113V147H111ZM127 148H128V147H127ZM129 148H128V149H129ZM133 148H131V149H133ZM220 148H221V147H220ZM223 148H226V147H223ZM234 148H233V149H234ZM4 149H5V147H4ZM4 149H2V150L4 151ZM9 149H10V148H9ZM44 149H45V148H44ZM49 149H50V148H49ZM131 149H130V150H131ZM137 149L140 151V153H139V151H138ZM217 149H218V148H217ZM57 150H58V149H57ZM126 150H127V149H126ZM146 150H147V151H146ZM210 150H211V149H210ZM221 150H222V149H221ZM225 150H226V149H225ZM235 150H236V149H235ZM245 150L248 151L247 148H246V149H243L244 152H245ZM64 151H65V150H64ZM122 151H123V150H122ZM128 151H129V150H128ZM132 151H131V152H132ZM153 151H154V149H153ZM241 151H242V150H241ZM252 151H253V150H252ZM36 152H37V151H36ZM66 152H67V150L64 152L63 155H65ZM125 152H126V151H125ZM129 152H130V151H129ZM238 152H239V151H238ZM244 152H243V153H244ZM111 153H112V152H111ZM221 153H222V151H221ZM241 153H242V152H241ZM246 153H247V152H246ZM254 153H255V151H253V154H254ZM262 153H264V151H262ZM79 154H80V153H79ZM105 154H106V153H105ZM108 154H109V155L107 156L108 158H112V159H114L113 156H112V157L110 156V155H111L110 153H108ZM122 154H123V153H122ZM135 154H136V155H135ZM152 154H153V153H152ZM152 154H151V155H152ZM219 154H220V152H219ZM247 154H249V152H248ZM247 154H246V155H247ZM1 155H2V154H1ZM32 155H33V154H32ZM42 155H43V154H42ZM74 155H75V154H74ZM80 155H81V154H80ZM80 155H79V156H80ZM112 155H113V154H112ZM204 155H205V154H204ZM204 155H203V156H204ZM209 155H210V157H209ZM222 155H223V154H222ZM242 155H243V154H242ZM27 156H28V155H27ZM30 156H31V155H30ZM30 156H29V157H30ZM37 156H38V154H37ZM72 156H73V154H72ZM75 156H76V155H75ZM109 156H110V157H109ZM142 156H143V157H142ZM184 156H185V155H184ZM194 156H196V158H195ZM234 156H235V157H234ZM244 156H245V154H244ZM29 157H28V158H29ZM62 157H63V156H62ZM114 157H115V156H114ZM119 157H120L119 162H121L122 159H126V160H123V162H124V161L127 162L128 157L126 158L125 156H122L121 154H120ZM124 157H125V158H124ZM129 157H130V155H129ZM131 157H132V156H131ZM211 157H212L213 159H212ZM216 157H217V158H216ZM227 157H228V158H227ZM233 157H234V158H233ZM238 157H239V156H238ZM0 158H1V157H0ZM19 158H20V157H19ZM30 158H32V157H30ZM82 158H83V156L80 157V160H81ZM105 158H106V157H105ZM197 158H199V159H197ZM201 158H203L205 161L202 160ZM229 158H231V159H229ZM245 158H246V157H245ZM4 159H5V158H4ZM83 159H84V158H83ZM112 159H111L110 161H114V160H112ZM117 159H118V157H117ZM117 159H116V160H117ZM129 159H130V158H129ZM143 159L146 160V163L144 162ZM149 159H150V160H149ZM215 159H216V160H215ZM248 159H249V158H248ZM18 160H19V159H18ZM21 160H22V159H21ZM24 160H25V159H24ZM50 160H51V159H50ZM55 160H56V159H55ZM75 160H76V159H75ZM120 160H121V161H120ZM133 160H132V161H133ZM168 160H169V159H168ZM171 160H172V159H171ZM191 160H192V161H191ZM197 160L199 161V163L197 162ZM213 160H214V161H213ZM220 160H221V161H220ZM244 160H245V159H243V158L239 159V162L236 160L237 162H235V164L239 163V166H240V165L243 163L242 165L245 166L246 164H244V162H242V161H244ZM2 161H3V160H2ZM22 161H23V160H22ZM36 161H38V160H36ZM88 161H89V163H90V160H89V159H88ZM136 161H137V162H136ZM190 161H191V162H190ZM202 161H203V162H202ZM217 161H218V162H217ZM15 162H16V161H15ZM43 162H44V161H43ZM47 162H48V161H47ZM97 162H99V161H97ZM106 162H107V161H106ZM126 162H125V163H126ZM143 162H144V164H143ZM154 162H155V161H154ZM156 162H155V163H156ZM167 162H169V161H167ZM184 162H185V161H184ZM201 162H202V163H201ZM221 162H222V163H221ZM24 163H25V162H24ZM40 163H41V162H40ZM53 163H54V162H53ZM131 163H132V165H131ZM137 163H138V164L141 163V165H138ZM176 163H175V164H176ZM185 163H186V162H185ZM216 163H217V164H216ZM232 163H234V162L232 161ZM240 163H241V164H240ZM250 163H252V161H250ZM250 163H248V166H246V168H243V166H242V169L238 167L239 170H237V169H238L237 166L234 167L233 164H232V168H233V169H236V170H234L233 172H231L232 175H233V173L236 174V172L238 173V172H240V171L243 170V169H244V171L247 172V173H248L249 171L251 172V169H252V170L255 169V164L252 163V164L250 165ZM31 164H32V163H31ZM42 164H43V163H42ZM91 164H92V163H91ZM97 164H98V163H97ZM133 164H134V165H133ZM136 164H137V165H136ZM182 164H183V163H182ZM7 165H8V164H6L4 167H5V168L8 167ZM36 165H37V164H36ZM48 165H49V164H48ZM51 165H52V163H51ZM103 165H104V166H103ZM170 165H171V164H170ZM178 165H179V166L181 165L182 167H181V166L178 167ZM183 165H184V164H183ZM185 165H186V164H185ZM197 165H198V166H197ZM200 165H202V166L200 167ZM215 165H214V166H215ZM249 165H250V166H249ZM10 166H13V164H11ZM43 166H45V165H43ZM75 166H76V165H75ZM82 166H85L86 169H87V171H88V172H86V175H85V171H86V169H85V171H84V169H83ZM110 166H112V167H110ZM113 166H115V167H113ZM132 166H135V167H132ZM137 166H139V167L137 168ZM156 166H157V164H156ZM220 166H222V165H220ZM252 166H253V167H252ZM1 167H2V166H1ZM14 167L17 168L16 166H14ZM41 167H42V166H41ZM47 167H49V166H47ZM53 167H54V166H52V169H53ZM88 167H89V169H88ZM118 167H119V166H118ZM128 167H130L131 170H130ZM131 167L133 168L134 171L132 170ZM168 167H169V166H168ZM192 167H193V168H196V167H197V168H196V169H193ZM218 167H219V166H218ZM218 167H217V168H218ZM222 167H224V166H222ZM256 167H257V166H256ZM15 168L12 167V168H11V169H13L12 171H19V170H20V166H19V169L17 168L16 170H14ZM80 168H81V169H80ZM90 168H91V169H90ZM97 168H98V167H97ZM135 168H137V169H135ZM143 168H142V169H143ZM149 168H151V169H153V168L156 169L155 167H152V166H149ZM149 168H148V169H149ZM189 168L191 169L192 172L190 171ZM253 168H254V169H253ZM11 169H10V167H9V172L13 175L14 172H11ZM52 169H51V171L54 172V171H55V168H54L53 170H52ZM66 169H67V168H66ZM82 169H83V170H82ZM95 169H96V168H95ZM109 169H110L111 171H109ZM124 169H123V171H124ZM148 169H145L146 172H147ZM158 169H159V170H158ZM202 169H204V170L202 171ZM233 169H232V170H233ZM248 169H249V171H248ZM47 170H48V169H47ZM127 170H129V172H128ZM137 170H138V172H137ZM145 170H143V171H145ZM197 170H198V171H197ZM209 170H210V171H209ZM0 171H3L2 168H1ZM35 171H37L38 174H40V173L43 174V172H41V171H40V173H39V171H38L37 169H36ZM51 171H50V173L52 174ZM56 171H58V170H56ZM93 171H95L96 173H94ZM113 171H114V172H113ZM132 171H133V172H132ZM148 171H150V170H148ZM158 171H159V172L161 171L163 174H162L161 172L159 173ZM177 171H179V170H177ZM205 171H206V172H205ZM6 172H7V173H5V176H6V174H9L8 171H6ZM19 172H20V171H19ZM31 172H32V171H31ZM126 172H128V173H126ZM131 172H132V173H131ZM242 172H243V171H242ZM250 172H249V173H250ZM28 173H29V171H28ZM37 173H36V174H37ZM87 173H89V175H88ZM125 173H126V174H125ZM130 173L132 174L133 178H132V176H131ZM188 173L190 174V176H188V175H189ZM208 173H209V174H208ZM247 173H246V175H247ZM249 173H248V174H249ZM36 174H35V175H36ZM47 174H48V173H47ZM102 174H103V176H102ZM133 174H134V175H133ZM142 174H143V173H142ZM228 174H229V173H228ZM235 174H234L233 177H234V179L236 180V179L238 178V176L235 177V176H236ZM241 174H242V173H241ZM9 175H10V174H9ZM14 175H15V174H14ZM16 175H20V173H19V174H16ZM16 175H15V176H16ZM31 175H33V173L30 174V176H31ZM52 175H53V174H52ZM100 175H101V178H103V179H100V177H99ZM105 175H106V176H105ZM115 175H116L117 177H116ZM153 175H154V176H153ZM161 175H162V176H161ZM183 175H182V177H183ZM232 175L230 174V175H229V178H230ZM239 175H240V174H239ZM15 176H14V177H15ZM38 176H39V175H38ZM40 176H41V175H40ZM45 176H46V175H45ZM104 176H105V177H104ZM118 176L122 178V180H123L122 183H123V182H124V183H125V182H128V183H129L128 180H131V179H133V182H132V180H131L132 185H134V184L137 183V185H138V186L136 185L137 188H136V186L134 187V189L136 188L137 191H138V192L136 191L135 195H137V194L139 193L138 197L136 196L137 199H136L135 195H134V197H133V195L130 194V193H132V192H134V191L131 192V189H128V186L126 187V186H122V184L120 185L119 181H121V178H119ZM130 176H131V178H130ZM211 176H212V177L214 176V177L211 178ZM226 176H227V175H226ZM226 176H225V177H226ZM243 176H245V175H243ZM0 177H1V176H0ZM18 177H19V176H18ZM46 177H47V176H46ZM48 177H49V176H48ZM52 177H53V176H52ZM57 177H58V176H57ZM60 177H61V176H60ZM114 177H115V178H114ZM134 177H135V178H134ZM163 177H166V176H163ZM188 177H189V178H188ZM190 177H191L192 179H191ZM233 177H232L230 180H232ZM8 178H9V176H8ZM15 178H16V177H15ZM34 178H35V177H34ZM39 178H40V177H39ZM42 178H43V176H42ZM42 178H41V179H42ZM55 178H56V177H55ZM64 178H65V177H64ZM69 178H70V177H69ZM85 178H86V177H85ZM104 178H105V179H104ZM209 178H210V179H209ZM229 178H228V179H229ZM239 178H240V177H239ZM4 179L7 180V178H5V177H4ZM9 179H10V178H9ZM11 179H13V178L11 177ZM11 179H10V180H11ZM32 179H33V178H32ZM32 179H30V177H29V180H30V181H31ZM43 179H44V178H43ZM53 179H54V178H53ZM56 179H57V178H56ZM98 179H99V180H98ZM109 179H110V178H109ZM153 179H154V182H153ZM186 179H187V180H186ZM260 179H261V180H260ZM260 179H259V181H256V180H254V179H252V178L250 179V180L255 181V183L252 182V181H250V183H251L250 185H251V187H253V189H252L253 191L251 192L252 195L249 196L248 199H251V200H252V202H251V201H249V202H251V203L254 205V207L257 206V208H258L259 210L262 211V213H261L262 215L260 214V216H261L260 219H261V218H264V199H262L261 201H258V200L261 199V198H259V197L262 195V193H259V192H260V191L264 192V190H261V186H259L258 183H260V182L262 181L261 183L264 184V180H262V179H264V176H261ZM19 180H20V179H19ZM23 180H24V179H23ZM57 180H58V179H57ZM64 180H66V178H65ZM86 180H87V179H86ZM88 180H89V179H88ZM103 180H104V181H103ZM106 180H108L109 183H108ZM134 180H135V181H134ZM151 180H152L153 183L151 182ZM214 180H215V181H214ZM221 180L224 181V182H221ZM230 180H229V181H230ZM235 180H234V181H235ZM38 181H39V180H38ZM49 181H50V180H48V179L46 180V182L44 181L45 184H44V183L42 184L43 181H41L40 185L37 184L36 181H35V184H37L36 186H40V187H42V188H40V189H43V187L46 189V187H49V188H50V186H51V185H50L51 181H50V182H49ZM62 181H63V180H62ZM96 181H97V182H96ZM100 181H101L102 183H104V184H103L104 186L101 184ZM246 181H248V179H247ZM8 182H9V180H8ZM56 182H57V181H56ZM60 182H61V181H60ZM89 182H90V181H89ZM98 182H99V183H98ZM105 182H106V183H105ZM155 182H156V184H155ZM202 182H203V181H202ZM202 182H200L199 184L202 185ZM207 182H208V184L211 186V184L209 183V181H206V183H207ZM220 182H221V183H220ZM231 182H232V181H231ZM256 182H257V183H256ZM3 183H6V184L9 185V183H7V182H5V181H4ZM26 183H27V181H26ZM28 183H29V182H28ZM48 183H49V185H48ZM52 183H53V182H52ZM57 183H58V182H57ZM96 183H97V184H96ZM133 183H134V184H133ZM180 183H181V182H180ZM203 183H205V182H203ZM216 183H217L218 185H217ZM226 183H227V184H226ZM1 184H2V182H0V185H1ZM10 184L12 185V183H10ZM31 184H32V183H31ZM35 184H34V185H35ZM100 184H101V186H103V188H102L101 186H99ZM109 184H110V185L112 184L113 186H112V185L110 186ZM115 184H116V185H115ZM143 184H144L145 186H144ZM147 184H148V185H147ZM150 184H151V185H150ZM160 184H161V185H160ZM214 184H216V185L214 186ZM225 184H226V185H225ZM231 184H232V183H231ZM231 184H230V185H231ZM252 184H255V187L257 186L258 189H257V187L255 188L254 185H252ZM257 184H258V185H257ZM11 185H9V186H11ZM42 185H43V186H42ZM56 185H57V186H56ZM56 185L53 186V184H52L53 187H58L59 184H56ZM65 185H66V184H65ZM95 185H96V186H95ZM97 185H98L99 187H98ZM106 185H107V186H106ZM130 185H131V184H130ZM139 185H141V186H139ZM146 185H147V186H146ZM178 185H179V188L181 189L182 187H180V184H179V183H178ZM185 185H182V183H181V186H183V189H182V190H185V193H187L188 195H190L191 192H188V191H187L188 188H187V187H184ZM204 185H205V184H203V187H202V188H204ZM206 185H207V184H206ZM260 185H261V184H260ZM25 186H26V184H25ZM105 186H106V187H105ZM116 186H118V187H116ZM151 186H152V187H151ZM153 186L155 187V189H154ZM248 186H249V184H248ZM248 186H247V188H248ZM3 187H5V186H3ZM32 187H33V186H32ZM32 187H31V189H32ZM53 187H52V188H53ZM60 187H61V185H60ZM62 187H63V186H62ZM97 187H98V188H97ZM104 187H105V188H104ZM109 187H112L111 190H110ZM115 187H116L118 190H116ZM150 187H151V188H150ZM191 187H192V186H191ZM212 187L208 188V190L211 191V189H214V188H212ZM225 187H226V188H225ZM249 187H250V186H249ZM251 187H250V189H249L250 191H251ZM0 188H2V187H0ZM7 188H8V187H7ZM28 188H29V187H28ZM80 188H81V187H80V185H79L78 191H79L80 193H83V191H82ZM87 188H88V187H87ZM87 188H86L85 190H87ZM93 188H94V189H93ZM96 188H97V189H96ZM100 188H101V191L99 190ZM113 188H115V190H113ZM122 188H123V189L125 188L124 191H127V192H124V191L122 190ZM147 188H148V189H147ZM156 188H157L158 190H157ZM179 188H177L178 190L175 188L176 192H178V191L180 190ZM185 188H186V189H185ZM202 188H201V187H198L197 189H202ZM254 188H255V189H254ZM2 189H3V188H2ZM5 189H6V188H4V191L7 192V189H6V190H5ZM10 189H11V187H10ZM31 189H29L28 191H31ZM33 189H34V190H33L32 192L35 191V188H34V187H33ZM37 189H38V188H36L35 195H37V194H36V193H37ZM92 189H93V190H92ZM105 189H107V190L105 191ZM127 189H128V190H127ZM197 189H196V190H193V191H194L193 194H196V193H198V191H200V190H197ZM256 189H257V190H256ZM8 190H9V188H8ZM46 190L48 191V194H49V189L47 188ZM80 190H81L82 192H81ZM94 190H95L96 192H95ZM121 190H122V191H121ZM172 190H173V189H172ZM182 190H180V193L178 192L177 194H176V192H175V195H176V197L174 196L175 199H179V198L182 197V195H183V191H182ZM218 190H219V189H218ZM223 190H221V191H223ZM258 190H259V191H258ZM12 191H13V190H12ZM24 191H25V190H24ZM43 191H44V189H43ZM61 191H62V190H61ZM78 191L76 192V194L78 193ZM99 191H100V193H99ZM102 191H103V192H102ZM112 191H113V193L116 192V191H119V192L114 193L115 196L112 195V197H110L111 194H113ZM128 191H129V192H128ZM173 191H174V190H173ZM255 191H256V192L258 191V195H257V193H255ZM6 192H5V194H4V195H6V194L8 195V196H6V198H4V197L2 196L3 191L0 193V194H1L0 196H2L3 199H4V200H3V204L1 203L0 205H2V206L4 207V208H3V207L1 206L3 209H5V211H7V212H5V213H8L9 208L7 209V208H5V207H7V206L9 205V206H11V208H14L13 205L15 204V203H14V197H15V195H11L10 191H8L7 193H6ZM14 192H15V191H14ZM32 192H31V194H34V193H32ZM41 192H42V191H41ZM51 192H52V191H51ZM121 192H122V193H121ZM141 192H142V191H141ZM181 192H182V193H181ZM213 192H214V191H213ZM8 193H9V194H8ZM18 193H19V192H18ZM42 193H44V192H42ZM80 193H79V194H80ZM96 193H97L98 195H97ZM124 193H125V194H124ZM126 193H127V194H126ZM209 193H210V192H209ZM251 193H250V194H251ZM12 194H13V192H12ZM15 194H16V192H15ZM83 194H84V193H83ZM83 194H82V195H83ZM87 194H89V193H87ZM94 194H95V196H94ZM102 194H103V195H102ZM109 194H110V195H109ZM121 194H122V195H121ZM128 194H129V196H128ZM165 194H166V193H165ZM193 194L191 195V196H193L192 198H194V196H195V195H193ZM228 194H227V195H228ZM253 194H254V195H253ZM259 194H260V196H259ZM9 195H10V196H9ZM17 195H18V194H17ZM27 195H29V194L27 193ZM42 195H43V194H42ZM82 195H81V196H82ZM84 195H85V194H84ZM126 195H127L129 198H127ZM141 195H140V196H141ZM184 195H185V194H184ZM212 195H213V194H212ZM216 195H217L218 197H221V195H223V194L220 195V192L218 191V194H216ZM235 195H236V193H235ZM235 195L232 194V195H230V197H231V196L234 197ZM31 196H32V195H31ZM52 196H53V195H52ZM54 196H55V195H54ZM121 196H122L124 199H123ZM131 196H132V197H131ZM177 196H178V197H177ZM191 196H190L189 198H191ZM213 196H214V195H213ZM217 196H215V197H217ZM262 196H264V195H262ZM262 196H261V197H262ZM10 197L12 198V199H11L12 201L10 200ZM18 197H19V196H18ZM55 197H57V196H55ZM63 197H64V196H63ZM69 197H70V196H69ZM118 197H121V198L119 199ZM142 197H143V196H141V198H142ZM145 197H147V196H145ZM145 197H144V198H145ZM186 197H187V196H186ZM195 197H197V196H195ZM228 197H229V196H228ZM237 197H238V196H237ZM250 197H251V198H250ZM20 198H21V197H20ZM30 198H31V197H30ZM35 198H36V196H35ZM57 198H58V200H59V196H58ZM64 198H65V197H64ZM67 198H68V197H67ZM94 198H95V199H94ZM131 198H132L133 201L135 200V202H137V203H134L133 201L131 202ZM133 198H134V199H133ZM150 198H149V199H150ZM189 198H188V200L185 201V203H184L183 199H181V200H182V203H181V204H183V205L185 204V206H186V205H187V202L190 200ZM212 198H213V197H212ZM221 198H222V197H221ZM223 198H224V197H223ZM1 199H2V198H1ZM1 199H0V202L2 201ZM18 199H19V198H18ZM18 199H17V201H19ZM51 199H52V198H51ZM51 199H50V200H51ZM151 199H150V200H151ZM184 199H185V198H184ZM194 199H195V198H194ZM197 199H198V198H196V200H197ZM208 199H209V198H208ZM24 200H25V199H24ZM32 200L35 201L34 199H32ZM58 200H57V202H58ZM60 200H61V198H60ZM60 200H59V201H60ZM71 200H72V199H71ZM94 200H95V201H94ZM98 200H99V199H98ZM100 200H99V201H100ZM125 200H126V201H125ZM128 200H129V201H128ZM141 200H142V199H141ZM143 200H144V199H143ZM147 200H148V199H147ZM147 200H146V201H147ZM154 200H156V199H154ZM170 200H173V199H170ZM170 200H169V203H170ZM225 200H227V199H225ZM231 200H232V199H231ZM6 201H7V202H6ZM9 201H10V202H9ZM17 201H16V203H18ZM55 201H56V198H55ZM61 201H63V199H62ZM104 201H106V202H104ZM121 201L123 202L122 204H120ZM124 201L127 202V203L130 202L132 205H134V204H135V205H134V206L131 205V208H129L130 204H127V203H125ZM148 201H149V200H148ZM148 201H147V202H148ZM157 201H158V199H157ZM162 201H163L162 199H159V201L155 203V206H154L153 203H150V202L147 203V202H146V203H147L146 206H145V204L143 205V206H145V208H144L143 206H140L139 208L143 207L145 210H146V209L148 210V206L150 207L151 205H152L154 208H157V207H158L157 204H158V203H161ZM165 201H166V200H165ZM176 201H178V200H176ZM206 201H207V200H206ZM206 201H205L204 203H206ZM218 201H219V200H218ZM235 201L238 202V201H239V198H237V200L235 199ZM5 202H6V203H5ZM96 202H97V201H96ZM117 202H115V204H116ZM152 202H155V201H152ZM258 202L261 203V204L258 205ZM25 203H26V202L23 201V203H22V201H21V204H20V202H19L18 204H19V206L22 205V206H21V208H22V207H23V204H25ZM55 203H56V202H55ZM61 203H62V202H61ZM68 203H70V200H69ZM68 203H67V204H68ZM106 203H107V204H106ZM109 203H111V206H110ZM133 203H134V204H133ZM143 203H145V202H143ZM219 203H220V202H219ZM11 204H12V205H11ZM33 204H34V203H33ZM62 204H63V203H62ZM64 204H65V203H64ZM93 204H94V203H93ZM99 204H101V203H99ZM126 204H127L128 207L126 206ZM148 204H151V205H148ZM172 204H173V205H170V204H169V205H166V206H168V207L171 206V207H169V208L172 210L174 207H177V206H174V204H175V205H178L177 202L174 203V200H173V203H172ZM222 204H223V203H222ZM232 204L234 205V204H236V203H232ZM232 204H231V205H232ZM15 205H16V204H15ZM28 205H29V204H28ZM65 205H66V204H65ZM106 205H108V206H106ZM123 205H124V206H123ZM141 205H142V204H141ZM193 205H194V204H193ZM205 205H207V204H205ZM205 205H204V206L202 205V206H203V208H202V209H203V212H206V211L208 210V209H207L208 206L206 207ZM231 205H230V206H231ZM31 206H33V205H31ZM34 206L37 208L39 205H38V206H37V205H34ZM34 206H33V207H34ZM87 206H86V207H87ZM109 206H110V207H109ZM211 206H212V205H211ZM214 206H216V205H214ZM214 206H213V207H214ZM249 206H250V205H249ZM17 207H18V205H17ZM29 207H30V205H29ZM61 207H62V206H61ZM92 207H93V206H92ZM107 207H109V208H107ZM119 207H120V208H119ZM125 207H126L127 209H126ZM132 207H133V208H132ZM146 207H147V208H146ZM153 207H150V208H149L151 214H150L149 212H147V219H149V215H150V217L153 216V218H154L153 222H155V223H153V224H157V223H159V220H160L159 218H160V216L158 215V213H155V212L157 211V209L159 210L160 207L157 208V209H154ZM231 207H232V206H231ZM252 207H253V206H252ZM254 207H253V208H254ZM2 208H1V209H2ZM21 208H20V209H21ZM101 208H102V209H101ZM124 208H125V209H124ZM240 208H241V207H240ZM240 208L237 207V210L239 211ZM250 208H251V207H250ZM14 209H15V208H14ZM14 209H11V210L14 211ZM20 209H17V210L20 211ZM55 209H56V208H55ZM58 209H60V208H58ZM61 209H62V208H61ZM93 209H94V208H92V210H93ZM97 209H98L99 211H101V213H100ZM130 209H131V210H130ZM132 209H133L134 211H133ZM141 209H142V208H141ZM141 209H140V210H141ZM152 209H153V210H152ZM175 209H176V208H174L173 211H174ZM185 209H186V208H185ZM218 209H219V207H218ZM218 209H217V210H218ZM221 209H222V208H221ZM233 209H234V208H232V211H233L232 213L235 212L234 214H236V215H234V214H233V215L229 214V215L226 217V219H225V218H222L223 220L225 219L223 222H221L222 219H221V220L219 219V218H221V215H220V214H219L220 217L218 216L219 218H217L218 221H215L216 217H215V219H214L213 227H214V226H219V225L221 224V226H219V227H221L220 230H218V227H214V228H217L216 231H221V232H218L217 234L215 233V234L217 235V237H216V236H215V237L219 239V237H221L222 234H225V236L222 235V236H223L222 239H219L220 241L218 240V242H219L218 244L220 245V247H224V245H223L224 243H223V242H225V243L227 244L226 240L229 238L228 235L231 234V233H229V231H230L231 229H232L233 231H235V230L237 231V230L240 229V228H237V227H239L238 225L236 226V229H235V230L232 228V226H231L230 224L233 223V220H234V222L236 221V222L239 223V221L242 222L243 219H244L245 222H246V224H247L246 219L248 218V216H247V218L245 219L244 214H241V213L238 214V211L236 212V209H234L235 211H234ZM15 210H16V209H15ZM29 210H30V211H29ZM31 210H32V209H28V208H27V212H28V213H31ZM77 210H78V208H77ZM90 210H91V209H90ZM103 210H104V211H103ZM106 210H109V211H106ZM119 210L122 211V212H123L124 210H126V211H127V210H130V211H132L133 213H131V212L129 211V215H130V216L127 215V217H125V215H126V214H124L125 212H124V213H122V212H118ZM136 210H137V209H136ZM147 210H146V211H147ZM151 210H152V211H155L154 213H155L156 216L154 215V213H153ZM241 210H242V209H241ZM3 211H4V210H3ZM3 211H2V213H3ZM19 211H17V213H18ZM25 211H26V210H25ZM32 211H33V210H32ZM43 211L47 212L46 209H45V210L43 209ZM53 211L56 212V213H53ZM53 211H51V212H47V213H49V214H52V213H53V214H52V216H48V218H49V217H50V218H49V220L46 219V221H49V222H50V221H51L50 219H51V218L54 219L53 217H55V216H56V218H58V217H59V213L61 214L60 216L63 215V214L61 213L62 211H61V212H59V211H55V210H53ZM113 211H114V209H113ZM141 211H142V210H141ZM141 211H140V212H141ZM166 211H167V210H165V211L163 210V212H166ZM201 211H202V210H201ZM219 211H220V210H219ZM256 211H258V210H256ZM11 212H12V211H11ZM11 212L9 211V213H11ZM21 212H23V211H21ZM85 212H88V213L90 214V216H89L88 213H85ZM96 212H97V213H96ZM170 212H171V211H170ZM170 212H168V213H170ZM177 212H178V211H177ZM189 212H190V211H189ZM189 212H188V213H189ZM216 212H218V211H216ZM17 213H16V214H17ZM38 213H40V212H38ZM94 213H95V214H94ZM105 213H106V215L108 216L107 218L105 217ZM120 213H122V215H124V216H122ZM130 213H131V214H130ZM134 213H135V214H134ZM143 213H144V212H143ZM161 213H162V212H161ZM171 213H172V212H171ZM171 213H170V214H166V216H167V215H170V216H171ZM174 213H176V211H175ZM184 213H186V211H183V213L179 212V213L176 214V216L172 214V215H173L172 217H175L176 219H177V218L179 219V217H181V214L183 215ZM14 214H15V213H14ZM20 214H21V213H20ZM41 214H42V212H41ZM43 214H44V213H43ZM87 214H88V216H87ZM91 214H93V215H92L93 218H91V217H92ZM98 214H99V216H98L99 218L96 216V215H98ZM114 214H115V215H114ZM117 214H118V215H117ZM132 214H134V215H132ZM144 214H145V213H144ZM225 214H226V213H225ZM225 214H223V215H225ZM12 215H13V214H12ZM17 215H18V214H17ZM17 215H15V216H17ZM26 215H27V214H26ZM57 215H58V216H57ZM94 215H95V216H94ZM103 215H104V217H103ZM119 215H120V216H119ZM131 215H132V216H131ZM157 215H158V216H157ZM161 215H162V214H161ZM186 215H187V214L184 215V216H185V217H184V218H185L184 220H187V221H186L184 224H182V223L180 224V223L178 222L179 225H178V227H176V224H177V223H175L173 226L176 227V228H175L174 230L172 229V230H173L172 232H171V230H167V231H165L168 235H167V234H163L164 231L162 232L163 235L160 234L161 236H163V237H162L163 239L161 238V241H160L159 243L164 242V241L166 242V240H168V242H169V241H170V242L172 241V243H170V242H169V243L166 242V244H169V245H166L165 247H164V246H161V245H163V244L160 245L162 248H161L160 246H158L157 248H160V250L158 249L160 252L164 253L165 250H166V252H167L168 248L171 249V244H172V248H173V246H176V245H177L176 243H178V241H176L175 239L173 240V237H175V236L178 237L177 240H179V241H180L181 239H184V240L182 241L183 243H184V242H187V244H194V245L196 246V243H195V242H197L196 239L198 240V237H197V235H198V229H195L196 226L193 225L194 227H192V224L190 225V223H192V222H194V224H195V219H196V218H192V215H191V214H188L187 216H186ZM217 215H218V214H217ZM217 215H216V216H217ZM226 215H227V214H226ZM230 215H231V217H230ZM240 215H243L244 217H241ZM255 215H256V217L258 216L257 214H255ZM9 216H10V215H9ZM23 216H24V215H23ZM30 216H31V215H30ZM30 216H29V217H30ZM35 216H36V215H35ZM42 216H43V215H42ZM44 216H46V215H44ZM85 216H86L88 219H87ZM162 216H163V215H162ZM188 216H189V217H188ZM214 216H215V215H214ZM232 216H233V218H232ZM234 216H236V217L234 218ZM238 216H239V217H238ZM3 217H4V216H3ZM12 217H13V216H12ZM29 217H28L27 219L30 220V222H29V224H28V225L30 226L31 224H32V225L34 224V223H31V222H34V221L31 220ZM79 217H80V216H79ZM118 217H120V218H118ZM123 217H124V218H123ZM155 217H159V218H155ZM172 217H167V220H168L169 218H172ZM222 217H224V216H222ZM17 218L20 219V218H22V217L17 216ZM23 218H24V217H23ZM64 218H65V217H64ZM104 218H105V219H104ZM128 218H129V219L131 218V220H129ZM135 218H136V217H135ZM164 218H165V217H164ZM164 218H163V219H164ZM213 218H214V217H213ZM213 218H212V219H213ZM228 218H230V219L227 220ZM231 218H232V219H231ZM236 218H238V220H237ZM241 218H242V219H241ZM2 219H4V218H2ZM9 219H10V218H9ZM11 219H12V218H11ZM41 219H42V218H41ZM86 219L88 220L87 222H85ZM96 219H97V220H96ZM122 219H124V222H123ZM127 219H128L127 222H130V223L125 224V223H127V222H125ZM155 219H157L158 221L156 222ZM180 219H181V218H180ZM217 219H216V220H217ZM82 220L80 221V223L82 222ZM167 220H163V221H167ZM181 220H182V219H181ZM231 220H232V222H231ZM247 220H251V219L248 218ZM258 220H259V218H258ZM1 221H2V220H1ZM10 221H11V220H10ZM21 221H24V220L21 219ZM59 221H60V222H58V221L53 222V220H52V222H53L52 224H48V222H47V223H44V226L46 225V227H49L48 229H46L47 232L49 233V235L53 234L54 232H55V234H56L57 231L59 230L58 227L61 226V227L65 228V229L67 228L69 232L67 231V229H66V230H61V232H60V230H59V232H60V233L63 232V236H65L66 234L68 235V233H69V235H70L69 237L71 238V240H70V238H69L68 236H67V237L65 236V237L63 238L64 240H62V238H61L60 241H58V240H57V237H58V236H56L54 239L57 240V241H53V240H50V239H51V238H50L51 236H50V237L48 236L50 239H49L48 237H47V239H49L50 241H53V242H54V243L52 242V244H54V245H52V244L48 243L47 241H46L47 244L44 243V242H45V241L43 240L44 238L42 239V237H41V236H43L42 234H41V236H40V237H41V240L38 239V240H40V243H41V244L43 243V247L46 246L45 248H47V247H49L50 249L53 248V249H52V250H53V251H52L53 253H54V251H57L56 254L54 253L55 256L52 258V260L56 258L55 260H53V264H59L58 262H56V260H57V261H58V260H59V261H62V257H63V255H64V252H67V251L69 250V249H68V250L66 251V249H65V251H64V250H62V249L65 248V247H67L68 244H72L71 247H70L71 250L69 251V253H74V254H76V253L78 252L79 254H82V252H83V254H86V252H88L89 254H91V256L88 255V254H86V259H87L89 262H90V259H91V260H94V258H91L92 256H93V257H94V256H97V258L100 256V255L98 254V253H100V252L97 251V249H98L99 246H96V245H99L100 243H102V242H104V241H106V242H104V243H107V242H108L107 240H104V238H105L104 235L109 234V233L111 232L110 230H108V231L105 230V229H104L105 227H103V226L99 228L100 231H99V229L96 230L97 228L94 229V227H92L91 229H89V227H88L89 230L86 231L87 234H89V232H91V230H94V231H92L93 233H91L93 236H92L91 234H89L91 237L89 236V237L86 238V239L90 238V240H93L92 242H90L92 245H91V247H90V246H89L90 243H89V241H88V244H89V245H85V244H84L85 246H83L82 243H80L81 245H80L79 243H78V244L73 243V242H75V241H79V240H78V238H79L78 235L75 237L74 232H73L72 235H71L72 230H74L73 227H71V225H74V226H75V223H73V222H71V221H68V225H69V227H67V226H65V225H67V224H65V223H66L65 221H63V222H62L61 220H59ZM95 221H96V222H95ZM161 221H162V220H160V223L163 224L164 222H163V221L161 222ZM172 221H173V220H172ZM172 221H171V222H172ZM178 221H180V220H178ZM253 221H254V223L256 222L255 220H253ZM64 222H65V223H64ZM78 222H79V220H78ZM78 222L76 221L77 225L79 224ZM83 222H82V223H83ZM109 222H110V221H109ZM133 222H134V220H133ZM175 222H176V220H175ZM180 222H181V221H180ZM183 222H184V221H183ZM199 222H200V221H199ZM218 222H219V223L221 222V223L219 224ZM243 222H244V221H243ZM257 222H259V221H257ZM261 222L264 223V219H261ZM11 223H12V222H11ZM15 223H18V222H15ZM30 223H31V224H30ZM36 223H37V222H35V225H36ZM50 223H51V222H50ZM55 223H56V225H57V223H59V226L57 227L56 225H54L55 228L49 230L50 228L53 227V224H55ZM69 223H71V225H70ZM90 223H93V221L90 222ZM122 223H123V224H122ZM138 223H139V222H138ZM168 223H169V221H168ZM168 223H167V224H163V225H161V226H165V225H166V226H165V229H167V228L169 229V228H170V225H169V224H171V223H169V224H168ZM222 223H223V224H222ZM262 223L260 224L261 226H260V225L258 226V228L261 229V231L264 230V224H262ZM22 224H23V223H22ZM37 224H38V223H37ZM47 224H48V225H47ZM63 224H64V225H63ZM84 224H82V226H83ZM106 224H108V223L106 222ZM218 224H219V225H218ZM235 224H236V223H235ZM240 224H241V223H239V225H240ZM246 224L244 223V225H246ZM16 225H18V224L8 225V226H9L8 230L4 228L5 230H7V231H3L4 234L7 233V232H10V231L12 230V231L10 232V235H11V234H12V235L14 234V235H17V237H19L17 233L20 234V232H22V231H19V230H23V228H22L21 224H19V225L21 226V229H20L19 226H16ZM32 225H31V227H30L28 230H30L32 233H34V232H33L34 230H32V229H33L34 227H36V226L33 225V227H32ZM77 225L75 226L76 228H77ZM109 225H110V224L107 225V229H108ZM157 225H158V224H157ZM157 225H156V226H157ZM248 225H249V224H248ZM248 225L245 226V227L247 228ZM4 226H5V224H4ZM8 226H7V227H8ZM13 226H16V227L13 228ZM24 226H25V225H24ZM29 226H27V227H29ZM38 226H39L40 229H43V228H42V224H41V225L38 224ZM44 226H43V227H44ZM64 226H65V227H64ZM79 226H80V225H79ZM79 226H78V227H79ZM88 226H89V225H88ZM104 226H105V225H104ZM112 226H114V225L112 224V225L110 226V229H111V230L113 229V228H111ZM153 226H154V225H153ZM159 226H160V225H159ZM171 226H172V224H171ZM173 226H172V227H173ZM189 226H191V227H189ZM254 226H255V225H254ZM254 226H253V228H254ZM10 227H11V228H10ZM56 227H57V228H56ZM75 227H74V228H75ZM154 227H155V226H154ZM154 227H153V228H154ZM166 227H167V228H166ZM211 227H212V226H211ZM249 227H250V226H249ZM251 227H252V222H251ZM255 227H256V226H255ZM25 228H26V227H25ZM31 228H32V229H31ZM39 228H37V229H39ZM80 228H81V227L77 228L76 230H78V229L80 230ZM84 228H85V227H83V229H84ZM114 228H115V226H114ZM123 228H124V227H123ZM191 228H193V229H191ZM258 228H257V229H258ZM10 229H11V230H10ZM14 229H17V230H14ZM61 229H62V228H61ZM86 229H87V228H86ZM102 229H104V230L102 231ZM140 229H141V228H140ZM155 229H156V231H158L156 227H155ZM161 229H162V227H161ZM170 229H171V228H170ZM199 229H200V228H199ZM212 229H213V228H212ZM1 230H2V229H1ZM46 230H44V231H46ZM48 230H49V231H48ZM133 230H134V229H133ZM159 230H160V229H159ZM162 230H163V229H162ZM162 230H161V231H162ZM209 230H210V229H209ZM232 230H231V231H232ZM250 230H251V229H250ZM254 230H255V229H254ZM15 231H16V232H15ZM30 231H28V232H30ZM41 231H42V230H41ZM50 231H52L51 234H50ZM53 231H54V232H53ZM65 231H66V232H65ZM74 231H75V230H74ZM81 231H82V230H81ZM88 231H89V232H88ZM97 231H98V232H97ZM135 231H136V230H135ZM141 231H142V230H141ZM161 231H160V232H161ZM174 231H179V233L177 232L176 235H174ZM210 231H211V230H210ZM231 231H230V232H231ZM259 231H260V230H259ZM259 231L255 230V231H253V232H257V233H255V234H258ZM261 231H260L259 233H261ZM59 232H58V233H59ZM78 232H79V231H78ZM94 232H96L98 235L95 234ZM105 232H106V234H103V233H105ZM107 232H108V233H107ZM137 232H139V228H138ZM158 232H159V231H158ZM170 232L173 233V235H172L173 237H169V235H171ZM207 232H208V231H207ZM238 232H239V231H238ZM240 232H241V231H240ZM247 232H248V231H247ZM32 233H30V234L32 235ZM84 233H85V232H84ZM100 233H101V235H100ZM208 233H210V234L213 233V234H214L213 231H212V232H208ZM227 233H229V234L227 235L228 237H226V234H227ZM250 233H251V232H249L248 234H250ZM7 234H8V233H7ZM24 234H26V233H23V235H24ZM30 234L28 233L27 235L29 236ZM64 234H65V235H64ZM80 234H81V232H80ZM102 234H103V236H102ZM131 234H132V233H131ZM140 234H141V233H140ZM237 234L239 235V233H237ZM237 234L234 235V239H235V237H237V236H236ZM262 234H264V231H262ZM10 235L8 234V236H10ZM34 235H40V234H38V233H34ZM34 235H33V236H34ZM61 235H62V234H61ZM81 235H82V234H81ZM109 235L112 236V237H109L108 240H112L113 237L116 236V235L113 236V235H111V234H109ZM141 235H142V234H141ZM141 235H140V236H141ZM157 235H158V234H157ZM160 235H158V236H160ZM199 235H200V234H199ZM199 235H198V236H199ZM8 236H7V237H8ZM25 236H26V235H25ZM45 236H46V235H45ZM63 236H62V237H63ZM73 236H74V237H73ZM85 236H86V234H85ZM94 236H95V238L93 239ZM101 236L104 237V238H102ZM118 236H117V237H118ZM161 236H160V237H161ZM213 236H214V235H213ZM252 236H253V235H252ZM256 236H257V235H256ZM2 237H3V235H2ZM4 237H5V236H4ZM7 237H6V238H7ZM20 237H21V236H20ZM40 237H39V238H40ZM60 237H61V236H60ZM106 237H107V235H106ZM145 237H146V235H145ZM147 237H148V236H147ZM147 237H146V238H147ZM177 237H176V238H177ZM196 237H197V238H196ZM247 237H251V236L249 235V236H247ZM6 238H5V239H6ZM10 238H12V239L10 240ZM10 238H8V241L10 240V241L13 242V240H14L13 237H10ZM65 238H66L67 240H66ZM72 238H73V239H72ZM75 238H76V240H75ZM91 238H92V239H91ZM96 238H98V239L96 240ZM99 238H102V239H99ZM111 238H112V239H111ZM139 238H140V237H139ZM146 238H145V239H146ZM153 238H155V237L153 236L152 239H153ZM157 238L160 239L159 237H156V239H157ZM166 238H167V239H166ZM168 238H169V239H168ZM252 238H255V236H254V237H251L249 240H253ZM34 239H36V236H34ZM34 239H33V240H34ZM47 239L45 238V240H47ZM52 239H53V237H52ZM145 239L143 240V241L145 242V245H142L143 241L138 239V240L141 241L142 243L138 241L139 245L137 246V239H135V240H133V241L131 242L132 244H130V243L128 242L130 246H133V245H134V249H133V248L131 249L130 247H129V248H128V247L123 248V249H125V250H126V248L128 249V250H126L127 253L130 252V251L132 250V252H130V253L135 254V257L138 258V259L135 258V257H133L134 259L132 258L131 261H133V264H134V262H136L137 260H138V261H141V260L145 261V259H146L147 256H148V254H147L148 252H144V251L146 250V248H152V247H153V246L151 247V246L149 245V243H152V240H151L150 242H148V244H146V243H147V241H146L147 239H146V240H145ZM148 239H149V238H148ZM150 239H151V238H150ZM150 239H149V240H150ZM158 239H157V240H158ZM164 239H165V240H164ZM229 239H230V238H229ZM231 239H232V238H231ZM247 239H248V238H246V240H245L244 237H242V240L245 241L244 243H246L245 245H246L247 248H248L249 245H252V244H249L250 241L247 242ZM258 239H259V238H258ZM22 240H23V239H22ZM22 240H20V241H22ZM25 240H26V239H25ZM25 240H24V242H25ZM33 240H32V241H33ZM69 240H70V241H69ZM83 240H84V239H83ZM83 240H82V241H83ZM98 240H99V241H98ZM101 240H104V241H101ZM126 240H125V242H126ZM222 240H225V241L222 242ZM242 240H240V241H242ZM255 240H256V239H255ZM16 241H17V240H14V242L12 243V244H13V248H12V249H16V248H17V252H16V250H12L11 247H9V248L11 249L10 252H9V248H8V249L6 250V252H5V257L7 256L6 254H8V257H7L8 259H7V258L3 259V260H4L3 263H2L1 260H0L1 264H4V263H5V264H17V263L19 264L20 262H22L23 260H25V259L22 257V256L24 255V252H25L24 247H23L24 245L21 244V243L18 244L20 241H19V242H18V241L16 242ZM30 241H31V240H30ZM32 241H31V242H32ZM43 241H44V242H43ZM50 241H49V242H50ZM61 241L67 243V245L65 246V243H61V244H59ZM68 241H69V242H68ZM71 241H72V243H71ZM82 241H79V242H82ZM130 241H131V240H130ZM134 241H135L136 243L133 244ZM173 241H176L175 244L173 243ZM209 241H212V240H209ZM232 241H233V240H230V241H229V242H230L229 245L232 244ZM258 241H259V240H258ZM4 242H5V241H4ZM22 242H23V241H22ZM37 242L39 243V241H37ZM37 242H36V240H34V242H33L32 244H34V243L37 244ZM56 242H57V243H56ZM58 242H59V243H58ZM86 242H87V241H86ZM95 242H96V243H95ZM97 242H98V243H97ZM119 242H120V241H119ZM206 242H208V241H206ZM15 243H17V244H15ZM26 243H28V242H26ZM40 243H39L38 245H40ZM55 243H56L57 245H56ZM109 243H111V242H109ZM128 243H127V245H128ZM140 243H141V244H140ZM204 243H205V242H204ZM216 243H217V242H216ZM28 244H29V243H28ZM32 244H30V245H32ZM95 244H96V245H95ZM102 244H103V243H102ZM153 244H154V243H153ZM239 244H240V243H239L238 241L234 243L235 247H233V248H234V251H235V249H236L235 252H237V248H238V250H239V248H241L240 246H241L243 243H242L241 245H239ZM253 244H254V245H252V246H254V251H255L254 253H255V254H254L253 256L251 255L253 258H252V259L249 258L250 260H249V261L247 260V261L250 262L249 264H264V248H262V247H261V248H257L256 246H257L258 243H256V241H255V242L253 241ZM255 244H256V246H255ZM5 245H6V246H7V245H11V242H10V244H6V243H5ZM15 245H19V246H21V248H19L18 246L15 247ZM22 245H23V246H22ZM49 245H50V246H49ZM59 245H61V247H60ZM75 245H76V246H75ZM77 245H79L80 247H79V246L77 247ZM100 245H101V244H100ZM108 245H109V248H108L106 251H105V250H102V251H101V253H103V251L105 252V255H104L105 258L103 257V258L101 259V256H100V259H101V260L104 259L103 261H106V262H104V263H106V264H107V262H108V260H109V259H108L109 257H107V253L110 254L109 251H111V254H112L114 257H116V258H118L116 255L119 254V253L121 254V253H122L121 251H123V250H120V251L118 252V250L121 249V246H122V245L120 246V248H119L117 251H116L117 248H115V249H114V247H113V248H110V246H112V244H108ZM108 245H107V246H108ZM147 245H148V247H146ZM207 245H208V244H207ZM40 246H41V245H40ZM62 246H63V247H62ZM64 246H65V247H64ZM74 246L78 249V251H77V249H75ZM123 246H125V245H123ZM140 246H145L146 248H145V249H141ZM149 246H150V247H149ZM177 246H179V245H177ZM195 246H194V247H195ZM225 246H226V245H225ZM246 246L244 247V248H245L244 250H245L246 252L250 251V249H249V248L247 249ZM59 247H60V248H59ZM81 247H83L84 249L82 250ZM86 247H87V248H86ZM95 247H96V249H95ZM102 247H103V246H102ZM105 247H106V244H105ZM181 247H182V245H181ZM203 247H204V246H203ZM203 247H202V250H203V249H204V250L201 252V256H202L203 254L205 255V253H207L206 250H205V248H203ZM220 247H219V248H220ZM229 247H231V245H230ZM2 248H3V247H2ZM39 248H42V247H39ZM39 248H38V249H39ZM54 248H55V249H54ZM56 248H57L58 250H57ZM67 248H69V247H67ZM91 248H92V249H91ZM93 248H94L95 251L93 250ZM100 248H101V247H99V249H100ZM138 248H139V249H138ZM142 248H144V247H142ZM163 248H164V249L166 248V249L164 250ZM182 248H183V247H182ZM190 248H192V247H190ZM195 248H196V247H195ZM195 248H193V250H194ZM242 248H243V247H242ZM5 249H6V248H5ZM25 249H26V248H25ZM27 249H28V248H27ZM27 249H26V250H27ZM30 249H32V248H30ZM73 249H74V251L76 250L77 252H76V253L73 252ZM79 249L82 250V251H80L81 253L79 252ZM88 249H89V250H88ZM90 249H91V250H90ZM129 249H130V250H129ZM136 249H137V250H136ZM140 249H141V250H140ZM176 249H177V247H174L173 252H171L172 249H171L170 251H168L167 253L165 252L164 254L166 255V257H164V256L162 255V258L169 259V258H170V256H169L170 253H173V254L175 255V257H173V259H174V258H175V259H180V253H181V251H180V252L178 251V250H180V249H178V250L176 251ZM206 249H208V248H206ZM222 249H223V248H222ZM222 249H221V250H222ZM252 249H253V248H252ZM18 250H19V251H18ZM20 250H21V251H22V250L24 251V252L22 251V254H23V255H21ZM32 250H33V249H32ZM42 250H43V249H42ZM85 250H87V251H85ZM92 250H93V251H92ZM108 250H109V251H108ZM114 250H115V251H114ZM134 250L136 251L137 254L134 253ZM138 250H139V251H138ZM149 250L151 251V249H149ZM154 250H155V249H154ZM191 250H192V249H191ZM196 250H197V249H196ZM196 250H194V251H196ZM228 250H230V249H228ZM228 250H227V252H228ZM241 250L243 251V249H241ZM241 250H240V251H241ZM4 251H5V250H4ZM7 251H8L9 253H8ZM14 251H15V252H14ZM29 251H30V250H29ZM29 251H28L27 253H26V252H25V253H26L27 255L30 254V256H31V255L34 256V255L32 254V251H30V252H29ZM33 251H34V250H33ZM45 251H47V249H46ZM60 251H61V253H59ZM63 251H64V252H63ZM140 251H141V252L143 251L142 253H143V254L146 253L147 255L144 254V255H142V258H141V254H142V253H141ZM152 251H153V250H152ZM152 251L150 252L151 255H152ZM159 251H157V252L159 253ZM208 251H209V250H208ZM240 251H238L237 254L235 253L236 255H233V256H237L238 253H239ZM245 251H244V254H245L244 256H242L243 254H242L241 252L239 253L238 256H239V257L242 256L243 258H244V257H245V258L247 257L246 259H248V256H250V254L247 255L248 253H246ZM11 252H14V253H11ZM50 252H51V251H50ZM97 252H98V253H97ZM106 252H107V253H106ZM112 252H113V253H112ZM210 252H213V251H210ZM210 252H208V253H210ZM252 252H253V251H252ZM3 253H4V252H3ZM10 253H11V254H10ZM28 253H29V254H28ZM48 253H49V252H48ZM96 253H97L98 255H97ZM123 253H125V252H123ZM153 253H155V252H153ZM162 253H161V254H162ZM57 254H59V257H60V256H61V257H60V258H59V257L57 258V256H58ZM65 254H66V253H65ZM103 254H104V253H103ZM111 254H110V256H111ZM191 254H193V253H191ZM197 254H198V253H197ZM225 254H226V253H225ZM241 254H242V255H241ZM45 255H47V254H45ZM56 255H57V256H56ZM67 255H69V254H67ZM71 255H72V254H71ZM121 255H122V254H121ZM151 255L149 254V256H148V261H149V262L151 261L149 264H152V259H151V258H153V259L156 258V260H157V256L155 257V254H153V255H152L153 257L150 258ZM156 255L159 256V254H157V253H156ZM206 255H210V254H206ZM211 255H212V254H211ZM211 255H210V256H211ZM216 255H217V254H216ZM24 256H25V255H24ZM52 256H53V254H52ZM79 256H80V255H79ZM89 256H90V257H89ZM108 256H109V255H108ZM126 256H127V254H126ZM133 256H134V255H133ZM143 256L146 257V258L143 259V258H144ZM181 256H182V255H181ZM194 256H195V254H194ZM214 256H215V255H212L213 258H214ZM217 256H218V255H217ZM217 256H216V257H217ZM221 256H222V254H221ZM226 256H229V258H230L231 254H230V255L226 254ZM21 257H22V261H21V259H20ZM34 257H35V256H34ZM34 257H33V258H34ZM47 257H48V256H47ZM47 257H45V258H46L47 260H49V258H47ZM73 257H74V256H73ZM87 257L90 258V259H88ZM124 257H125V256H124ZM128 257H129V256H128ZM130 257H131V256H130ZM182 257H183V256H182ZM182 257H181V258H182ZM192 257H193V256H192ZM197 257H198V256H197ZM208 257H209V256H208ZM212 257H211V258H212ZM239 257H236L237 260H238V262H239ZM0 258H1V257H0ZM29 258H30V257H29ZM35 258H36V257H35ZM37 258H38V257H37ZM41 258L43 259L44 256L41 257ZM84 258H85V256L83 255V256H82V259H83V260H82L81 258H79V259H80V261H83V262H84V260H85ZM106 258H107V259H106ZM139 258H140V259H139ZM162 258H161V255H160V258H158V259H161V260H157V261L160 263L161 261L164 260V259L162 260ZM209 258H210V257H209ZM209 258H207V259H209ZM211 258H210V259H211ZM234 258H235V257H234ZM236 258H235V259H236ZM6 259H7V260H6ZM46 259H45V260H46ZM76 259H77V258H76ZM100 259L98 258L99 262H100ZM112 259H113V258H112ZM120 259H121V257L119 258V261H120ZM149 259H150V260H149ZM175 259H174V261H171V262L169 261L168 263H167L168 260H164V261H165L164 264H172V262H174V264H175ZM188 259H189V258H188ZM200 259H201V258H200ZM217 259H218V258H217ZM219 259H220V257H219ZM230 259H231V258H230ZM230 259H228V260H230ZM52 260H51V262H52ZM95 260H97V259H95ZM95 260H94V261H95ZM110 260H111V259H110ZM117 260H118V259H117ZM134 260H135V261H134ZM171 260H172V259H171ZM26 261H27V258H26L25 262H26ZM63 261H65V260L63 259ZM63 261H62V262H63ZM88 261H87V262H88ZM146 261H147V260H146ZM148 261H147V262H148ZM154 261H155V260H154ZM154 261H153V264H154ZM157 261H155V263H156ZM176 261H178V260H176ZM217 261H218V260H217ZM243 261H244V260H243ZM44 262H45V261H44ZM91 262L94 263L93 261H91ZM113 262H114V260H113ZM113 262H112V263L110 262V264H113ZM202 262H203V261H202ZM202 262H199V263L202 264ZM207 262H208V261H207ZM209 262H210V261H209ZM45 263H46V262H45ZM49 263H50V262H49ZM67 263H68V262H67ZM80 263H82V262H80ZM92 263H90V264H92ZM97 263H98V262H96V264H97ZM131 263H132V262H131ZM178 263H179V262H178ZM212 263H213V262H212ZM212 263H211V264H212ZM230 263H231V262H230ZM20 264H22V263H20ZM23 264H30V263H29V262H28V263H24V262H23ZM46 264H48V263H46ZM60 264H61V263H60ZM62 264H66V263L64 262V263H62ZM85 264H86V263H85ZM87 264H88V263H87ZM102 264H103V263H102ZM143 264H145V263H143ZM147 264H148V263H147ZM156 264H157V263H156ZM176 264H177V263H176ZM225 264H226V263H225ZM234 264H239V263H234Z\"/></svg>",
  "mask_w": 264,
  "mask_h": 264
}]
</instances>
